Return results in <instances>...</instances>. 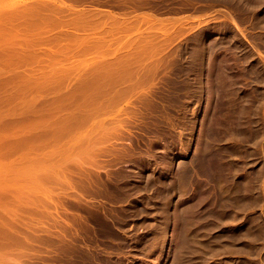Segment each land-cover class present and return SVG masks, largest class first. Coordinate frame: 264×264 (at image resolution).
Instances as JSON below:
<instances>
[{
	"label": "rangeland",
	"instance_id": "obj_1",
	"mask_svg": "<svg viewBox=\"0 0 264 264\" xmlns=\"http://www.w3.org/2000/svg\"><path fill=\"white\" fill-rule=\"evenodd\" d=\"M33 0H0V19H1V17H2V14L1 13H3L2 11H3V9H6L7 10V12L6 11H4V13H6V15L5 14H3V17H2V19L0 20V47L2 46L3 47V45L4 44H8V45H11L9 48L7 47V46H4V48L6 47V48H8V49H6V51H8V50H10V48L13 46V44L14 43H16V42H18V47L20 46V44L22 45L23 43H24V40H23V42H19V41H21L22 39H24V38H22V36L24 35V34H22L21 35V33H24V28L26 27L25 25H27L26 24V22H24V21H22V19H21V17H16L15 16V14L18 12L17 10H21V9H24L23 8V6L24 5H26V3L27 2H32ZM119 1H125V2H128V4L127 3H125V4H121V2L120 3H118ZM131 1V0H130ZM129 0H66V2H68V3H73L74 2V4H72V5H74V7L76 8V9H85V8H87V10L88 9H90V10H88V11H91L92 9V11H94V12H96V14H98V15H96L95 13V17H96V20H97V18L99 17L100 19H102L103 20V16L101 15V14H99L98 12H102L103 14L105 13V14H110V15H112V16H114V15H116V16H118V17H122V19L123 20H125L126 21V19L128 18L129 20H131V19H137L138 20V18H139V23H138V21H135V22H137V23H135L134 22V19L130 22V21H123L122 19H121V21H123L122 22V25L124 26V22L126 23V24H129V23H131L130 24V26L128 25V28H127V25H125L126 27V30H125V28L123 29V28H120V27H118V24L117 23H115V24H111L110 22H113L114 23V19H113V17L112 16H110L109 18L111 19V17H112V21L108 18H106V19H104V21L106 20L107 22H108V20L110 21V22H108L109 24H108V26L107 27H109V25H113V27H109V28H107V27H105L106 25H107V23H106V21L103 23L102 22V24H101V26H100V24L98 25V26H100V27H97V25L96 26H94V28L91 26H89L90 28H92V30L90 29V28H88V29H86V30H88V34H89V32H94V34H96L97 36V38L98 37H100V35H102V32L104 33V35H105V37H104V35H102V37H104L105 38V40L107 41V43H106V41L104 42V44L102 43H97V41L95 40L94 42H90L89 44L87 43V44H83V45H81V46H76L75 48H73V50L74 51H72L71 50V52L69 53V55H67V57L65 58V57H63L65 60H67V62H68V64L70 65V66H68V65H66V63L67 62H65V60H63V58H62V60H63V63H62V61H61V59L60 58H56V59H49L50 57H46V58H48V59H45L46 60V63H45V61H44V59L42 58V59H23V58H25L24 56H23V54H22V51H24V50H22V46H24V44L20 47V49L22 50H20L19 51V49H17V47L15 48L14 46H15V44H14V46L11 48V51H12V49H14L13 51H17V54H14L13 53V51H12V53H13V55H16V56H13L12 55V53L10 54V51L8 52L9 53V56H6L5 58L4 57H2V56H4L3 55V51H2V53L0 52V264H74V263H76V264H85V261H83L85 258H87L86 259V261H88V258H90L89 260V262H86L87 264H94V262L96 263V264H104V262H105V264H110L111 262H112V264H126V263H128V264H154L155 262H157V263H159L160 261H161V263L160 264H264V74H263V68H264V41H263V39H264V2H261L262 0H256L255 2L252 0H249L248 2H247V0H241L242 2H240L239 0H228V1H222L221 3H220V1L221 0H216L215 1V3H213V0L211 1H209V0H205V1H201V0H186V2H185V0H181L182 2H183V4H182V2L179 0V2H176V0H166V1H164V0H155L154 2H155V4H157V5H153V0L151 1V0H149V2L146 4L145 2H147L146 0L143 2V1H141V3H140V1L139 0H132L131 2L132 3H136V1H138L139 3H140V5H142V6H138V2H137V5H135V4H131V2H130ZM133 1H135V2H133ZM178 1V0H177ZM188 1V2H187ZM230 1V2H229ZM231 1H233V2H231ZM236 1H239V2H236ZM244 1L245 2H247L248 4H249V10L247 9L248 8V4H246L245 5V3H244ZM251 1V2H250ZM260 2V3H262V4H259L258 2ZM264 1V0H263ZM26 2V3H25ZM75 2H76V4H75ZM150 2H153V3H151V4H149ZM175 2V3H174ZM205 2V3H204ZM209 2V3H208ZM210 2H212V3H210ZM229 2V3H228ZM234 2L235 3H237V4H234ZM252 4V6H251V8H250V3ZM253 2V3H252ZM118 3V4H117ZM143 3V4H142ZM145 3V4H144ZM172 3V4H171ZM177 3V4H176ZM189 3V4H188ZM228 3V4H227ZM232 3V4H231ZM240 3H241V5H240ZM256 3V4H255ZM259 5H258V4ZM20 4H22L21 6H22V8H21V6H20ZM24 4V5H23ZM121 6H123V7H121ZM126 4L128 5V6H126ZM171 4V6H169ZM188 4V5H187ZM204 4H206V5H204ZM210 4V5H209ZM230 4V5H229ZM239 4V5H238ZM253 4H254V6H253ZM16 5H19L20 6V9H17L16 11H15V7H18V6H16ZM76 5H78L77 7H76ZM116 5H118L117 7H114V6H116ZM129 5H131V6H129ZM200 5H201V7H200ZM202 5H204V7H202ZM226 5V6H225ZM231 5H234V6H238L239 8H234L233 6H231ZM258 6V7H255V6ZM133 6V7H132ZM167 6V7H166ZM170 8H169V7ZM201 8H199V7ZM228 6H230V7H228ZM240 6H242L241 8H240ZM245 8H244V7ZM127 8V9H125V8ZM129 7H131L130 9H129ZM139 7V8H138ZM172 7V8H171ZM206 7V8H205ZM253 7H255V8H253ZM15 8V9H14ZM19 8V7H18ZM120 8H121V11H120ZM124 8V9H123ZM134 8V9H133ZM138 8V9H137ZM227 8V9H226ZM234 8V9H233ZM243 8V9H242ZM123 9V10H122ZM229 9H233L234 11L232 12V10H229ZM239 9V10H238ZM241 9V10H240ZM15 12H14V11ZM107 10V11H106ZM108 10H110V11H108ZM124 10H125V12H127V14H122L123 12H124ZM131 10H133L132 12H131ZM13 11V12H12ZM104 11H106V12H104ZM115 11V12H114ZM117 11V12H116ZM130 11V12H129ZM230 11V12H229ZM10 12H12L10 15H9V13ZM119 12H121L120 14H122L121 16H120V14H119ZM131 13V14H129V13ZM227 12V13H226ZM13 13H15L14 15H13ZM118 13V14H117ZM146 13H149V14H146ZM225 13L227 14V15H225ZM232 13V14H231ZM7 14L9 15L8 17H7ZM104 14V15H105ZM130 16H129V15ZM153 15V16H148V15ZM229 14H231V15H229ZM5 15V16H4ZM13 15V16H12ZM135 15V16H134ZM143 15H145L144 17L146 18V17H149L148 19H149V21H148V19L146 18H144L143 17ZM147 15V16H146ZM225 15V16H224ZM16 18H15V17ZM102 16V17H101ZM127 17V18H125V17ZM132 16H134L133 18H129V17H132ZM139 16V17H138ZM230 16H232V17H230ZM234 16V17H233ZM13 19H12V18ZM24 17V16H23ZM22 17V18H23ZM138 17V18H137ZM141 17H143V18H141ZM151 17V18H150ZM199 17V18H198ZM225 17H226V19H225ZM227 17H229V19H230V21L232 20V22L230 23V21H229V19H227ZM16 20H15V19ZM17 18H19V19H17ZM105 18V17H104ZM157 18V19H156ZM3 19H5L4 20V22H2V20ZM24 19V18H23ZM127 19V20H128ZM140 19H141V21H140ZM237 21H235V20ZM14 20H15V23H16V21L18 22V23H20L19 21H21V26H20V24H16V27L18 28H20L21 30H19V28H18V30H19V32H20V34H17L16 32H18V30H16V27H15V23H13L14 22ZM99 20V19H98ZM222 22H221V21ZM225 20H227V21H225ZM234 20V21H233ZM161 21V22H160ZM211 23V24H209V22ZM223 21H225L226 22V25L224 24L225 22H223ZM143 22V23H142ZM163 22H165V23H163ZM181 22V23H180ZM183 22V23H182ZM208 22V23H207ZM214 22H215V24H214ZM220 22V23H219ZM235 22V23H234ZM25 23V24H24ZM106 23V24H105ZM135 25H134V24ZM141 23V24H140ZM160 23H162L161 25L162 26H164V28H166L165 29V33L163 32V27L161 26V28L159 27L158 28V26H160ZM168 23V24H167ZM171 23V24H170ZM174 23V24H173ZM177 23V24H176ZM205 23H206V25H205ZM214 25H213V24ZM217 23V24H216ZM237 23V24H236ZM139 25L138 26V28H136L137 27V25ZM173 24V25H172ZM208 24H209V26H208ZM222 24V25H221ZM224 24V25H223ZM230 24H232L233 26H231ZM13 25H14V27H13ZM19 25V26H18ZM30 25V24H29ZM29 25H27V26H29ZM104 25V26H103ZM118 27V29H115V27L116 26ZM184 25V26H183ZM218 25H220V26H218ZM230 25V26H229ZM135 28H134V27ZM168 26H170V28L168 27ZM207 26V27H206ZM222 26H223V28H222ZM228 26V27H227ZM239 26V27H238ZM12 27V28H11ZM97 27V30H98V32H97V30H95V28ZM104 27H105V29H104ZM155 29H157V30H160L161 29V31H157V30H155ZM170 29V30H172V31H170V30H167L168 28ZM200 27V28H199ZM215 27V28H214ZM216 27H219V28H216ZM225 27H226V29H225ZM231 27V28H230ZM235 29H234V28ZM241 27V28H240ZM12 30H11V29ZM13 28H14V30H13ZM32 28V26H30L29 27V29L28 28H25L26 30H30ZM36 28V27H35ZM131 28V29H130ZM32 29H34V27L32 28ZM31 29V30H32ZM56 29H57V27H56ZM95 31H94V30ZM104 29V30H103ZM107 29H109V30H107ZM112 29H114V30H112ZM120 29H123V30H120ZM150 29H154L153 30V32H151L152 30H150ZM163 29V30H162ZM199 29V30H198ZM214 29V30H213ZM220 29V30H219ZM231 29V30H230ZM241 29V30H240ZM245 30L246 31V34H245V31H243V30ZM11 30V31H10ZM23 30V31H22ZM106 30L107 31H111V32H114V31H116L117 33L115 34V33H112L114 36H111V35H109V38H108V33L110 34L111 32H108L107 34L105 33L106 32ZM140 30H142V31H140ZM150 30V31H149ZM167 30V31H166ZM196 31V33H195V31ZM197 30H198V32H197ZM201 30H202V32H201ZM204 30V31H203ZM217 30V31H216ZM234 30H236V31H234ZM239 30V32H237ZM15 31V32H14ZM22 31V32H21ZM55 31H57V30H55ZM118 31H120V33L118 32ZM124 31V32H123ZM145 31V32H144ZM147 31L149 32V33H147ZM154 31L156 32H158V33H161V34H159L158 35V33L156 32V35H157V37H155V36H152L151 38H150V36L152 35H150V33H154ZM193 31H194V33H193ZM206 31V32H205ZM240 31H242V32H240ZM9 32L11 33V34H9ZM15 34H14V33ZM87 32V31H86ZM101 32V33H100ZM141 33V32H143L142 33V35L141 34H138V33ZM169 32V34H171V35H173V37L174 38H172V36H171V40L170 39H167V36L166 35H168V37L170 36L169 34H167ZM173 32H174V34H173ZM238 35V37H237V35L235 34V33ZM92 33H90V34H92ZM144 33H146V34H148V35H146V34H144ZM195 35V36H193V34ZM197 33H199V34H197ZM204 33V34H203ZM242 33V34H241ZM248 33V34H247ZM12 34H14V35H16V37H19L18 35H21L19 38H17L16 40H18L19 39V41H16V42H13L14 40L13 39H15V38H10L11 37V35ZM94 34H92V35H94ZM165 34V39H163L164 37H163V35ZM191 34V35H190ZM201 34V35H200ZM228 34V35H227ZM236 36H235V35ZM240 34H241V36H240ZM244 34V35H243ZM250 34V35H249ZM13 35V36H14ZM99 35V36H98ZM122 35V36H121ZM142 38V37H145V35L146 36H148V38H147V41H149V38L150 39H152L153 37H155L156 39H160L159 41L158 40H156L155 42H156V44H158V45H156V48H155V51L153 50V48L151 49V51H150V49H147L146 50V46L143 44V40H144V42H146L145 41V39L143 38V39H141L139 36ZM144 35V36H143ZM150 35V36H149ZM221 35V36H220ZM232 35H234V36H232ZM249 35V36H248ZM262 37H260V36ZM263 35V36H262ZM107 36V37H106ZM117 36L119 37L118 39H117ZM121 36V37H120ZM189 36H190V39H189ZM191 36H193L192 38H193V40L191 39ZM200 36H202V37H205V39H203V38H201ZM210 36V37H209ZM216 36H218V37H216ZM230 36V37H229ZM242 36H245L244 38L242 37ZM254 36V37H253ZM15 37V36H14ZM135 37V40L136 41H134V38ZM160 37H162V39L163 40H165V41H161L162 39L160 38ZM187 37H188V39L189 40H187ZM220 37L222 38V39H220ZM225 37H229L230 38V40L232 41H228L227 40V38H225ZM233 39H232V38ZM235 37H236V39H235ZM240 37V38H239ZM253 37V38H252ZM256 37L258 38V39H256ZM10 38V39H9ZM138 38H140L139 40H137ZM195 38V39H194ZM212 38V39H211ZM215 38L217 39V40H215ZM255 38V39H254ZM260 38H261V40H262V42H261V40H260ZM3 39V40H2ZM9 39V40H8ZM128 39V40H127ZM133 39V40H132ZM199 39H201V40H199ZM214 39V43H215V45H213V47L215 46L216 48H218V50H220V51H218L215 47L213 48V47H211L212 46V44H214L213 43V40ZM238 39H240V40H238ZM127 41V43H126V41ZM168 40V42H166ZM196 40V41H195ZM197 40H199V41H197ZM238 41V44L236 43L237 41ZM242 40H244V41H242ZM260 40V41H259ZM7 41H10L9 43H7ZM125 41V42H124ZM134 41V43H132V42ZM139 41V44L137 43V45H138V48H137V45H136V42H138ZM203 41V42H202ZM208 41V42H207ZM210 41V42H209ZM211 41H212V43H211ZM216 41V42H215ZM222 41V42H221ZM247 42V45L245 44L246 42ZM257 41V42H256ZM2 42H3V44H2ZM12 42V43H11ZM123 42L124 43H126L125 45L123 44ZM163 42H165V43H163ZM198 43V45H197V43ZM206 42V43H205ZM218 42H219V44H218ZM223 42H224V45H223V47H221L222 46V44H223ZM226 42V43H225ZM255 42H256V44H255ZM261 42V43H260ZM163 43V44H162ZM188 43H190V44H188ZM196 43V44H195ZM203 45H202V44ZM208 43V44H207ZM209 43L211 44V45H209ZM222 43V44H221ZM231 43V44H233V45H231L230 44V46H226V44L227 45H229V44ZM241 43V44H240ZM262 44V45H260V44ZM141 44L142 45H144V47H141ZM188 44V45H187ZM191 44H193V45H191ZM206 44H207V46H206ZM217 44V45H216ZM240 44V45H239ZM251 44H253V45H251ZM258 44V45H257ZM140 45V46H139ZM190 45V46H189ZM239 45V46H238ZM251 47H250V46ZM255 45V46H254ZM256 45H257V47H259V48H256ZM157 46H158V48H157ZM193 46V47H192ZM197 46V47H196ZM200 46H205V47H203V50H204V52H202L201 53V50H202V47H200ZM219 46H220V48H219ZM226 46V47H225ZM244 48H243V47ZM246 46H247V48H246ZM253 46V47H252ZM1 47V48H2ZM188 47V48H187ZM190 47V48H189ZM196 47V48H195ZM198 47H200V48H198ZM212 49H211V48ZM227 47H230V49L229 48H227ZM233 47H234V49H233ZM238 47V48H237ZM240 47V48H239ZM109 48H110V51H109ZM139 48H144V49H142V51H140L141 49H139ZM194 50H193V49ZM205 48H206V50H205ZM208 48V49H207ZM227 50H225V49ZM243 48V49H242ZM254 48V49H253ZM3 49V48H2ZM17 49V50H16ZM23 49H24V47H23ZM107 49V50H106ZM117 49V50H116ZM136 49V50H135ZM137 49H139V50H137ZM184 49V50H183ZM189 49V50H188ZM200 51H199V50ZM223 49V50H222ZM239 49V50H238ZM248 49V50H247ZM251 49H253V50H251ZM257 49V50H256ZM132 50H134L133 52H132ZM187 50V51H186ZM195 51L196 50V52L195 53H193V52H191V51ZM212 50V51H211ZM218 51V53H217V51ZM225 50V51H224ZM232 51L233 50V52H235V50H237L236 52H235V55L237 56H235L234 55V53L232 54V53H229L230 51ZM249 50H251L252 51V53L254 54V55H256V57L254 58L253 57V54L251 53V51L249 52ZM1 51V50H0ZM5 51V50H4ZM128 51V52H127ZM137 51V52H136ZM139 51H140V53H139ZM143 51L145 52V53H143ZM148 51H150V52H148ZM183 51H185V52H183ZM207 51V52H206ZM209 51V52H208ZM216 51V52H215ZM221 51H223V53L221 52ZM240 51L242 52V53H240ZM261 51V52H260ZM21 52V53H20ZM128 54H127V53ZM189 52H191L192 54H193V56L189 53ZM199 52V53H198ZM215 52V53H214ZM220 52V53H219ZM224 52H226V53H224ZM245 52V53H244ZM246 52L248 53V54H246ZM259 52V53H258ZM5 53V52H4ZM7 53V54H8ZM188 53L190 54V56H188V58H186L187 57V55H188ZM196 53H197V55H196ZM207 53V55H204V54H206ZM214 55V54H217V56L216 55H214L213 57H212V55ZM223 55H222V54ZM244 53V54H243ZM6 53H5V55H7ZM19 54V56H17ZM124 54H127V55H129V56H127V55H125L124 56ZM184 54V55H183ZM195 54V55H194ZM231 54V55H230ZM249 54H251L250 55V57L252 58V59H250L249 58ZM185 55H186V57H185ZM199 55H201V56H199ZM209 55H211L210 56V58H208L209 57ZM226 55H228V56H226ZM257 55H258V58L260 57L261 59H258L257 58ZM23 56V57H22ZM192 56V57H191ZM202 56H203V58H202ZM204 56H207V57H204ZM223 57V59L222 58H220V57ZM231 58H230V57ZM21 57H22V59H21ZM53 56H51V58H52ZM225 57V58H224ZM245 57V58H244ZM247 57V58H246ZM190 58H191V63H190ZM199 58V59H198ZM216 59V61L215 60H213V59ZM227 58V59H226ZM249 58V59H248ZM257 58V59H256ZM79 59V60H78ZM178 59V60H177ZM185 59H188V60H185ZM193 59H195V61L193 60ZM202 59H203V61H202ZM209 59H210V61H209ZM218 59H221V61H219ZM55 60V61H54ZM59 60V62H61V63H59L61 66H64V67H66L65 68V70H63V69H61V70H59V69H55V72L54 71H52V70H54V68L55 67H53V65L52 64H54V66H56V65H59V64H57L58 61ZM80 60H81V62L84 60V64L83 63H80ZM128 60H130V61H127ZM160 60H162V62H160ZM174 60H177V61H175L174 62ZM180 60H182V61H180ZM199 60V61H198ZM201 60V61H200ZM213 60V62H211ZM247 60V61H246ZM256 60H258V61H256ZM260 60H261V62H260ZM47 61H48V63L50 62L51 63V61H53L52 62V64H48L50 67H53V68H50L49 66H47ZM76 61H78L79 63H80V65L79 64H77L78 62H76ZM155 61H156V64H154L155 63ZM185 61V62H184ZM188 61V62H187ZM208 61V62H207ZM215 61V62H214ZM57 62V63H56ZM74 62V63H73ZM76 62V63H75ZM123 62H125L127 65L131 62V64L133 65H131V64H129L130 66H131V68L129 69V70H127L128 68L127 67H130L129 65L127 66V65H125L124 66V64H123ZM152 62H154V63H152ZM158 62H160L159 64H158ZM182 62V63H181ZM186 62L188 63V64H186ZM196 62V63H195ZM198 62V63H197ZM201 62V63H200ZM65 63V64H64ZM74 64V67H77V69L78 68H80V66H82L81 64H83V65H85V66H83V67H81V70L80 69H78L79 70V72H78V70H76V68H72L71 66H73V64ZM94 64V65H92V66H94V68L95 69H93V70H95L94 71V73H93V71H92V68L90 67V65L91 64ZM98 63V64H97ZM134 63V64H133ZM146 63H148L149 64V66H148V64H147V67L145 66V64ZM154 64V66L155 67H153V65H151V64ZM161 63H162V66H161ZM178 63H180V64H178ZM184 63V64H183ZM190 63V64H189ZM193 63H195V64H193ZM203 63V64H202ZM206 63V64H205ZM207 63H209V64H207ZM213 63V64H212ZM237 63V64H236ZM253 63V64H252ZM255 63V64H254ZM258 63H260V64H258ZM56 64V65H55ZM63 64V65H62ZM76 64V65H75ZM95 64H97V65H99V66H95ZM157 64L159 65V67H160V69H159V67L157 68ZM176 64H178V66H176ZM183 66H182V65ZM191 64H192V67H191ZM214 64H217V65H215V66H212V65H214ZM235 64V65H234ZM44 65H46V67H47V70L50 68V70H51V72L50 73H56V71H62V73H59V71L57 72V76L58 77H60V76H62L64 73V75H66L67 74V76H66V80H65V78H64V76L62 77L65 81H67L66 83H68V81H70V79H71V82H69L68 84H66L62 79V81L66 84H64V83H62V81L60 80V78H58V82H55L57 79H56V77H54L53 75V77L56 79H53V77L52 76H50L51 74L50 73H48V76H50V77H52V78H50V80H49V77H48V79H47V87H46V84H45V87H44V85H41V82L42 81H40L39 82V84L40 85H37L38 83V81L37 82H35V84H36V86H34V85H30V83L32 84L33 82H28V78H29V80L31 79V78H33V80H35V78H37V77H39L40 75L38 74L39 72H41V73H46L45 71V69H43L45 66ZM57 66L58 68H60L61 66ZM66 65V66H65ZM185 65H186V67H185ZM194 65H196L195 67H194ZM201 66V68H200V66ZM206 65V66H205ZM227 65V66H226ZM233 65H234V67H236L238 70H241V71H239L238 72V70H236L234 67H233ZM255 67H254V66ZM259 65V66H258ZM42 66H44V67H42ZM68 66V67H67ZM90 67V69H91V71H89L88 70V68ZM110 66V67H109ZM144 66V67H143ZM181 66H182V68H181ZM187 66H189V67H187ZM203 66V67H202ZM209 66H211V67H209ZM222 66V68H220ZM225 66V67H224ZM241 66V67H240ZM254 67V68H256V66H257V70L256 69H251L250 70V68H252V67ZM261 66H263V68L261 67ZM64 67H61V68H64ZM70 67V69H67V68H69ZM124 67H126V68H124ZM152 67L154 68V69H152ZM175 67H176V69H175ZM179 67V68H178ZM228 67V68H227ZM231 67H232V69H231ZM239 67H240V69H239ZM243 67V68H242ZM98 68V69H97ZM109 68V69H108ZM113 68V70H111ZM151 69V71L153 72V74L151 73V71H149L150 73H148V71H147V69L148 70H150ZM156 68H157V70L158 71H156ZM183 68H185V69H183ZM188 68V69H187ZM200 70H199V69ZM211 68V69H210ZM215 68V69H214ZM225 68H226V70H225ZM229 68H230V70H229ZM71 69L72 70H76V71H72V72H76V73H78V79H80V78H82V80H86V79H83L84 77V75H85V78H87V80L86 81H88L87 82V84L88 85H90V84H96L95 86H93L92 85V87L90 88L88 85H85V82L84 81H82V80H79L80 82H84L83 84L82 83H80V82H78V79L76 78L77 76L75 75L74 77H73V79H72V77H70L71 75H69L68 76V73H70L71 72ZM145 69H146V76L145 75H143L141 72H144L145 71ZM176 71H175V70ZM177 69H183L184 71H186L187 73H185L183 70L182 71H180V70H177ZM210 69V70H209ZM214 69V71L212 72V70ZM218 69V70H217ZM221 69V70H220ZM223 69V70H222ZM262 69V70H261ZM66 70H68L67 72H65ZM153 70H155V71H153ZM187 70H189V71H187ZM196 70H197V72H196ZM199 70V71H198ZM216 70V71H215ZM220 70V71H219ZM235 70V71H234ZM253 70V71H252ZM260 70H261V72H260ZM30 75H28V77H24L25 75H26V72ZM109 72L110 71V74L109 73H107V72ZM111 71H113L112 73H111ZM175 71V72H174ZM191 71H194V73L193 72H191ZM208 71V72H207ZM211 73H210V72ZM220 73H219V72ZM223 73H222V72ZM224 71L226 72L225 74H233V72H234V76L233 75H231V76H227V75H225L224 74ZM228 71V72H227ZM243 71H244V73H243ZM248 71V72H247ZM257 71H258V73H257ZM23 72L25 73V75L23 74ZM33 72H34V74H36V76L33 74ZM48 72H49V70H48ZM72 72L70 73V74H72ZM105 72L107 73V76H106V74H105ZM115 72L117 73V74H119L120 75V78H118L117 80L119 81V79H120V84H117V81L115 80L114 81V84L116 83L117 84V88L115 87V86H112V85H114L113 84V80L115 79V77L117 78V77H119V75L118 76H113V77H111L113 80H111V78H107V77H109L108 76V74L110 75V76H112V74H115ZM156 72V73H155ZM175 74H174V73ZM182 72H184V73H182ZM198 72H200L199 73V75H197L198 74ZM216 72V73H215ZM238 73V75L240 76V77H242L240 74H242L243 76H244V74H245V72H246V75L244 76V78L242 77V78H240L238 75H237V73ZM242 72V73H241ZM40 73V74H41ZM91 73V74H90ZM93 73V74H92ZM132 73H133V75H132ZM135 73V74H134ZM136 73H137V75H136ZM141 73V74H140ZM182 73V74H181ZM190 73V74H189ZM196 73V74H195ZM203 73H205L204 75H203ZM240 73V74H239ZM251 75H250V74ZM19 74H23V75H21V76H19ZM37 74L39 75V76H37ZM50 74V75H49ZM60 74H62V75H59ZM80 74V75H79ZM87 74V75H86ZM89 74V75H88ZM105 74V76H106V79H108V81H109V79L111 80V81H109L110 83H108V84H110V85H108L110 88L111 87H113V89L114 90H111V91H114V92H111V93H108L107 91H109L110 92V89H109V87L105 84V83H107V81L105 82V80H103V78H104V75ZM116 74V75H117ZM122 74V75H121ZM124 74V75H123ZM131 74V75H130ZM138 74H140V75H143V76H139ZM180 75V77L179 76H177V75ZM216 74V75H215ZM220 74V76H218V75ZM221 74H223V76L221 75ZM247 74H249V76L247 75ZM33 77H32V76ZM44 75V76H43ZM43 75H41L42 77H45L46 75L45 74H43ZM74 75V74H73ZM83 75V76H82ZM93 75L95 76L94 78H96V79H98L97 81L96 80H94V78H92L93 77ZM130 75V76H129ZM153 75V76H152ZM165 75V76H164ZM176 75V79L175 78H173L174 76ZM200 75H201V77H200ZM206 75V76H205ZM212 75V76H211ZM237 75V76H236ZM22 76L24 77L23 79H21L22 78ZM81 76V77H80ZM101 76H103V78H101ZM121 76H126V77H128L129 79H126V78H124V77H121ZM136 76H139V78L142 80V79H145L146 77H148L147 79H145L146 80V82H151L152 83V81L154 82L153 83V85H152V87L155 85V91L157 90H159V89H162L163 88V91H166V89H167V91L166 92H163L162 93V91L161 90H159L160 91V95H158V93H159V91L157 92H153L154 91V89L153 88H151V83H147L146 84V82H144V81H142L143 83H145V84H143L141 81H138V80H140L138 77H136ZM149 76H150V79H149ZM171 76V77H170ZM185 76H187V77H185ZM190 78H189V77ZM192 76V77H191ZM224 76H226V77H224ZM236 76V77H235ZM47 77H45V78H47ZM70 77V78H69ZM80 77V78H79ZM89 77H91L93 80H91V78H90V81H89ZM132 77V78H131ZM143 77V78H142ZM155 77V78H154ZM163 77L164 79H166V81L163 79V80H161V78ZM168 77H170V78H168ZM184 79V82H182L183 81V79ZM194 77V78H193ZM197 77H199L198 79H197ZM203 77V78H202ZM212 77H214V78H212ZM219 79H218V78ZM227 77H230L229 79H230V81L232 80V83H230V81H228L229 82V84H227L226 85V83H227V81H225V79H227V80H229ZM233 79H232V78ZM240 79H239V78ZM245 77H246V79H245ZM43 79V78H37V79H42L43 80V83L42 84H44L45 82L44 81H46V79ZM67 78L69 79V80H67ZM101 78V79H100ZM121 78H123V79H121ZM130 78H131V80H134L133 78H137V81H136V85H139V83H140V85L142 84V86H136L135 88H132L133 87V85L135 84V80H134V82L133 81H131L130 80ZM174 80H172V79ZM180 78V79H179ZM190 80H189V79ZM200 78H202V79H200ZM217 78V79H216ZM221 78H222V80H221ZM26 79H27V81H26ZM36 79V80H37ZM51 79H53V81H54V83L51 81ZM77 79V80H76ZM105 79V78H104ZM170 79V80H169ZM185 79L187 80V81H185ZM193 79V80H192ZM213 81H211V80ZM223 79H224V81L225 82H221V81H223ZM235 79L237 80L236 82H233V81H235ZM242 79H243V81H242ZM35 80V81H36ZM103 80V81H102ZM123 80V81H122ZM125 80H126V82H125ZM128 80L130 81V83H128V84H130V86H126V89H127V91L128 92H126V89H124L125 88V85L127 84V82H128ZM148 80V81H147ZM159 80H161L160 82H162V83H160L159 82ZM177 82H176V81ZM178 80H179V83H178ZM180 80H181V82H180ZM189 80V81H188ZM196 80V81H195ZM202 82H201V81ZM207 80V81H206ZM219 80H221V81H219L220 83L219 84H217V82ZM238 80H239V84L238 85H240V86H238L236 83H238ZM24 81H26V83L28 82V85H26L25 84V82ZM32 81V80H31ZM50 81V84H53V86H50L51 88H49V82ZM91 81H93V82H91ZM163 81H165L166 83H164ZM168 81L169 82H171V81H173V82H175L176 84H177V86H176V84L174 85V83L173 82H171V84L169 83V85H168ZM191 81V82H190ZM194 81V82H193ZM214 81L216 82L215 84H214ZM91 82V83H90ZM96 82V83H95ZM103 82H104V84H103ZM186 82V83H185ZM193 82V83H192ZM199 82H200V85H199ZM209 82H212V83H209ZM241 82V83H240ZM56 83V84H55ZM57 83H61V84H59V85H61V86H59ZM78 83H80V84H78ZM101 83V84H100ZM111 83H112V85H111ZM123 83H125L124 85H123ZM173 83V84H172ZM183 83H184V85H183ZM191 85H190V84ZM195 83V84H194ZM207 83V84H206ZM222 83V84H221ZM225 83V84H224ZM235 83V84H234ZM242 83H243V85H242ZM34 84V83H33ZM62 84H63V86H62ZM105 86V87H108V90L107 91H105V87L103 86V85ZM115 84V85H116ZM122 84V85H121ZM162 84V86L160 87V85ZM164 84V85H163ZM186 84H188V85H186ZM197 84V85H196ZM202 84V85H201ZM214 84V86L215 87H213L212 85ZM220 84H221V86H220ZM234 84V85H233ZM78 85H79V87H78ZM124 86L123 88H121V86ZM172 87H171V86ZM181 86V88H180V86ZM192 85H194V86H192ZM219 86V87H217V86ZM222 85H224V86H222ZM38 86V87H37ZM40 86V87H39ZM120 86V87H119ZM159 86V87H158ZM164 86H169L168 88H166V87H164ZM187 86H188V89H187ZM189 86H191V88L192 87H194V89L192 88V91H191V88L189 87ZM205 86V87H204ZM234 86H236V87H234ZM43 87V88H42ZM86 87V88H85ZM88 87V88H87ZM119 87V88H118ZM137 87H139V88H137ZM171 87V88H170ZM176 87V88H175ZM186 87V88H185ZM196 87V88H195ZM200 89H199V88ZM210 87V88H209ZM221 87V88H220ZM225 88V90L222 92V90ZM117 90H116V89ZM124 89L125 91H122L121 90V92L119 93V92H117L118 91V89ZM129 88H131V89H129ZM149 88H151L150 90H153V91H151L152 93H150V91H149V94L147 95V93H148V90H149ZM157 88V89H156ZM159 88V89H158ZM177 88H179V90L181 89V91H179ZM182 88H184V89H182ZM204 88V89H203ZM206 88V89H205ZM218 88H220L219 90L217 89V92H216V89ZM233 89V91L231 92H227V91H229L230 89ZM240 88V89H239ZM76 89H78V90H76ZM133 89H135V90H133ZM172 89H174V90H172ZM198 89H199V91H198ZM228 89V90H227ZM231 89V90H232ZM237 89V90H236ZM175 90H177V92L175 91ZM186 90V91H185ZM195 90V91H194ZM200 90L202 91V92H200ZM205 90V91H204ZM210 90H212V91H210ZM214 90V91H213ZM227 90V91H226ZM238 90H240V91H238ZM102 91V95L99 93V92H101ZM133 91V92H132ZM144 91H146L147 93H146V95H145V93H144V96H146V97H144L143 96V99H141V97H140V101H135L134 99L136 98V99H138L139 98V96H136L137 94H141V96H142V94H143V92ZM171 91H172V96L171 97H169L170 95H171ZM173 91H175V92H173ZM184 91H185V94H184ZM191 92L192 94H190L189 92ZM218 91L220 92V94L218 93ZM226 91V92H225ZM238 91V94L237 93H233V92H237ZM95 92V93H94ZM106 92V93H105ZM134 92H136V93H134ZM170 92V93H169ZM179 92V93H178ZM181 92V93H180ZM187 92L189 93V94H187ZM195 92V93H194ZM210 92V93H209ZM99 93V94H98ZM113 93V94H112ZM116 93V94H115ZM121 94L120 95V97H119V94ZM122 93H124L126 96H124ZM127 93V94H126ZM133 93H134V96H130L131 94L133 95ZM161 93H162V95H161ZM168 94V97L165 95V94ZM174 93H178V94H174ZM198 93V94H197ZM202 93V94H201ZM213 93H215V94H213ZM221 93L222 94H224V93H226V95L224 94L223 96H224V98H223V96L221 95ZM233 93V94H232ZM250 93V94H249ZM91 94H94L95 96H96V94H98L99 96L97 97V100H96V102L94 103L92 100L94 99H96V98H94L95 96L93 95V96H91V97H89ZM105 94H108L109 95V97H108V95H106L105 96ZM114 95L113 96V99H111V97H110V95ZM118 94V95H117ZM128 94H129V96H128ZM150 94H151V96H150ZM155 94H156V96L157 97H160L161 96V98L159 99V98H157L156 96H155ZM164 94V95H163ZM170 94V95H169ZM173 94H174V96H173ZM182 94V95H181ZM196 96H195V95ZM211 94V95H210ZM236 94V95H235ZM241 94V95H240ZM118 96L119 98H117L116 99V96ZM124 97H123V96ZM153 95V96H152ZM178 96V99H180L179 101H178V99H177V96ZM181 96V98H180V96ZM189 97V98H187V96ZM192 95V96H191ZM198 95V96H197ZM209 95H210V98H209ZM213 95V96H212ZM215 95V96H214ZM228 95H229V97H228ZM233 95H235V98H234V96L232 97ZM238 95V96H237ZM245 95V96H244ZM249 95H252L251 97L249 96ZM148 96V97H147ZM194 96V97H193ZM201 96V97H200ZM208 96V97H207ZM221 96V97H220ZM228 98H227V97ZM236 96H237V98H236ZM249 96V97H248ZM255 96V97H254ZM121 97H123V98H121ZM130 97V98H129ZM132 97V98H131ZM150 97H154V102H153V100H147V98H150ZM175 97V98H174ZM186 97V98H185ZM190 97H192V98H190ZM201 99H200V98ZM207 97V98H206ZM215 97V98H214ZM217 97H218V99H219V102H218V99H217ZM221 99H220V98ZM239 97H241V98H239ZM242 97H246V98H248V100L247 99H245V98H243L242 99ZM63 98V99H62ZM89 98H93V99H89ZM127 99L126 101H125V99ZM144 98H146L145 99V101H147V102H149L150 104H147V102L145 103V101H143L144 100ZM155 98H157V99H155ZM163 98H166L165 100H163ZM170 98V99H169ZM173 98V99H172ZM209 98V99H208ZM212 98V99H211ZM233 98V99H232ZM251 98V99H250ZM252 98H253V100H252ZM133 99V100H132ZM175 99H177V100H175ZM198 99V100H197ZM227 99V100H226ZM235 99H238V100H235ZM242 100V102H241V100ZM91 100V101H90ZM115 100L116 101H118V103H121V104H117V102H115ZM123 100H124V102H123ZM142 100V101H141ZM155 100H157V101H155ZM168 101V102H165V103H163V104H161V101ZM172 100H175V101H172ZM185 100V101H184ZM186 100H188V101H186ZM193 100V101H192ZM199 100H200V102H199ZM222 100V101H221ZM228 100H230L229 101V103H227V101ZM231 100H235L234 102H231ZM245 100H247L246 102V104H243V103H245ZM253 101V102H251V101ZM121 101V102H120ZM133 101H135V102H133ZM162 101V102H163ZM183 101V102H182ZM196 101H197V103H196ZM212 101V102H211ZM217 101V102H216ZM237 101V102H236ZM90 102V103H89ZM91 102H93V103H91ZM114 102V103H113ZM134 103L135 105H133V104H131V103ZM137 102H139V104L137 103ZM140 102H144L145 103V109L143 108L144 106V103L142 104V103H140ZM160 102V104H158V103ZM172 102V103H171ZM174 102H176V105L174 104ZM179 102H182L183 104H184V106H183V104L182 103H179ZM195 102V103H194ZM205 102H207V104H209V105H207ZM227 103V104H223V103ZM231 102V103H230ZM240 104H239V103ZM251 104H250V103ZM89 103V104H88ZM178 103V104H177ZM211 103H212V106H211ZM218 103V104H217ZM234 103H236V105L237 104H239V105H237V106H235V104ZM252 103H253V105H252ZM92 104V105H91ZM95 105V107H94V105ZM138 104V105H137ZM140 104H142V106H140ZM152 104V105H151ZM154 104H156V105H154ZM172 104V105H171ZM182 104V105H181ZM188 104V105H187ZM192 104V105H191ZM195 104H197L198 106H196ZM219 104H222V105H219ZM242 104V105H241ZM257 104V105H256ZM88 105H89V107H91L90 109H89V107H88ZM97 105V106H96ZM128 105V107L129 108H127V111H132V113L130 112H127V111H125V112H123L124 110H123V108L125 109L126 107H124V106H127ZM132 105H133V107H134V109H137V110H133V107H132ZM154 105V106H153ZM165 105H167L166 107H168V109L165 107ZM169 105V106H168ZM189 105H190V107H189ZM195 105V106H194ZM217 105V106H216ZM226 107H225V106ZM242 107H245L244 105H246V107L244 108L245 109V111L248 113V114H246L243 110L244 109H242V110H239V109H241L240 107L241 106ZM248 105V106H247ZM249 105H252V106H249ZM92 106H93V108H92ZM138 108H137V107ZM147 106H153V108H155L154 110H157V111H153L151 108H148ZM156 106H158L157 107V109H156ZM159 106L162 108V109H164V110H162V109H160L159 108ZM164 106V107H163ZM174 107V109L173 108H169V107ZM177 106L179 107V106H181L180 108H177ZM186 106V107H185ZM188 106V107H187ZM207 106V107H206ZM210 106V107H209ZM215 106V107H214ZM222 106V107H221ZM228 106V107H227ZM234 106V107H233ZM239 106V107H238ZM131 107V108H130ZM142 107V110H140V108ZM205 107V108H204ZM232 107V108H231ZM236 107V108H235ZM255 107H258V108H255ZM147 108V109H146ZM185 108V109H184ZM190 108V109H189ZM220 108V109H219ZM226 108V109H225ZM228 108H230V109H232L231 111H230V109L228 110ZM233 108H234V110H233ZM246 108H250V109H247L246 110ZM253 108H255V109H257V110H253ZM260 108V109H259ZM96 109H97V111H96ZM132 109V110H131ZM148 109H150L149 110V112H148V115H147V111L146 110H148ZM160 109V110H159ZM171 109V110H170ZM175 110L176 112H177V110L176 109H179L178 110V112L176 113L175 111V114H174V118L172 117L173 116V110ZM188 109V110H187ZM197 109V110H196ZM200 109V110H199ZM211 109V110H210ZM214 109V110H213ZM218 109V110H217ZM222 109H224V110H222ZM236 109V110H235ZM86 110H88V111H86ZM90 110L92 111V110H94V113L95 112H97L96 113V115L93 113V115H91V113H88V112H90ZM119 110V111H118ZM121 110H123V111H121ZM139 110H140V112H139ZM153 112H152V111ZM168 110H170V111H172L171 113H170V111H168ZM181 110V111H180ZM184 110V111H183ZM215 110H216V112H218V111H220V112H218L217 113V115L218 116H216V112H215ZM228 110V111H227ZM249 110H252L251 112H255L256 113V115L253 113V114H251V112L249 113ZM258 110H259V112H258ZM85 111H86V113H88L87 115H86V113H85ZM118 111V112H117ZM135 112V115H133L134 114V112ZM141 111H143V112H141ZM160 111V112H159ZM163 111V112H162ZM189 111V112H188ZM193 111V112H192ZM207 111V112H206ZM214 111V113L212 114V112ZM225 111V112H224ZM244 112V114H243V116L244 115H247V117L245 116V117H243L242 116V113ZM120 112H122V113H124L123 115L125 116H127L128 117V119H129V116L132 114L133 115V117L135 118H137L138 116H136V113L137 114H139V117H138V119H134L133 117H132V115H131V119H132V121H131V119L130 120H128V119H126V117H125V120L128 122H126L125 123V121H124V119H122V118H120V115L119 114H122V113H120ZM146 112V113H145ZM152 112V113H151ZM159 112V113H158ZM180 112V113H179ZM181 112H183V113H181ZM192 114H191V113ZM204 112V113H203ZM205 112H206V114H205ZM221 112H222V114H224V115H222L221 116ZM227 112H232V114H230V113H227ZM237 112V113H236ZM238 112H239V117H240V115H241V117L239 118L238 116H236V117H238V118H236V117H233V116H235L236 114H238ZM240 112H242V113H240ZM258 112V113H257ZM85 113V114H84ZM126 113V114H125ZM128 113V114H127ZM142 115H144L145 116V114H146V118L145 117H141V114ZM150 113H151V115H150ZM169 113L171 114L170 116H169ZM188 114L186 117H185V114ZM195 113V114H194ZM234 113V114H233ZM236 113V114H235ZM153 114V115H152ZM154 114H155V116H154ZM157 114H159L160 115V117H159V115H157ZM163 114V116L165 115V117H163V116H161ZM176 114H178V115H176ZM181 114V115H180ZM204 114L206 115V116H204ZM249 114L250 115H252V116H249ZM86 115V116H85ZM95 115V116H94ZM129 115V116H128ZM149 115H150V119H149ZM168 115V116H167ZM184 115V116H183ZM191 115V116H190ZM209 117H208V116ZM211 115V116H210ZM213 115H215L216 116V118L217 117H221V118H215V116L213 117ZM230 115V116H229ZM231 115H233V116H231ZM262 115V116H261ZM92 116V117H91ZM117 116L119 117V118H117ZM153 116H154V118L155 119H153ZM156 116H157V119L159 118V121L156 119ZM183 116V118H181ZM190 116V117H189ZM226 118H224V117ZM226 116H228V117H226ZM255 116V117H254ZM121 117H123L122 115H121ZM140 117H141V119H140ZM148 117V118H147ZM162 117V118H161ZM168 117V118H167ZM169 117L171 118L172 117V119H171V123H168V122H170V119H169ZM180 119H179V118ZM192 117V118H191ZM201 117L203 118V121H202V119H201ZM207 117V118H206ZM231 117H233L232 119H231ZM261 117V118H260ZM124 118V117H123ZM142 118H144V120L142 119ZM152 118V119H151ZM160 118L162 119V120H164V118H166V120L167 119H169V120H167L168 122V124L166 123V121L164 120V123H163V121L162 120H160ZM176 118V119H175ZM187 118V120H186V122L184 123V121H185V119ZM190 118V120H188ZM194 118V119H193ZM211 118V119H210ZM223 118H224V120L226 121V120H229L228 122L226 121V124L227 125H225V121L223 120ZM115 119H117V120H120L121 122H119V121H117V120H115ZM174 119V120H173ZM178 119V120H177ZM191 119H193V120H191ZM210 120L209 122H208V120ZM212 119H216V121H212L211 122V120ZM219 119V120H218ZM235 120V122H234V120ZM251 119L253 120V123L252 122H250L251 121ZM114 120H115V122L116 123H118V124H115V122H114ZM147 120V121H146ZM154 120L155 122H152V121ZM157 120V121H156ZM177 120V121H176ZM195 120V121H194ZM207 120V121H206ZM217 120H218V122H219V127L217 126L218 125V123H217ZM220 120H222V121H220ZM236 120H238V123H237V121ZM122 121H124L123 123H125V125L122 123ZM134 121V122H133ZM174 121L176 122V125H175V123H174ZM178 121H180V123L182 124V126H181V124L178 122ZM187 121H188V124H187ZM233 121V122H232ZM256 121V122H255ZM148 122H151V124L150 123H148ZM159 122H160V124H162V125H160V126H158V124H159ZM189 122H191V124L189 123ZM195 122V123H194ZM197 122V123H196ZM201 122H202V124H201ZM205 122V124H203ZM210 122H211V124H210ZM214 122V123H213ZM216 122V123H215ZM131 124V126H130V124ZM157 124L156 126L154 125V124ZM193 123H194V125H193ZM206 123H208V124H206ZM149 124H150V126H149ZM154 125V127H153V125ZM165 124H167V126L165 125ZM170 124V125H169ZM172 124H174L173 126L174 127H172L171 125ZM177 124H180V126L178 127V125ZM200 126H198V125ZM214 124V125H213ZM215 124H216V126H215ZM114 125V126H113ZM116 125L118 126H121V128L123 129H120V127L118 128V127H116ZM127 125V126H126ZM148 125V126H147ZM193 127H192V126ZM207 125H209L210 127H208ZM212 125H213V128H211L212 127ZM222 125V126H221ZM95 127V131H93V130H91V129H94V128H92V127ZM109 126H111L110 128L111 129H113V130H115V128H118L119 129V133H117V129L115 130V132L117 133H115L113 130V132L111 131V130H109L108 128H109ZM124 126H126V128L124 127ZM146 126V127H145ZM152 126V128H151V130L149 129L150 127ZM158 126V127H157ZM163 126H165V129H164V127ZM170 126V127H169ZM177 128H176V127ZM184 126V127H183ZM205 126H207V127H205ZM215 126V127H214ZM113 127V128H112ZM149 127V128H148ZM160 127V128H159ZM161 127H163V128H161ZM167 127L169 128V129H167ZM186 127V128H185ZM187 127H189V128H191L189 131H188V129L189 128H187ZM195 127V128H194ZM130 128V129H129ZM154 128V129H153ZM155 128H158V129H155ZM172 128V129H171ZM179 128V129H178ZM180 128H182V129H180ZM184 128V129H183ZM199 128H201V129H199ZM206 128V129H205ZM209 128H211V129H214L216 132H218V133H216L214 130H211V129H209ZM218 128V129H217ZM223 129V131H221L222 129ZM127 129H129V131L127 130ZM163 130V132H162V130ZM187 129V130H186ZM217 129V130H216ZM120 130H122V131H120ZM125 130V131H124ZM152 131L153 132V130H154V132L152 133V132H150V133H148L149 131ZM156 130H158L157 132H156ZM167 131L166 133H164L165 131ZM173 130V131H172ZM184 130V131H183ZM193 130V132H191ZM201 130V131H200ZM204 130V131H203ZM207 130H210V131H207ZM219 130V131H218ZM108 131V132H107ZM126 131H128V132H130L129 134L126 132ZM200 131V132H199ZM203 131V132H202ZM215 132L216 134H220L219 136H221L220 138H219V136L218 135H214L213 133H211V132ZM221 131V133L223 132L224 133V131H225V133L223 134H221V133H219ZM92 132H94L93 134H92ZM122 132V133H121ZM125 132V134H126V136L127 135H129L128 137H130V135H131V138H125L126 136H125V134L124 135H122L123 133ZM156 132V133H155ZM168 132H170V133H168ZM171 132H173L174 134H172ZM176 132H178L180 135H178V133H176ZM198 132V133H197ZM207 132H209L208 134L210 135H208V134H206ZM109 133H110V135H109ZM115 134V135H113V134ZM192 133H194V134H192ZM211 133V134H210ZM254 133V136L252 135ZM90 134H92L91 136H90ZM95 134V136H93ZM152 136L153 134H154V137L152 136H150V135ZM157 134V135H156ZM159 134H160V136H159ZM166 134H167V136L168 137H166ZM169 134H171V135H169ZM176 134V135H175ZM185 134H187L186 136H184ZM190 134H191V137H190ZM213 134V135H212ZM107 135H109V137H107ZM111 135H112V137H111ZM121 135H122V137L123 136H125V137H123V138H121ZM156 135V136H155ZM178 135V136H177ZM181 135H182V137H181ZM189 135V136H188ZM198 135V136H197ZM202 135H204V136H202ZM207 135V138H205V136ZM211 135H212V137H211ZM223 135V136H222ZM245 135H247L246 137H244ZM89 136H90V139H89ZM142 136L144 137V138H149V139H147L146 141L149 143V144H151V145H149L148 143H145L146 141H145V139L144 138H142ZM159 136V137H158ZM163 136V137H162ZM171 136H173V138L171 137ZM249 136V137H248ZM94 139H93V138ZM155 137H157L156 139H154ZM161 137H162V139H161ZM170 137V138H169ZM181 137V138H180ZM198 137V138H197ZM202 138V140L200 139V138ZM209 137V138H208ZM223 137V138H222ZM91 138L94 140V142H93V140H91ZM132 138L135 140H133L132 141ZM159 138H160V140H159ZM166 138H167V140H166ZM175 138H176V140H175ZM189 138V139H188ZM221 138L223 139V140H221ZM246 138V139H245ZM248 138V139H247ZM130 139H131V141H130ZM139 139H140V141L141 142H139ZM144 139V141H142ZM154 139V140H153ZM158 139V140H157ZM164 139V140H163ZM170 139H172V140H170ZM174 139V140H173ZM180 139V140H179ZM186 139V140H185ZM190 139H191V141H190ZM204 139L206 140V142L208 143H204ZM208 139V140H207ZM209 139H210V141H211V143H210V141H209ZM214 139L216 140V142L214 141ZM89 140H91L92 141V143H94V145L93 144H91V145H89V142H91V141H89ZM95 140L98 142H95ZM151 140H153L154 142L153 143H151L150 141ZM166 140V141H165ZM179 140V141H178ZM188 140L190 141V147L188 148ZM199 140H201V141H199ZM256 140H258V142H256ZM136 141H137V144L139 145V144H141L142 143V145H137L136 144ZM164 141V143H162ZM187 141V142H186ZM197 141H198V144H197ZM212 141L215 143H212ZM113 142V143H112ZM131 142V143H130ZM135 142V143H134ZM144 142V143H143ZM156 142V143H155ZM165 142L166 143H168V142H170V143H168V144H165ZM182 142V143H181ZM186 142V143H185ZM100 143V145L99 146H97V150H96V146H95V144L96 145H98ZM101 143L103 144V145H106V143H107V145L106 146H108L107 148L104 146V148H106L105 150L103 149V148H101L102 147V145H101ZM108 143H112V144H108ZM115 143H117V144H115ZM182 145H181V144ZM185 143V144H184ZM196 143V144H195ZM199 143H200V145H199ZM218 143V144H217ZM114 144V145H113ZM125 144V145H124ZM128 144H129V146H128ZM130 144H132V145H134L133 147H131V148H133V150L135 149V150H137V151H135L134 150V152H133V150L131 149L130 150V146H132V145H130ZM136 144V145H135ZM145 144H147V146L145 145ZM162 144V145H161ZM166 146H165V145ZM169 144H171V145H169ZM174 144V145H173ZM180 144V145H179ZM214 144V145H213ZM236 144V145H235ZM93 145V146H92ZM111 145H113L114 147H115V145H118V146H116V147H118L120 150L119 151H121V152H119V151H117V148L115 147V149H114V147L113 146H111ZM126 145L128 146L127 148L129 149H127V151H125L126 150ZM153 145V147L155 146V147H157V148H155V150H154V148L153 147H151ZM178 145V146H177ZM185 145V146H184ZM198 145L200 146V148L201 147H203V146H205L207 149H208V151H207V149L206 148H201L202 150L203 149H206L205 151H202L199 147H198ZM202 145V146H201ZM210 145H213V146H210ZM216 145V146H215ZM235 145V146H234ZM95 146V147H94ZM125 146V147H124ZM144 147V148H141V147ZM149 146V147H148ZM162 146V147H161ZM169 148H168V147ZM171 146H173V148H171ZM211 147V149H210V147ZM215 146V147H214ZM90 147V148H89ZM113 149H112V148ZM122 147H124L123 148V150H122ZM146 147H148V150H150V153H149V151L147 150V151H144L145 149H147ZM159 147H161V148H163L164 147V149L166 150L165 152H170V150L171 151H173L175 154H177V158H176V162H174V165H173V170L171 171V173L169 172L168 174H167V184H168V182H169V187L171 186L172 188H174V187H176V184H177V188H178V190H174V191H176L175 193H174V191H173V189H170L171 191H169V193H171V192H173V194H168L169 196V200L167 199V197L166 196H164V194L163 193H161V194H163V196L161 195V194H159V195H161V196H159V195H157V193H159L158 192V188L156 189V191L157 192H153V191H150L151 193H152V195H151V197L150 196H148L147 198H145V199H150L149 200V202H148V200H147V202H146V200L144 201H141V202H136L134 199H132V198H126L125 200H124V202H123V199L122 198H125V197H123V196H121L120 197V195L121 194H118L117 195V193H115V194H113L115 197H112V194H110V195H108V196H106V197H103V195L102 196H100V193H96V192H92V190H91V186H90V184H88V182H89V177H91V178H93V176H91L92 175V170H95L96 171V174H97V172L99 173V181H101V179H102V181L104 180V176L105 177H107V175L109 176V177H107V178H110L111 179V181L112 182H114V183H116V185H118L117 183H119V185H121V190L123 191V189H124V186H122V184L123 185H125V183H127V181H123V180H125L127 177H124L126 174V172L125 171H127L128 173L130 172V170L131 169H133V167H134V164L133 163H135L134 161H135V159L136 160H138L139 158H141V157H144L143 155H147V156H145V157H149V158H152V159H154L153 157L156 155V156H158L157 154H161V151H164V149H161V148H159ZM196 147V148H195ZM216 147H217V149H216ZM237 147V148H236ZM94 148V154H95V152H97L98 150L99 151H102L101 149H103V151L104 152H99L100 154H98L97 155V157H96V155H93V154H90V153H92V151H91V149H93ZM99 148H101V149H99ZM137 148H139V149H137ZM153 148V149H152ZM180 148V149H179ZM195 148V149H194ZM199 148V149H198ZM216 150H215V149ZM90 149V150H89ZM114 150V151H112V150ZM140 149H143V151L141 152V150ZM151 149H152V151H151ZM160 149V150H159ZM215 151H214V150ZM222 149V150H221ZM226 151H225V150ZM230 149V150H229ZM197 150H201V152H199V151H197ZM211 150V151H210ZM90 151V152H89ZM119 152V153H117V152ZM125 151V152H124ZM132 151V152H131ZM141 153H140V152ZM156 151V152H155ZM184 151H186V152H184ZM195 151H197V152H195ZM212 152V153H217L216 155H215V153H214V155L211 153L210 154V152ZM217 151H219V152H217ZM230 153H229V152ZM108 153V155H107V153ZM110 152V153H109ZM111 152H112V155H110L109 156V154H111ZM116 152V153H115ZM131 152V153H130ZM153 152V153H152ZM192 152V153H191ZM199 152V153H198ZM207 153V154H205V153ZM209 152V153H208ZM225 154H224V153ZM102 153L104 154V155H102ZM114 153V154H113ZM121 153H128L127 154V158L125 159V157H126V155L124 154V155H122ZM137 153H138V156L135 158V156L137 155ZM143 153V154H142ZM145 153V154H144ZM148 153H149V155H148ZM153 154V155H150V154ZM155 153V154H154ZM200 155L201 153H202V155H198V154ZM220 155H219V154ZM119 156H118V155ZM129 154H131V155H129ZM135 154V155H134ZM141 154V155H140ZM195 156H194V155ZM222 154H224V156H221ZM231 154V155H230ZM91 155H93V156H91ZM123 157H122V156ZM134 157H133V156ZM197 155V156H196ZM205 155V156H204ZM206 155H207V157H206ZM209 155H210V157H209ZM114 158H116L117 156V158L120 160H113V157ZM130 156L132 157V158H130ZM151 156V157H150ZM153 156V157H152ZM182 156V157H181ZM199 156V157H198ZM212 156H214V158L212 157ZM215 156H216V158H215ZM93 157V158H92ZM98 158V161H97V159L96 158ZM112 157V158H111ZM120 157V158H119ZM195 157H197L196 158V160H195ZM201 157V158H200ZM219 157V158H218ZM222 157H224V158H226V159H224V158H222ZM95 158V160H93ZM116 158V159H117ZM121 158H123L125 161H123ZM128 158L130 159V161L132 160V159H134V160H132L131 161V163L129 162V161H126V160H128ZM138 158V159H137ZM204 159V160H202L201 161V159ZM206 158H209V159H206ZM217 158L219 159V161H217ZM222 158V159H221ZM92 159V160H91ZM191 159V160H190ZM199 159V160H198ZM211 159H212V161H211ZM214 159V160H213ZM224 159V160H223ZM105 160V162H103V161ZM111 160V161H110ZM122 160V161H121ZM179 160V161H178ZM183 162H185L184 164H186V167L184 166V164H180V165H177V164H179L181 161ZM194 160V161H193ZM221 160H223V161H221ZM93 161H95L96 163L94 164V162H93V164H92V162ZM109 161V162H108ZM116 164L115 166H117V167H115V168H113L114 166V163ZM186 161H187V163H186ZM189 161H190V163H189ZM193 161V162H192ZM203 161H205V162H209L208 164H209V166L212 164V162H213V164H214V166L213 165H211V166H213V167H211V169H213V172L211 171V172H209L211 169H209L210 167L208 166V164L206 163L205 164V162H204V164H203ZM211 161V162H210ZM221 161V162H220ZM111 162L113 163V165L111 164ZM123 162H125L124 164H123ZM179 162V163H178ZM181 162V163H182ZM199 162H202L201 164L199 163ZM215 162H217L218 163V165H217V163H215ZM104 163V164H103ZM107 163H110L111 165H105V164H107ZM119 163V164H118ZM189 163V164H188ZM192 163V164H191ZM200 165H199V164ZM221 163H222V165H221ZM122 166H121V165ZM129 166H128V165ZM197 164V165H196ZM202 164H203V166H202ZM123 165H125V168H126V166H128L127 167V169H125L124 167H123ZM133 166V167H130V166ZM188 165V166H187ZM193 165H196V167L195 166H193ZM199 165V166H198ZM109 166V167H108ZM121 166V167H120ZM186 168H184V167ZM197 166H198V168H197ZM202 166V167H201ZM204 166H208L207 168L209 169H207L206 167H205V169L203 168ZM220 166H223V167H225L224 168V172L222 171L223 170V168L221 167L220 168ZM112 167V169H114L115 171L116 170H118V172H114V171H112V169H108L109 171L107 172L106 171V169L107 168H111ZM121 168V169H119V168ZM178 167V168H177ZM184 169V170H188V168L187 167H190V168H192V167H194V170H195V174H194V171L192 172V177H193V174H194V177H193V183L192 182H190V181H188V180H190V178H187L186 177V181H188V182H185L184 183V181H182L183 183H180L181 181V179H180V177L181 176H183V175H181L183 172H182V169ZM200 167V168H199ZM129 168V169H128ZM179 169V170H177V169ZM214 168L216 169L215 171H217L218 170V172H222L221 174L219 173H217V172H215L214 171ZM92 169V170H91ZM125 169V170H124ZM201 169V170H200ZM202 169H203V172H202ZM220 169H222L221 171H220ZM226 169H230L229 170V172H228V170H226ZM90 170V171H89ZM121 170V171H120ZM122 170H123V172H122ZM183 170V171H184ZM197 170V171H196ZM200 172H199V171ZM78 171V172H77ZM79 171H81L82 173H80L79 175H75L76 174V172H77V174L79 173ZM92 171V172H91ZM112 171V172H111ZM175 171L177 172V173H175ZM91 172V173H90ZM104 172H107V173H105L104 174ZM180 173V175H179V173ZM182 172V173H181ZM197 172V173H196ZM228 172V174H226ZM121 173H123V174H121ZM200 173H202V174H200ZM213 174V175H209V174ZM219 175H217V174ZM226 175H225V174ZM64 174V175H63ZM104 174V175H103ZM112 174V175H111ZM123 175V176H117V175ZM173 174V175H172ZM174 174H177V176L176 175H174ZM197 174V176H195ZM206 174V175H205ZM248 176H247V175ZM82 175L84 176V178H80V177H82ZM93 175L96 177H94L95 179H98L97 177L98 176H96L94 173H93ZM202 175V176H201ZM214 175H216V177L214 176ZM221 175H224V178L221 176ZM230 175V176H229ZM73 176V177H72ZM75 176H79V179L82 181H85V182H81V181H76V179H78L77 177H75ZM110 176H113L112 178L110 177ZM179 176V177H178ZM200 176V177H199ZM211 176V177H210ZM212 176H214V178L212 177ZM103 177V178H102ZM121 177H123V180H122V178ZM173 177H178L179 178V180H178V178L176 179V178H173ZM202 177V178H201ZM208 177H210V178H208ZM227 177V179L228 180H226L225 178ZM229 177V178H228ZM242 177H244V178H242ZM248 177H249V179H248ZM86 178V179H85ZM93 178V180H95ZM106 178V179H107ZM171 178H173V180H171ZM195 178V179H194ZM196 178H198V179H196ZM218 178H219V182H217V183H219V185H220V187L221 188H216V186L218 185L217 183H215L216 181H218ZM247 178V181L246 180H244V179H246ZM78 179V180H79ZM85 179V180H84ZM105 179V180H106ZM178 182H176L175 180ZM188 179V180H187ZM200 179V180H199ZM215 179V180H214ZM217 179V180H216ZM221 179H225L224 181H223V184H222V180ZM114 180H116V182L114 181ZM170 180V181H169ZM198 180V181H197ZM201 180H204V181H201ZM208 180H210L209 182H211V185H210V183L208 182L207 184H209V185H207L206 184V181H208ZM212 180H214V181H212ZM220 180H221V182H220ZM237 180H239V181H237ZM180 181V182H179ZM225 181H228V182H225ZM249 181V183H248V185H247V182ZM76 182H80L79 184H81V185H79L78 183H76ZM122 182V183H121ZM125 182V183H124ZM170 182H174V183H176L175 185H173V183H170ZM200 182V183H199ZM225 182V183H224ZM237 182V183H236ZM246 182V183H245ZM85 184L84 186H83V184ZM121 183V184H120ZM187 183V184H186ZM205 183V184H204ZM178 184L181 186V185H186L184 188H182V187H178ZM191 185V187L192 188H190V190H189V186ZM195 184H197V188L195 187L196 185ZM213 184H215V185H213ZM233 184V185H232ZM79 185V186H78ZM97 185H99V184H97ZM187 185H189V186H187ZM193 185V186H192ZM219 185L217 186V187H219ZM224 185V186H223ZM87 186V188H84V187H86ZM198 186H202V187H200V190H202V188H204L202 191H200L199 190V188H198ZM208 186V187H207ZM212 186V187H211ZM234 186V187H233ZM122 187H123V189H122ZM170 187V188H171ZM194 187V188H193ZM187 188V189H186ZM211 188V189H210ZM212 188H213V190H212ZM216 188V189H215ZM224 188H227V189H224ZM230 188H232L231 190H230ZM236 188V189H235ZM238 188H240V189H238ZM182 189V192L184 193H180L181 191H179V190H181ZM196 190L197 191V193H199L200 195H198L197 193H196V191H194V190ZM206 189V190H205ZM208 189H209V193L207 192L208 191ZM219 190V192H218V190ZM242 189V190H241ZM192 190V191H191ZM205 190V191H204ZM216 190H217V193H216ZM224 190H227L226 191V193L228 192V194L230 193V198H226V196L228 197L229 195H226V193H225V191ZM235 190V191H234ZM237 190V191H236ZM238 190H239V193H238ZM48 191H50V193L48 192ZM53 191V194H51V192ZM67 191H71V193L72 192H75V193H73L74 195H75V199H78L77 198V196H79V199L78 200H74V198H73V196L71 195H69V194H71L70 192H68L67 193V195L66 194H64L65 192H67ZM186 193H185V192ZM213 192V194H214V196H213V194H212V192ZM215 191V192H214ZM223 191V192H222ZM230 191V192H229ZM46 192H48L50 195H54V196H52L53 197V199H51L50 201L51 202H53V203H55V204H52L51 202H49V198H52L49 194H46ZM178 192V193H177ZM205 192V193H204ZM221 192V193H220ZM235 192V193H234ZM81 194V195H79V194ZM93 193H95V195L93 194ZM193 193V194H192ZM196 193V194H195ZM233 193V194H232ZM57 194V195H56ZM86 194H88V195H86ZM89 194H90V196H89ZM93 194V195H92ZM155 194V195H154ZM203 194V195H202ZM206 194V195H205ZM215 194H216V196H215ZM218 194V195H217ZM222 194H225V196H223ZM232 194V195H231ZM242 196H241V195ZM246 194V195H245ZM59 195L62 197H60L59 198ZM64 195H66L67 197L65 198L64 197ZM96 195H98V196H96ZM117 195V196H116ZM173 196V200H172V196ZM182 197H181V196ZM201 195L203 196V199H205V201H203V199H202V201L203 202H201V200L199 201V200H197V199H199V198H201ZM208 195V197H205V196H207ZM221 196V199H220V201H219V197ZM239 195V196H238ZM245 195V196H244ZM57 196H58V198H57ZM87 196V197H86ZM109 196H111V197H109ZM152 196H153V198H152ZM155 196V197H154ZM185 196V197H184ZM189 196H191V197H189ZM198 196H200V197H198ZM215 197V198H213V197ZM218 196V197H217ZM56 199H58V201H59V203H58V201L56 202V200H55V198ZM68 197H72V198H68ZM81 197V198H80ZM107 197H108V199H107ZM118 197H120V198H118ZM156 197H158V198H156ZM160 197L162 198V199H160ZM182 199H181V198ZM193 197H195L194 198V200H193ZM196 197H198L197 199H196ZM211 197L213 198V201H212V199H211ZM234 197V198H233ZM238 197H240V198H242V199H238ZM244 197V198H243ZM63 198L64 199H66V201L65 200H63ZM102 198H106V200L105 201H103L104 199H102ZM112 198H114V199H112ZM117 198V199H116ZM177 198V199H176ZM208 198V199H207ZM218 198V199H217ZM223 198H226V199H224L223 200ZM231 198L233 199V200H231ZM48 199V204L50 203L51 205H49L51 208H49L48 207V205H47V202L45 201V200H47ZM59 199H61V200H59ZM69 199V200H68ZM71 199H73V201H71ZM90 200V201H86V202H84L85 200ZM94 200L95 201V203H94V201H92L91 202V200ZM96 199H99L98 201H100V199L102 200V201H100L101 203H97L98 201L96 200ZM111 199H112V204H111ZM118 199H121L122 200V202L123 203H125V202H127V203H125V204H119V210L117 209V204L118 203H122L121 202V200H118ZM156 199V200H155ZM158 199V200H157ZM184 199V200H183ZM191 199V200H190ZM236 199V200H235ZM245 199H247L246 200V202L245 201H242L243 203H245V204H243L240 200H245ZM109 200V201H108ZM128 200H130V201H128ZM162 200V201H161ZM168 200V201H167ZM171 200V201H170ZM183 202H182V201ZM189 200V201H188ZM210 200H211V202H210ZM228 200V202H230V200H231V202L232 201H234L233 203H234V205L230 202V203H228V202H225V201H227ZM237 200H239V201H237ZM61 201V202H60ZM65 201V206H64V204H63V202ZM68 201H71L72 203H69ZM97 201V202H96ZM107 201V202H106ZM114 201V202H113ZM115 201H116V203H115ZM133 201V202H132ZM157 201V202H156ZM165 201V203H166V201H167V205H168V203H169V206H167V205H165V203H163ZM173 201H174V203H173ZM181 201V202H180ZM191 201V202H190ZM194 201H196V202H194ZM197 201L198 202H201L200 204H198L197 203ZM218 203H217V202ZM224 201V202H223ZM73 202H74V204H73ZM84 202V203H83ZM110 202V203H109ZM132 202V203H131ZM144 202V203H143ZM151 202V203H150ZM161 202V203H160ZM172 202V203H171ZM177 202V203H176ZM181 203V204H179V203ZM186 202V203H185ZM189 202V203H188ZM213 202V203H212ZM215 202V203H214ZM221 202H223V203H221ZM57 203H58V205L59 206H63V207H59V206H57ZM60 203H62V204H60ZM86 204V205H84L85 207L86 206H90V205H88V204H91V206L93 205V203H94V207H95V205L98 207V205H100V204H104V206L106 207V206H108V207H106V208H109L110 210H106L105 208V210L103 211L104 213H106L105 214V217H106V215H107V217H106V219L109 221V220H111V221H113L114 223H112L111 222V226H112V228L111 229H107V232H106V230H105V232L106 233H104V235H101V237L102 236H104V238H103V241H102V239L99 237V239L102 241H100L99 239H97L98 238V236H96V237H94V236H92L91 235V233H90V231H89V229H88V232H87V234H85L86 233V231H85V233H84V229H85V227L82 229V226L81 225H79V223H80V221L78 222V224L76 223V221H74V220H76L74 217L76 216V215H81L82 216V218L81 219H86L87 218V216H88V218L90 219V220H92V218H90L89 217V214L88 213H85V212H83V211H85V209H83L82 208V210H81V208H79V205H83V204ZM131 203V204H130ZM146 203V204H145ZM155 203V204H154ZM160 203V204H159ZM162 203H163V206H164V209L163 208H161V207H163L162 206ZM188 203V204H187ZM191 203H193V205L191 204ZM195 203V204H194ZM198 204V207L196 206L197 204ZM212 204V207H210L211 206V204ZM217 203V204H216ZM224 203H226V204H224ZM227 203H228V205H227ZM66 204H67V206H68V204H69V208L68 207H66ZM70 204H73L72 206H70ZM139 208V209H141L142 211L144 210L145 212H142L141 213V210L139 211L138 210V208L135 206V205ZM143 204H145V206L143 205ZM147 204H149V205H147ZM152 204V205H151ZM186 204V205H185ZM213 204H215V205H213ZM221 204V205H220ZM224 204V205H223ZM233 205V206H230V205ZM241 204H243V206H244V208H241V207H243ZM57 206V207H59V208H57V207H55V206ZM111 205H114L113 207L111 206ZM130 205H131V207H130ZM140 205H143V206H140ZM146 205L148 206V207H146ZM151 205V206H150ZM154 205H156V206H154ZM161 207H160V206ZM178 207V209H181V210H179V211H181V213L178 211V209L176 210V206ZM192 205V206H191ZM227 205V206H226ZM246 205V206H245ZM46 206V207H45ZM110 206V207H109ZM127 206H129V207H127ZM150 206V207H149ZM184 206V207H183ZM186 206V207H185ZM217 206H220V209H219V207H217ZM226 206V207H225ZM65 207L67 208V209H65ZM71 207H73V208H71ZM116 207V208H115ZM121 207H122V209H121ZM156 207V208H155ZM174 207H176V208H174ZM180 207V208H179ZM187 207H189V208H187ZM190 207H191V209H190ZM192 207H194V208H192ZM209 207H210V210H209ZM213 207H215L216 209H217V212H216V210H214L215 208H213ZM222 207V208H221ZM224 207V208H223ZM55 208V209H54ZM65 209L66 211H64L63 212V209ZM96 208V207H95ZM113 208H114V210H113ZM124 208V209H123ZM126 208V209H125ZM135 210H134V209ZM137 208V209H136ZM165 208H167L166 209V211H164L163 213H161L163 210H165ZM169 208H170V210H169ZM184 208H186V209H184ZM198 208V209H197ZM207 208V209H206ZM213 208V209H212ZM49 209H52V210H49ZM61 210L62 209V211H59V212H62L61 214L60 213H58V210ZM112 209V210H111ZM115 209H117L116 211H120L121 212V214H120V212H116L115 211ZM157 211H156V210ZM159 209H163L161 212H159L160 210ZM185 211H184V210ZM193 209H194V211H193ZM205 209H206V211H205ZM221 209H225V212H223L224 210H222L221 211ZM226 209H228V210H226ZM47 210H49L50 212L51 211H55V213L54 212H51L52 214L54 213L56 216H58V217H55V215L53 216L49 211V213L47 212ZM79 210H80V212H79ZM122 210H124V213L122 214ZM127 210V211H126ZM128 210H129V213H128ZM147 210V211H146ZM152 210V211H151ZM169 210V211H168ZM186 210H187V212H186ZM189 210H191V211H189ZM197 210V211H196ZM209 210V211H208ZM215 212H214V211ZM68 211L71 213V215H72V217H68V215L70 214V213H68ZM107 211V212H106ZM109 211V212H108ZM137 212L136 213V215H139V217L138 216H135V213L134 212ZM149 211V212H148ZM154 211H156V212H154ZM172 211V212H171ZM175 211H178V212H175ZM188 211H189V213H188ZM194 213H193V212ZM201 211V213H202V211L204 212V214L202 215L201 213H200V215H199V212ZM208 211V212H207ZM231 211V212H230ZM233 211V212H232ZM75 212H77V213H75ZM87 212V211H86ZM127 212V213H126ZM132 212V213H131ZM148 214H147V213ZM159 212V213H158ZM170 213V214H168V213ZM174 212V213H173ZM184 212H186V214L184 213ZM190 212H192V213H190ZM198 212V213H197ZM57 213V214H56ZM78 213H80V214H78ZM82 213H83V215H82ZM112 213H115L114 215L112 214ZM118 213V217H122L123 218V216L126 218V217H128V218H126V219H128V220H126L125 218H123V219H120V218H118V217H116L115 215ZM141 213V214H140ZM152 213L154 214V216L152 215ZM169 215V217L167 218L166 216H168L167 214ZM179 213V214H178ZM207 213V214H206ZM208 213L210 214L209 216H208ZM212 213H214V214H212ZM223 215H222V214ZM226 213V214H225ZM232 213V214H231ZM58 214H60V215H58ZM62 214H63V216H62ZM76 214V215H75ZM85 214V215H84ZM86 214H87V216H86ZM110 214V215H109ZM125 214V215H124ZM132 214V215H131ZM134 214V215H133ZM144 214V215H143ZM149 214H151V216L149 215ZM162 214V215H161ZM176 214V215H175ZM180 214H182L181 215V217L179 216ZM188 214V215H187ZM189 214H190V216L192 215V218L189 216ZM221 214V215H220ZM225 214V215H224ZM229 214V215H228ZM235 214V215H234ZM75 215V216H74ZM120 215V216H119ZM127 215V216H126ZM131 215V216H130ZM141 215H142V217H141ZM148 215V216H147ZM157 215V216H156ZM165 215V216H164ZM175 215V216H174ZM198 215V217L199 218H196V216ZM205 216L206 217V215H207V217L205 218V217H202V216ZM213 215H215L214 217H213ZM216 215H217V217H219V219H217V217H216ZM218 215H220V216H218ZM228 215V216H227ZM74 216V217H73ZM84 216V217H83ZM111 216H112V218L114 217L115 219L113 220L112 218H111ZM134 218H133V217ZM155 216H156V218H155ZM178 216H179V219H178ZM183 216V217H182ZM184 216H187L186 218H184ZM189 216V217H188ZM212 216V217H211ZM230 216H231V218H232V220H231V218H230ZM235 216V217H234ZM61 217V219H62V222H60V220H59V222H58V218H60ZM70 218V219H72V221H73V223L74 224H72V222L68 219V218ZM108 217H110V218H108ZM138 217V218H137ZM143 217H145V218H143ZM154 217V218H153ZM164 217V218H163ZM165 217L167 218V219H165ZM172 217V218H171ZM176 218V220L177 221H179V223L175 220V218ZM201 217V218H200ZM209 217V218H208ZM211 217V218H210ZM234 217V218H233ZM73 218H74V220H73ZM87 218V219H88ZM118 218V220L120 219V221H118V223H116L117 221H115L116 219ZM153 218V219H152ZM163 218V220H161ZM196 218V219H195ZM205 218V219H204ZM214 219V221H213V219ZM125 219V220H124ZM132 219V220H131ZM136 221H135V220ZM145 219V220H144ZM151 219V220H150ZM165 219V220H164ZM170 219V220H169ZM173 219H174V221H176V223L179 225L178 227V229H177V224L176 223H174V221H173ZM180 219H187L186 221L188 222H190L191 220H192V226H191V223L189 224V222H188V227H186V225L185 224H187V222L185 221V220H180ZM191 219V220H190ZM195 219V220H194ZM199 221H198V220ZM207 219H210V220H207ZM212 219V220H211ZM125 221V223L124 222H122V221ZM130 220V221H129ZM152 220H154L155 222L153 223V221ZM161 220V221H160ZM172 220V221H171ZM217 220V221H216ZM55 221L57 222V223H55ZM70 221V222H69ZM93 221V220H92ZM127 221V222H126ZM138 221V222H137ZM140 221H141V227L140 226H138L139 224H140ZM142 221H143V223H142ZM145 221V222H144ZM146 221L149 223L148 225H144V224H146ZM157 221V222H156ZM169 223H168V222ZM212 223V221H213V223L211 224L210 222ZM228 221H230V222H228ZM232 221V222H231ZM68 222L70 223V224H68ZM129 222V223H128ZM171 222V223H170ZM183 222H185V224H182ZM221 222H226V223H229V224H224V223H221ZM65 224V225H68L66 228H64V226L65 225H63V226H61V225H59V228H58V225L57 224ZM67 223V224H66ZM109 223H110V221H109ZM122 223V224H121ZM123 223H124V225H123ZM126 223H128V224H126ZM134 223H135V227H134ZM138 223V224H137ZM154 225H153V224ZM158 223V224H157ZM161 225H160V224ZM169 224L168 226H166L165 224ZM174 223V224H173ZM195 223V224H194ZM214 223H215V225H214ZM218 223V224H217ZM220 223V224H219ZM76 224L77 225H79V226H76ZM115 224V225H114ZM116 224H119V226L117 227L116 226ZM137 224V225H136ZM155 224L156 225H158V226H155ZM209 224H210V226H213V227H211V229H210V226H209ZM217 224V225H216ZM224 224V225H223ZM57 227H56V226ZM83 225V224H82ZM128 225V226H127ZM160 225V226H159ZM174 225V226H173ZM183 225L186 227V228H184L183 227ZM194 225V226H193ZM60 226L62 227V229L64 228V229H69L67 232L68 233H70V231H72V232H75L76 230H75V228H80L79 229V233H80V238L82 239L81 241L79 240V242L77 241V238L75 239V238H73L74 236H72L71 234L70 235H68L67 234V232H66V230H65V232H63V234H62V232H61V228H60ZM76 226V227H75ZM129 227L128 228V230H127V227ZM130 226H132V227H130ZM136 226H138V228L136 227ZM151 228H149V227ZM171 226V227H170ZM181 226V227H180ZM215 226H219L217 229H216V227ZM47 228V232H48V230L50 231V232H48V233H46V230H44L43 228ZM75 227V228H74ZM98 227V226H97ZM119 227H121V229H119ZM125 229H124V228ZM157 227V228H156ZM159 227H162V228H159ZM166 227V228H168L167 230L169 231L168 232V234L166 235V238L168 237V239H169V242H170V244H169V247L170 248H168V247H166L164 250V252L161 250V248H160V251H159V247H158V238L161 236V235H164L165 233L163 232L165 229L164 228ZM183 227V228H182ZM191 227V228H190ZM132 230H131V229ZM149 228V229H148ZM152 228H154V230H155V233H153L154 232V230L152 229ZM173 228H175V229H173ZM181 228V229H180ZM188 228H190V229H188ZM194 228H196L195 229V231H194ZM57 229H59V230H57ZM61 229V230H60ZM70 229H72V230H70ZM133 229H137V230H133ZM140 229V230H139ZM142 229V230H141ZM160 229H162L163 231H162V233H164V234H162L161 233V230ZM173 229V230H172ZM186 229H188V232L186 231V233L187 234H189L190 233V235L188 236V235H186V233L185 232H183L184 230H186ZM191 229H192V231H191ZM42 230H44V231H42ZM59 232H61V233H57L58 235H57V237L59 236V234H62V235H60L59 236V238H57L56 236H55V234H56V232L57 231ZM115 231V232H117V234L115 233V232H111V231ZM119 231V233H118V231ZM121 230H123L122 232H121ZM148 230H150V231H148ZM158 230V231H157ZM160 230V231H159ZM174 230H175V232H174ZM179 230H181V232H179ZM53 231V232H52ZM56 231V232H55ZM148 231V232H147ZM172 231H173V233H172ZM177 231V232H176ZM44 232V233H43ZM82 232H83V235H82ZM110 232L112 233V234H110ZM126 232V233H125ZM129 232V233H128ZM130 232H131V235H130ZM179 232V233H178ZM197 233V237H196V239H190L189 237H191V238H193V236H195V234ZM48 235H46V234ZM52 233V234H51ZM90 234V236H88L89 238L85 241V244H84V241H83V239H84V237H86L85 235H89ZM122 233V234H121ZM123 233H124V235H123ZM135 233V234H134ZM137 233V234H136ZM139 233V234H138ZM181 233H185V236L183 235V234H181ZM43 234H45V235H43ZM51 234V236L52 235H54V237L52 236V237H50L49 235ZM65 234H66V236H65ZM109 234H110V236H109ZM114 234V235H113ZM126 234H128V235H126ZM134 234V235H133ZM160 235L159 237H158V235ZM172 234V235H171ZM175 236H174V235ZM179 234V235H178ZM180 234H181V236H183V237H180ZM192 234V235H191ZM42 235H43V237H42ZM73 235H74V233H73ZM156 235V236H155ZM37 236H39V237H42L43 239H44V237H46L45 239L46 240H42L41 238H39V240L40 241H38V240H32V239H36L35 237ZM72 236V237H71ZM76 236V235H75ZM113 236V239L112 238H110V237H112ZM122 236H125V237H123V239H122ZM128 236V237H127ZM130 236V237H129ZM132 236V237H131ZM136 236V237H135ZM138 236V237H137ZM154 238H153V237ZM171 236V237H170ZM186 236L188 237V239H185L186 238ZM60 237H62V238H64L63 240H61V238ZM65 237H69V239L67 238H65ZM70 237H71V239H70ZM91 237V238H90ZM92 237H94V239L92 238ZM116 237H118L119 239H122V241L120 240H118ZM155 237H156V239H155ZM49 238H50V241L49 242H45V241H48L49 240ZM52 238V239H51ZM110 238V239H109ZM116 238V239H115ZM153 238V239H152ZM195 238V237H194ZM48 239V240H47ZM56 239V240H55ZM58 239H60V241H61V244H64L65 243V239L67 240L66 241V246L68 245V249H67V247H66V249L65 248H63V246L65 245H60V241H58L57 242V240ZM72 239H74V240H72ZM86 239V238H85ZM90 239H93V240H90ZM53 240V241H52ZM69 240H71L72 242H70ZM76 240V242H74ZM94 240H96V241H94ZM117 240V241H116ZM155 240H157V242L156 243H154L153 241H155ZM190 240V241H189ZM26 241H27V243H26ZM41 241H43V243L41 242ZM64 241V242H63ZM91 241V242H90ZM94 241V242H93ZM100 241V242H99ZM104 241L106 242L105 244H104ZM119 241V242H118ZM189 241V242H188ZM45 242V243H44ZM56 242V243H55ZM63 242V243H62ZM99 242V244L100 243H103V244H100V246H98L99 244H97ZM127 242V243H126ZM151 242V243H150ZM191 242V243H190ZM72 243H74V245H76L77 244V246L79 245V244H82V245H80V247H82L81 249H80V251H79V249L78 248H80L79 246H78V248L75 246L74 247V245H72ZM87 243V244H86ZM95 243L97 244L96 246H98V248L95 246ZM108 243V244H107ZM125 243V244H124ZM149 243V244H148ZM69 244L71 245V246H69ZM88 244H89V246H88ZM148 244V245H147ZM156 244V246H154ZM106 245V246H105ZM107 245H110V247L108 246L107 247ZM113 245H114V247H113ZM123 245V246H122ZM125 245V246H124ZM151 245V246H150ZM61 246V247H60ZM93 246H95V247H93ZM153 246V247H152ZM70 247H72V248H70ZM87 247V248H86ZM100 247V248H99ZM101 247L103 248V249H101ZM124 247V248H123ZM144 249H143V248ZM155 247H156V249H155ZM77 248V249H76ZM83 248H85V250H82ZM91 248V249H90ZM95 248V249H94ZM123 248V249H122ZM140 248H142V249H140ZM153 248L156 250H153ZM61 249V250H60ZM71 249V250H70ZM77 250L76 251V253H73V250ZM98 249V250H97ZM101 249V250H100ZM104 249H106V250H104ZM107 249H109L108 251H107ZM114 249V250H113ZM120 249H121V251H120ZM149 249V250H148ZM152 249V250H151ZM64 250H66V251H64ZM68 250H70L71 252H69ZM82 250V251H81ZM88 252H87V251ZM104 252H103V251ZM111 250V251H110ZM114 252H113V251ZM123 250V251H122ZM125 250V251H124ZM134 251V252H132L131 253V251ZM140 250H141V252H140ZM145 250L147 251H150V252H145ZM157 250H158V252H157ZM169 250V251H168ZM64 251V252H63ZM68 251V252H67ZM79 251V252H78ZM85 251V252H84ZM94 251H95V253H94ZM96 251H97V253L99 252V255H97L96 254ZM106 251V252H105ZM128 251H130V252H128ZM168 251V252H167ZM66 252V253H65ZM75 252V251H74ZM82 252V256H83V258H82V260H80V258H79V256L80 257H82L81 255H79V253H81ZM83 252H84V254H83ZM86 252H87V254L89 255H87L86 254ZM102 252V253H101ZM110 252L112 253V254H110ZM119 252V253H118ZM122 252V253H121ZM127 254H126V253ZM153 252V253H152ZM163 252V253H162ZM73 253V254H72ZM91 253H93V254H91ZM104 253V254H103ZM105 253H107V256L109 255L110 257H107L106 258V256H102V255H106ZM134 253H135V255H134ZM138 253H140V254H138ZM142 253H144V254H142ZM158 253V254H157ZM161 255H160V254ZM74 254H76V255H74ZM96 254V255H95ZM116 254V255H115ZM121 254V255H120ZM124 254V255H123ZM163 254V255H162ZM166 254H167V259L168 260H165L164 261V259L166 258ZM77 255H79V256H77ZM84 255H86L87 257H85ZM93 255V256H92ZM101 255V256H100ZM119 255V257H117ZM129 255H131V256H129ZM155 255V256H154ZM169 255V256H168ZM76 256H77V258H76ZM114 258H112V257ZM121 256V257H120ZM125 258H124V257ZM128 256V257H127ZM136 256V257H135ZM139 256V257H138ZM154 256V257H153ZM158 256V257H157ZM161 256V257H160ZM85 257V258H84ZM97 257H99V258H97ZM102 257V258H101ZM160 257V258H159ZM165 257V258H164ZM79 258V259H78ZM94 258V259H93ZM97 258V259H96ZM106 259V261H105V259ZM109 258V259H108ZM116 258V259H115ZM75 259V260H74ZM92 259V260H91ZM99 259V260H98ZM108 259V260H107ZM110 259H112V261L110 260ZM118 259V260H117ZM121 259V260H120ZM123 259H124V261H123ZM154 259V260H153ZM77 260H79V261H81L80 263H79V261H77ZM94 260V261H93ZM100 260H102V261H100ZM110 260V261H109ZM114 260H116L115 262H113ZM127 260V261H126ZM140 260H142V261H140ZM156 260H160L159 262L158 261H156ZM170 260V261H169ZM93 261V262H92ZM108 261V262H107ZM118 261V262H117ZM120 261H121V263H120ZM139 261V262H138ZM146 261H148V262H146ZM99 262V263H98ZM102 262V263H101ZM145 262V263H144ZM156 264V263H155Z\"/></svg>",
	"mask_w": 264,
	"mask_h": 264
},
{
	"label": "bare ground",
	"instance_id": "obj_2",
	"mask_svg": "<svg viewBox=\"0 0 264 264\" xmlns=\"http://www.w3.org/2000/svg\"><path fill=\"white\" fill-rule=\"evenodd\" d=\"M73 1H74V0H73ZM79 1H80V0H79ZM129 1H130V0H129ZM131 1H132V0H131ZM131 1H130V2H131ZM139 1H140V0H139ZM141 1H143V0H141ZM141 1H140V3H141ZM144 1H145V0H144ZM144 1H143V2H144ZM146 1H147V0H146ZM151 1H152V0H151ZM154 1H155V0H153V2H154ZM164 1H166V0H164ZM167 1H168V0H167ZM167 1H166V2H167ZM169 1H170V0H169ZM180 1H181V0H180ZM188 1H189V0H188ZM188 1H187V2H188ZM201 1H202V0H201ZM203 1H205V0H203ZM209 1H210V0H209ZM211 1H212V0H211ZM215 1H216V0H213V3H215ZM222 1H224V0H221L220 3H221ZM225 1H228V0H225ZM225 1H224V2H225ZM239 1L242 2L241 0H239ZM239 1H236V2H239ZM248 1H249V0H247V2H248ZM251 1H252V0H251ZM251 1H250V2H251ZM253 1L255 2L256 0H253ZM258 1H259V0H258ZM258 1H257V2H258ZM120 2H121V1H119L118 3H120ZM124 2H125V1H124ZM124 2L122 1L121 4H122V3H123V4H125V3L128 4V2H125V3H124ZM133 2H135V1H133ZM137 2H138V1H136V3H132V2H131V4H132V5H133V4L137 5ZM148 2H149V0H148L147 2H145V3L147 4ZM153 2H150L149 4H151V3H153ZM176 2H179V0H178V1L176 0ZM181 2H182V1H181ZM183 2H184V1H183ZM183 2H182V4H183ZM185 2H186V0H185ZM205 2H206V1H205ZM205 2H204V3H205ZM229 2H230V1H229ZM229 2H228V3H229ZM231 2H233V1H231ZM247 2L244 1L245 5L248 4ZM250 2H249V3H250ZM261 2H264V1L262 0ZM25 3H26V2H25ZM71 3H72V2H71ZM71 3L66 2V0H33L31 3H30V2H27L26 5L23 4V5H24V6H23L24 9H21L20 11L17 10V9H20V6H21L22 4H20V6H19V5H16V6H18L19 8H18V7H15L16 9H15V8H14V9H15V11L17 10L18 12H17L16 14L13 13V15L15 14L16 17H21L22 21L26 22L27 25L30 24L29 26L25 25V26H26L25 28H28V29H29L30 26H32V28L34 27V29L31 28L32 30H31V29H30V30H26V29L24 28V33H21V35L24 34V35L22 36V38H24V39H22L21 41H19V39L16 40L17 38H19V37L21 36V35H18L19 37H16L17 34H20L19 30H21V29L18 27V28H19V30H18V28L16 27V24L18 23V22H17L18 20H17L16 23H15V20H16L15 18H16V17L14 16V17H15V18H14L15 20H14L13 23H15V27H16V30H18V32H16V33H17L16 35H14V34H15V33H14L15 31H14V32H13L14 34H12L10 38H11V39H12V38H15V39H13V40H14L13 42L19 41V42L21 43V42H23V40H24V43H23L24 46H22L23 44H22V45L20 44V46L18 47V45H17L18 42H16L17 44L14 43L15 46H14V44H13V46H14L15 48L17 47V49H19V51L21 50L20 47L22 46V50H24V51L21 50V51H22V54L24 53L23 56H24V57L26 56V57L23 58V59H27V58H28V59H42V58H43L44 61H45V63H46V60H45V59H48V58H46V57H50L49 59H53V58L55 57L54 59H56V58H57V59L60 58L61 61H62V63H63V60H65L63 57L66 58L67 55H69V53L71 52V50L74 51L73 48H75L76 46H81V45H83L84 43H85V44H87V43L89 44L90 42H94L95 40L97 41V43H101V44L103 43V44H104V42H105L106 40H105V38H104L105 35H104L103 32H102V35H104V37H102V35H100V37L97 38V37H96L97 35L94 34V32H93V33H92V32H89V34H88V30H86V29L90 28L91 26L94 28V26H96V25H97V27H100L101 24H102V22L104 23V22H105L110 16H112V15L108 14V13L106 12L107 10L104 11V12L107 13V14L104 13L105 15H104L102 12H101V13L98 12L99 14H101V15L103 16V20L100 19L99 17H98L97 20H96V17H95L96 12L92 11L93 9H92L91 11H88V10H90V9L87 10V8H85V9H76V8L74 7V5H72V4H74V2H73L72 4H71ZM118 3H117V4H118ZM138 3H139V2H138ZM140 3L138 4V6H142V5H140ZM145 3H144V4H145ZM174 3H175V2H174ZM208 3H209V2H208ZM210 3H212V2H210ZM228 3H227V4H228ZM252 3H253V2H252ZM258 3H259V4H262V3H260V2H258ZM258 3H257V4H258ZM75 4H76V2H75ZM127 4H126V6H128ZM142 4H143V3H142ZM154 4H155V2L153 3V5H154ZM171 4H172V3H171ZM171 4H170L169 6H171ZM176 4H177V3H176ZM188 4H189V3H188ZM188 4H187V5H188ZM231 4H232V3H231ZM234 4H237V3L234 2ZM255 4H256V3H255ZM259 4H258V5H259ZM119 5H120V4H119ZM155 5H157V4H155ZM155 5H154V6H155ZM204 5H206V4H204ZM204 5H202V7H204ZM209 5H210V4H209ZM229 5H230V4H229ZM238 5H239V4H238ZM240 5H241V3H240ZM77 6H78V5H76V7H77ZM117 6H118V5H116V6H114V7H117ZM120 6H121V5H120ZM129 6H131V5H129ZM169 6H168V7H169ZM225 6H226V5H225ZM231 6H233L234 8L236 7V6H234V5H231ZM247 6H248L247 9L249 10V4H248ZM251 6H252V4L250 3V8H251ZM253 6H254V4H253ZM121 7H123V6H121ZM132 7H133V6H132ZM166 7H167V6H166ZM198 7H199V6H198ZM200 7H201V5H200ZM200 7H199V8H200ZM228 7H230V6H228ZM241 7H242V6H240V8H241ZM243 7H244V6H243ZM255 7H258V6L256 5ZM255 7H253V8H255ZM21 8H22V6H21ZM124 8H125V7H124ZM124 8H123V9H124ZM127 8H128V7H127ZM127 8H125V9H127ZM130 8H131V7H129V9H130ZM138 8H139V7H138ZM138 8H137V9H138ZM169 8H170V7H169ZM171 8H172V7H171ZM205 8H206V7H205ZM234 8H233V9H234ZM236 8H239V7L237 6ZM244 8H245V7H244ZM123 9H122V10H123ZM133 9H134V8H133ZM200 9H201V8H200ZM226 9H227V8H226ZM233 9H229V10H232V12H233V11H234ZM242 9H243V8H242ZM127 10H128V9H127ZM238 10H239V9H238ZM240 10H241V9H240ZM4 11L7 12L6 9H3V11H2L3 13H1V14H2V17H3V14L6 15V13H4ZM13 11H14V10H13ZM13 11H12V12H13ZM15 11H14V12H15ZM108 11H110V10H108ZM120 11H121V8H120ZM132 11H133V10H131V12H132ZM12 12H10L9 15H10ZM110 12H111V11H110ZM114 12H115V11H114ZM116 12H117V11H116ZM121 12H122V11H121ZM121 12H119V14H120ZM129 12H130V11H129ZM129 12H128V13H129ZM229 12H230V11H229ZM94 13H95V14H94ZM226 13H227V12H226ZM226 13H225V15H227ZM117 14H118V13H117ZM122 14L125 15V14H127V12H125V10H124V12H123ZM122 14H120V16H121ZM129 14H131V13H129ZM129 14H128V15H129ZM146 14H149V13H146ZM231 14H232V13H231ZM231 14H229V15H231ZM5 15H4V16H5ZM9 15L7 14V17H8ZM13 15H12V16H13ZM96 15H98V14H96ZM153 15H154V14H153ZM153 15L150 14V15H148V16H153ZM225 15H224V16H225ZM10 16H11V15H10ZM23 16H24V17H23ZM98 16H99V15H98ZM102 16H101V17H102ZM125 16H126V15H125ZM125 16H124V17H125ZM129 16H130V15H129ZM134 16H135V15H134ZM134 16L129 17V18H133ZM144 16H145V15H143V17H144ZM146 16H147V15H146ZM2 17H1V19H2ZM22 17H23L24 19H23ZM104 17H105V18H104ZM112 17H113V19L115 20L114 23H113V22H110L109 20H108V22H110L111 24H115V23H117V24H118V27L121 26L120 28H123V29L126 27L125 25H127V28H128V25L130 26V24H131V23L126 24V23H125L126 21H130V22H131V21L134 19V18H133V19L129 20L127 17H125V18L128 19V20L126 19V21H125V20L122 19V17L120 18V17H118V16H116V15H114V16H112ZM112 17H111V19H112ZM138 17H139V16H138ZM138 17H137V18H138ZM143 17H141V18H143ZM230 17H232V16H230ZM233 17H234V16H233ZM3 18H4V17H3ZM11 18H12V17H11ZM106 18H107V19H106ZM144 18H145V17H144ZM146 18L148 19L149 17H146ZM146 18H145V19H146ZM150 18H151V17H150ZM198 18H199V17H198ZM1 19H0V20H1ZM12 19H13V18H12ZM17 19H19V18H17ZM98 19H99V20H98ZM104 19H106V20L104 21ZM109 19H110V18H109ZM111 19H110V20H111ZM113 19H112V20H113ZM121 19H122L123 21H125V22H124V26L122 25V22H123V21H121ZM156 19H157V18H156ZM225 19H226V17H225ZM227 19H229V17H227ZM4 20H5V19H3L2 22H4ZM112 20H111V21H112ZM138 20H139V18H138ZM138 20H137V19H136V20L134 19V22H135V21H138ZM234 20H235V19H234ZM234 20H233V21H234ZM140 21H141V19H140ZM148 21H149V19H148ZM220 21H221V20H220ZM225 21H227V20H225ZM225 21H223V22H225ZM229 21H230V19H229ZM235 21H236V20H235ZM19 22L21 23V21H19ZM108 22L106 21L107 25H106L105 27L108 26V24H109ZM160 22H161V21H160ZM208 22H209V21H208ZM208 22H207V23H208ZM221 22H222V21H221ZM231 22H232V20L230 21V23H231ZM236 22H237V21H236ZM20 23H18V24H20ZM106 23H105V24H106ZM135 23H137V22H135ZM138 23H139V21H138ZM142 23H143V22H142ZM163 23H165V22H163ZM180 23H181V22H180ZM182 23H183V22H182ZM219 23H220V22H219ZM234 23H235V22H234ZM24 24H25V23H24ZM99 24H100V26H98ZM133 24H134V23H133ZM140 24H141V23H140ZM161 24H162V23H160V26H158V28H159V27L161 28V26L163 25V24H162V25H161ZM167 24H168V23H167ZM170 24H171V23H170ZM173 24H174V23H173ZM173 24H172V25H173ZM176 24H177V23H176ZM209 24H211V23L209 22ZM209 24H208V26H209ZM212 24H213V23H212ZM214 24H215V22H214ZM214 24H213V25H214ZM216 24H217V23H216ZM224 24L226 25V22H225ZM224 24H223V25H224ZM236 24H237V23H236ZM134 25H135V24H134ZM136 25H137V24H136ZM205 25H206V23H205ZM221 25H222V24H221ZM230 25L233 26L232 24H230ZM230 25H229V26H230ZM18 26H19V25H18ZM20 26H21V24H20ZM89 26H90V27H89ZM103 26H104V25H103ZM115 26H116V25H115ZM138 26H139V25H137L136 28H138ZM183 26H184V25H183ZM218 26H220V25H218ZM13 27H14V25H13ZM15 27H14V28H15ZM35 27H36V28H35ZM56 27H57V29H56ZM86 27H87V28H86ZM97 27L95 28V30H97ZM105 27H104V29H105ZM109 27L111 28V27H113V25H112V26L109 25ZM109 27H107V28H109ZM118 27L116 26L115 29H118ZM133 27H134V26H133ZM162 27H163V29H164V30H163V29H162V30H163V32L165 33V29H166V28H164V26H162ZM168 27L170 28V26H168ZM168 27H167V28H168ZM206 27H207V26H206ZM227 27H228V26H227ZM238 27H239V26H238ZM11 28H12V27H11ZM11 28H10V29H11ZM14 28H13V30H14ZM85 28H86V29H85ZM110 28H109V29H110ZM134 28H135V27H134ZM153 28H154V27H153ZM169 28H168L167 30H170ZM199 28H200V27H199ZM214 28H215V27H214ZM216 28H219V27H216ZM222 28H223V26H222ZM230 28H231V27H230ZM233 28H234V27H233ZM240 28H241V27H240ZM90 29L92 30V28H90ZM104 29H103V30H104ZM109 29H107V30H109ZM123 29H120V30H123ZM130 29H131V28H130ZM138 29H139V28H138ZM154 29H155V28H154ZM154 29H153V30H154ZM223 29H224V28H223ZM225 29H226V27H225ZM234 29H235V28H234ZM11 30H12V29H11ZM11 30H10V31H11ZM55 30H57V31H55ZM93 30H94V29H93ZM95 30H94V31H95ZM107 30H106V32H105L106 34H107L108 32H111V31H107ZM112 30H114V29H112ZM125 30H126V28H125ZM150 30H152V29H150ZM150 30H149V31H150ZM153 30H152L151 32H153ZM155 30H157V29H155ZM167 30H166V31H167ZM198 30H199V29H198ZM198 30H197V32H198ZM213 30H214V29H213ZM219 30H220V29H219ZM230 30H231V29H230ZM240 30H241V29H240ZM242 30H243V29H242ZM22 31H23V30H22ZM22 31H21V32H22ZM86 31H87V32H86ZM116 31H117V30H116ZM116 31L111 32L110 34L108 33V34H107V35H108V38H109V35L114 36L112 33H115V34H116V33H117ZM140 31H142V30H140ZM157 31H161V29H160V30H157ZM157 31H156V32H157ZM170 31H172V30H170ZM194 31H195V30H194ZM194 31H193V33H194ZM203 31H204V30H203ZM216 31H217V30H216ZM234 31H236V30H234ZM243 31H245V30H243ZM97 32H98V30H97ZM118 32L120 33V31H118ZM123 32H124V31H123ZM144 32H145V31H144ZM156 32L154 31V33H150V35L152 34L151 36L149 35L150 38H151L152 36L157 37ZM161 32H162V31H161ZM201 32H202V30H201ZM205 32H206V31H205ZM237 32H239V30H238ZM240 32H242V31H240ZM90 33H92V34H94V35H92V34H90ZM100 33H101V32H100ZM142 33H143V32H141V33L139 32L138 34H141V35H142ZM147 33H149V32L147 31ZM157 33H158V32H157ZM193 33H192V34H193ZM195 33H196V31H195ZM234 33H235V32H234ZM9 34H11V33L9 32ZM144 34H146V33H144ZM159 34H161V33H158V35H159ZM167 34H169V32H168ZM171 34H172V33H171ZM171 34H169V35H170L169 37H168V35H166V36H167V39H170L171 36H172V38H174L173 35H171ZM173 34H174V32H173ZM197 34H199V33H197ZM203 34H204V33H203ZM235 34H236V33H235ZM235 34H234V35H235ZM241 34H242V33H241ZM241 34H240V36H241ZM245 34H246V31H245ZM247 34H248V33H247ZM13 35H14L15 37H14ZM146 35H148V34H146ZM146 35H145V37H142V38H141L139 35H138V36H139L141 39H143V38L145 39L146 37L148 38V36H146ZM162 35H163V34H162ZM190 35H191V34H190ZM195 35H196V34H195ZM195 35L193 34V36H195ZM200 35H201V34H200ZM227 35H228V34H227ZM234 35H232V36H234ZM236 35H237V34H236ZM236 35H235V36H236ZM243 35H244V34H243ZM249 35H250V34H249ZM249 35H248V36H249ZM98 36H99V35H98ZM121 36H122V35H121ZM121 36H120V37H121ZM143 36H144V35H143ZM164 36H165V34L163 35V37H164ZM193 36H191V39H192V40H193V38H192ZM220 36H221V35H220ZM259 36H260V35H259ZM262 36H263V35H262ZM106 37H107V36H106ZM155 37H153L152 39L149 38V41H147V38H146V39H145L146 42H144V40L142 41L143 44L145 43V44H144L145 46L147 45V46H146V50H147V49H150V48H151V49L153 48V50L155 51L156 45L159 44V43L156 41V40H158V39H156ZM200 37L203 38V39H205V37H202V36H200ZM209 37H210V36H209ZM216 37H218V36H216ZM229 37H230V36H229ZM229 37H228V38L225 37V38H227V40L229 41V40H230ZM237 37H238V35H237ZM242 37L244 38L245 36H242ZM253 37H254V36H253ZM253 37H252V38H253ZM260 37H261V36H260ZM0 38H1V37H0ZM10 38H9V39H10ZM118 38H119V37L117 36V39H118ZM140 38H138V39L136 38V39L139 40ZM157 38H158V37H157ZM160 38L162 39V37H160ZM231 38H232V37H231ZM239 38H240V37H239ZM258 38H259V37H258ZM258 38L256 37V39H258ZM261 38H262V37H261ZM261 38H260V40H261ZM9 39H8V40H9ZM133 39H134V41H136V40H135V37H134ZM133 39H132V40H133ZM155 39H156V40H155ZM163 39H165V37H164ZM163 39H162L161 41H165V40H163ZM189 39H190V36H189ZM189 39H188V37H187V40H189ZM194 39H195V38H194ZM211 39H212V38H211ZM220 39H222V38L220 37ZM232 39H233V38H232ZM235 39H236V37H235ZM254 39H255V38H254ZM0 40H1V39H0ZM2 40H3V39H2ZM127 40H128V39H127ZM159 40H160V39H159ZM159 40H158V41H159ZM170 40H171V39H170ZM199 40H201V39H199ZM199 40H197V41H199ZM215 40H217V39L215 38ZM238 40H240V39H238ZM260 40H259V41H260ZM125 41H126V40H125ZM125 41H124V42H125ZM134 41H133V42L131 41V42L134 43ZM155 41H156L158 44H156ZM195 41H196V40H195ZM212 41H213V43H214V39H213ZM212 41H211V43H212ZM230 41H231V40H230ZM232 41H233V40H232ZM232 41H231V42H232ZM236 41H237V40H236ZM242 41H244V40H242ZM263 41H264V39H263ZM9 42H10V41H7V43H9ZM124 42H123V44L125 45V44L127 43V41H126V43H124ZM166 42H168V40H167ZM202 42H203V41H202ZM207 42H208V41H207ZM209 42H210V41H209ZM215 42H216V41H215ZM221 42H222V41H221ZM245 42H246V41H245ZM256 42H257V41H256ZM256 42H255V44H256ZM261 42H262V40H261ZM261 42H260V43H261ZM11 43H12V42H11ZM106 43H107V41H106ZM137 43L139 44V41L136 42V45H137ZM163 43H165V42H163ZM163 43H162V44H163ZM196 43H197V42H196ZM196 43H195V44H196ZM205 43H206V42H205ZM225 43H226V42H225ZM236 43L238 44V41H237ZM260 43H259V44H260ZM2 44H3V42H2ZM188 44H190V43H188ZM188 44H187V45H188ZM201 44H202V43H201ZM207 44H208V43H207ZM207 44H206V46H207ZM218 44H219V42H218ZM221 44H222V43H221ZM228 44H229V43H228ZM230 44H231V43H230ZM230 44H229V45L226 44V46H230ZM240 44H241V43H240ZM240 44H239V45H240ZM245 44L247 45V42H246ZM263 44H264V43H263ZM144 45L141 44V47H144ZM191 45H193V44H191ZM197 45H198V43H197ZM202 45H203V44H202ZM209 45H211V44L209 43ZM213 45H215V43L212 44L211 47H213ZM216 45H217V44H216ZM223 45H224V42H223V44H222L221 47H223ZM231 45H233V44H231ZM239 45H238V46H239ZM251 45H253V44H251ZM257 45H258V44H257ZM257 45H256V48H259V47H257ZM260 45H262V44H260ZM4 46H7V47L9 46V47H10L11 45H8V44L6 45V44H4L3 47L1 46L3 49L0 47V50H1L0 52L2 53V51H3V55H4V56H2V57L5 58L6 56H9V53H8V52L10 51V54H11L12 51H13L15 48L12 49V51H11V48L13 47V46H12V47L10 48V50L6 51V49H8L9 47H8V48L5 47V48H6V49H5ZM139 46H140V45H139ZM189 46H190V45H189ZM226 46H225V47H226ZM233 46H234V45H233ZM249 46H250V45H249ZM254 46H255V45H254ZM23 47H24V49H23ZM192 47H193V46H192ZM196 47H197V46H196ZM196 47H195V48H196ZM200 47H202V46H200ZM200 47H198V48H200ZM203 47H205V46H203ZM203 47H202L201 53L204 52ZM211 47H210V48H211ZM214 47H215V46H214ZM214 47H213V48H214ZM230 47H231V46H230ZM230 47H227V48L230 49ZM242 47H243V46H242ZM250 47H251V46H250ZM252 47H253V46H252ZM137 48H138V45H137ZM144 48H145V47H144ZM144 48H139V49H141L140 51H142V49H144ZM157 48H158V46H157ZM187 48H188V47H187ZM189 48H190V47H189ZM215 48H216V47H215ZM219 48H220V46H219ZM237 48H238V47H237ZM239 48H240V47H239ZM243 48H244V47H243ZM243 48H242V49H243ZM246 48H247V46H246ZM17 49H16V50H17ZM75 49H76V48H75ZM139 49H137V50H139ZM151 49H150V51H151ZM192 49H193V48H192ZM200 49H201V48H200ZM207 49H208V48H207ZM211 49H212V48H211ZM216 49L218 50V48H216ZM224 49H225V48H224ZM233 49H234V47H233ZM253 49H254V48H253ZM253 49H251V50H253ZM4 50H5V51H4ZM106 50H107V49H106ZM116 50H117V49H116ZM135 50H136V49H135ZM183 50H184V49H183ZM188 50H189V49H188ZM193 50H194V49H193ZM198 50H199V49H198ZM205 50H206V48H205ZM217 50H216V51H217ZM222 50H223V49H222ZM225 50H226V49H225ZM225 50H224V51H225ZM238 50H239V49H238ZM247 50H248V49H247ZM251 50H249V52H250ZM256 50H257V49H256ZM17 51H18V50H17ZM17 51H13V53H14V54H17ZM109 51H110V48H109ZM133 51H134V50H132V52H133ZM140 51H139V53H140ZM150 51H148V52H150ZM186 51H187V50H186ZM190 51H191V50H190ZM199 51H200V50H199ZM211 51H212V50H211ZM216 51H215V52H216ZM218 51H220V50H218ZM218 51H217V53H218ZM226 51H227V50H226ZM229 51H230V50H229ZM236 51H237V50H235V52H236ZM4 52H5L6 54H7V53H8V54L5 55ZM127 52H128V51H127ZM127 52H126V53H127ZM136 52H137V51H136ZM145 52H146V51H145ZM145 52L143 51V53H145ZM183 52H185V51H183ZM191 52H193V51H191ZM191 52H189V53L193 56V54H192ZM195 52H196V50H195L193 53H195ZM206 52H207V51H206ZM208 52H209V51H208ZM215 52H214V53H215ZM221 52L223 53V51H221ZM235 52H233V50H232V51H230L229 53H232V54L234 53V55H235ZM237 52H238V51H237ZM260 52H261V51H260ZM13 53H12V55H13ZM20 53H21V52H20ZM189 53H188L187 57H186V55H185L186 58H188V56H190ZM198 53H199V52H198ZM219 53H220V52H219ZM222 53H221V54H222ZM224 53H226V52H224ZM240 53H242V52L240 51ZM244 53H245V52H244ZM244 53H243V54H244ZM251 53H252V51H251ZM258 53H259V52H258ZM127 54H128V53H127ZM127 54H124V56L127 55ZM210 54H211V53H210ZM212 54H213V53H212ZM212 54H211V55H212ZM246 54H248V53L246 52ZM252 54H253V53H252ZM183 55H184V54H183ZM194 55H195V54H194ZM196 55H197V53H196ZM204 55H207V53L204 54ZM211 55H209L208 58H210ZM214 55L217 56V54H214ZM214 55H212V57H213ZM222 55H223V54H222ZM230 55H231V54H230ZM250 55H251V54H249V58H250V59H252L254 56L256 57V55L253 54V57L251 56V57H252V58H251ZM0 56H1V55H0ZM13 56H16V55H13ZM17 56H19V54H18ZM23 56H22V57H23ZM51 56H53V57L51 58ZM127 56H129V55H127ZM192 56H191V57H192ZM199 56H201V55H199ZM226 56H228V55H226ZM235 56H236V55H235ZM22 57H21V59H22ZM129 57H130V56H129ZM204 57H207V56H204ZM217 57H218V56H217ZM229 57H230V56H229ZM236 57H237V56H236ZM255 57H254V58H255ZM62 58H63V60H62ZM202 58H203V56H202ZM220 58L223 59L222 56H221ZM224 58H225V57H224ZM230 58H231V57H230ZM244 58H245V57H244ZM246 58H247V57H246ZM249 58H248V59H249ZM257 58H258V55H257ZM257 58H256V59H257ZM198 59H199V58H198ZM203 59H204V58H203ZM203 59H202V61H203ZM226 59H227V58H226ZM258 59H261V58L259 57ZM78 60H79V59H78ZM177 60H178V59H177ZM177 60H174V62L177 61ZM185 60H188V59H185ZM193 60L195 61V59H193ZM213 60L216 61L215 58H214ZM213 60H212L211 62H213ZM218 60L221 61V59H218ZM54 61H55V60H54ZM126 61H127V60H126ZM128 61H130V60H128ZM128 61H127V62H128ZM180 61H182V60H180ZM198 61H199V60H198ZM200 61H201V60H200ZM209 61H210V59H209ZM215 61H214V62H215ZM246 61H247V60H246ZM256 61H258V60H256ZM52 62H53V61H51V63H50V62H49V63L52 64ZM57 62H58V63H57ZM57 62H56L57 64L61 63V62H59V60H58ZM65 62H67V60H65ZM76 62H78V61H76ZM76 62H75V63H76ZM160 62H162V60H160ZM160 62H158V64H159ZM177 62H178V61H177ZM184 62H185V61H184ZM187 62H188V61H187ZM187 62H186V64H188ZM207 62H208V61H207ZM260 62H261V60H260ZM49 63H48V61H47V66L50 65ZM53 63H54V62H53ZM73 63H74V62H73ZM73 63H72V64H73ZM80 63H83V64H84L85 62H84V60H83L82 62H81V60H80ZM80 63L78 62L77 64L80 65ZM124 63H125V62H123V64H124ZM152 63H154V62H152ZM181 63H182V62H181ZM190 63H191V58H190ZM190 63H189V64H190ZM195 63H196V62H195ZM195 63H193V64H195ZM197 63H198V62H197ZM200 63H201V62H200ZM261 63H262V62H261ZM48 64H49V65H48ZM64 64H65V63H64ZM69 64H70V63H69ZM69 64H68V62L66 63V65L70 66L71 64H70V65H69ZM83 64H81L82 66H80V68H78V69L81 70V67L85 66V65H83ZM97 64H98V63H97ZM97 64H95V66H96ZM129 64H131V62H130ZM129 64H128V65H129ZM133 64H134V63H133ZM147 64H148V63L145 64L146 67H147ZM150 64H151V63H150ZM154 64H156V61H155ZM154 64H151V65H153V67H155ZM158 64H157V68L159 67ZM178 64H180V63H178ZM178 64H176V66H178ZM183 64H184V63H183ZM202 64H203V63H202ZM205 64H206V63H205ZM207 64H209V63H207ZM212 64H213V63H212ZM236 64H237V63H236ZM252 64H253V63H252ZM254 64H255V63H254ZM258 64H260V63H258ZM52 65H53V67H55L54 70H52V71H54V72H55V69H56V68L59 69V70H61V69L65 70V68H66V67H64V66H61L60 64H59V65H60L61 67H64V68H61V67L58 68L57 66H59V65H56V64H55L56 66H54V64H52ZM62 65H63V64H62ZM66 65H65V66H66ZM75 65H76V64H75ZM92 65H94V64L92 63V64L90 65V67H91V68L93 67V68H92V71H93V73H94L95 70H93V69H95V68H94V66H92ZM125 65H127V64L125 63L124 66H125ZM128 65H127V66H128ZM131 65H132V64H131ZM181 65H182V64H181ZM215 65H217V64H214V65H212V66H215ZM234 65H235V64H234ZM234 65H233V67H234ZM260 65H261V64H260ZM44 66H45V67H44ZM44 66H42V67H44L43 69L46 68V69H45V70H46V71H45L46 73H44V72H43V73L39 72L38 74H39L40 76L37 74V76H39L40 78H43V79H44L45 77L48 76V73L51 72L50 68H53V67H50V66H49L50 68L48 69V70H49V72H48L46 65H44ZM68 66H67V67H68ZM97 66H99V65H97ZM129 66H130V65H129ZM132 66H133V65H132ZM148 66H149V64H148ZM161 66H162V63H161ZM182 66H183V65H182ZM182 66H181V68H182ZM195 66H196V65H194V67H195ZM199 66H200V65H199ZM205 66H206V65H205ZM226 66H227V65H226ZM253 66H254V65H253ZM258 66H259V65H258ZM263 66H264V65H263ZM263 66H261V67L263 68ZM71 67L73 68V67H74V64H73V66H71ZM88 67H89V66H88ZM90 67L88 68L89 71H91ZM109 67H110V66H109ZM143 67H144V66H143ZM153 67H152V69H154ZM185 67H186V65H185ZM187 67H189V66H187ZM191 67H192V64H191ZM196 67H197V66H196ZM202 67H203V66H202ZM209 67H211V66H209ZM215 67H216V66H215ZM224 67H225V66H224ZM240 67H241V66H240ZM240 67H239V69H240ZM251 67H252V66H251ZM254 67H255V66H254ZM254 67L250 68V70L253 69ZM74 68H76V70H78L77 67H74ZM124 68H126V67H124ZM127 68H128L127 70H129V69L131 68V66H130V67H127ZM147 68H148V67H147ZM157 68H156V71H158V70L160 69V67H159L158 70H157ZM178 68H179V67H178ZM189 68H190V67H189ZM200 68H201V66H200ZM211 68H212V67H211ZM211 68H210V69H211ZM220 68H222V66H221ZM227 68H228V67H227ZM234 68H235L236 70H238L236 67H234ZM242 68H243V67H242ZM57 69H56V70H57ZM67 69H70V67L67 68ZM97 69H98V68H97ZM108 69H109V68H108ZM149 69H150V68H149ZM175 69H176V67H175ZM175 69H174V70H175ZM183 69H185V68H183ZM183 69H181V70H180V69H177V70L182 71ZM187 69H188V68H187ZM198 69H199V68H198ZM210 69H209V70H210ZM214 69H215V68H214ZM214 69L212 70V72L214 71ZM231 69H232V67H231ZM254 69L257 70V66H256V68H254ZM254 69H253V70H254ZM59 70H58V71H59ZM63 70H62V71H63ZM76 70H72V69H71V72H72V71H76ZM111 70H113V68H112ZM199 70H200V69H199ZM199 70H198V71H199ZM217 70H218V69H217ZM220 70H221V69H220ZM220 70H219V71H220ZM222 70H223V69H222ZM225 70H226V68H225ZM229 70H230V68H229ZM253 70H252V71H253ZM261 70H262V69H261ZM261 70H260V72H261ZM58 71H56V73H55L56 75L53 73L55 76H54L52 73H50L51 75H50V74H49V75H50V76L53 75L54 77H56ZM62 71H61V72L59 71V73H62ZM67 71H68V70H66L65 72H67ZM92 71H91V72H92ZM113 71H114V70H113ZM113 71H111V73H112ZM147 71H148V73H150L149 71H151V69H150V70L147 69ZM147 71H146V69H145V71H144V72H141V73H142L143 75H145ZM153 71H155V70H153ZM175 71H176V70H175ZM175 71H174V72H175ZM183 71H184V70H183ZM187 71H189V70H187ZM215 71H216V70H215ZM219 71H218V72H219ZM230 71H231V70H230ZM234 71H235V70H234ZM239 71H241V70H238V72H239ZM263 71H264V68H263ZM25 72H26V71H25ZM63 72H64V71H63ZM71 72H70V73H71ZM76 72H77V71H76ZM76 72H72V74H70V73H68V72H67V73H68V76L71 75L70 77H72V79H73V77H74L76 74L78 75V73H76ZM78 72H79V70H78ZM106 72H107V71H106ZM106 72H105L106 76H107V73L110 74V71L107 72V73H106ZM174 72H173V73H174ZM184 72L187 73L186 71H184ZM184 72H182V73H184ZM191 72L194 73V71H191ZM196 72H197V70H196ZM207 72H208V71H207ZM209 72H210V71H209ZM221 72H222V71H221ZM227 72H228V71H227ZM247 72H248V71H247ZM28 73H29V72H28ZM28 73L26 72V75H25V73L23 72V74L25 75V76H24L25 78L28 77V75H29ZM40 73H41V74H40ZM93 73H92V74H93ZM113 73H114V72H113ZM141 73H140V74H141ZM151 73L153 74L152 71H151ZM151 73H150V74H151ZM155 73H156V72H155ZM182 73H181V74H182ZM199 73H200V72H198L197 75H199ZM210 73H211V72H210ZM215 73H216V72H215ZM219 73H220V72H219ZM222 73H223V72H222ZM225 73H226V72L224 71V74H225ZM236 73H237V72H236ZM241 73H242V72H241ZM243 73H244V71H243ZM243 73H242V74H243ZM257 73H258V71H257ZM23 74H19V76H21V75H23ZM33 74H34V72H33ZM43 74H45L46 76H45V77H42L41 75H43ZM64 74H65V73H64ZM64 74H63V75L60 74V75H62V76H60V75L58 74L61 78L57 76V77H56L57 80H56L53 76H52V77H53V79L56 80V81L54 80L55 82H58V81H59L58 78H60V80L62 79V80L66 83L67 81H65V80H66V76H67V74H66V75H64ZM73 74H74V75H73ZM90 74H91V73H90ZM105 74L103 75L105 79L103 78V76H101V78H103V80H105V82L107 81V83H105L107 86L110 85V84H108V83H110L109 81H111V80L114 79V78L112 79L111 77H113L114 75H115V76H118V75H119V74H117L116 72H115V74H112V76H110L111 74H110V75L108 74L109 77H107V78H111V80L109 79V81H108V79H106ZM116 74H117V75H116ZM134 74H135V73H134ZM140 74H138L140 77L143 76V75H140ZM174 74H175V73H174ZM181 74H180V75H181ZM189 74H190V73H189ZM195 74H196V73H195ZM200 74H201V73H200ZM204 74H205V73H203V75H204ZM239 74H240V73H239ZM242 74H240V75L244 78V76L246 75V72H245L244 76H243ZM249 74H250V73H249ZM249 74H247V75L249 76ZM263 74H264V72H263ZM34 75L36 76V74H34ZM77 75H76V76H77ZM79 75H80V74H79ZM86 75H87V74H86ZM88 75H89V74H88ZM121 75H122V74H121ZM123 75H124V74H123ZM130 75H131V74H130ZM130 75H129V76H130ZM132 75H133V73H132ZM136 75H137V73H136ZM153 75H154V74H153ZM153 75H152V76H153ZM180 75L178 74L177 76L180 77ZM201 75H202V74H201ZM201 75H200V77H201ZM215 75H216V74H215ZM217 75H218V74H217ZM221 75L223 76V74H221ZM225 75H227V74H225ZM231 75L234 76V72H233V74H230V75L228 74L227 76H231ZM237 75H238V73H237ZM237 75H236V76H237ZM250 75H251V74H250ZM29 76H30V75H29ZM31 76H32V75H31ZM43 76H44V75H43ZM50 76H48V77H49V80H50V78H52V77H50ZM63 76H64L65 80L62 78ZM82 76H83V75H82ZM139 76H136V77L139 78ZM145 76H146V75H145ZM164 76H165V75H164ZM181 76H182V75H181ZM205 76H206V75H205ZM211 76H212V75H211ZM218 76H220V74H219ZM236 76H235V77H236ZM238 76H239V75H238ZM24 77L22 76L21 79H23ZM32 77H33V76H32ZM39 77H37V78H39ZM48 77L45 78L46 81H44V82H45L44 84H42V83H43V80H42V79H37V78H35V80L37 79L36 81L33 80V78H31L30 80H29V78H28V82L30 83V82H33V81H34V82H33L34 84H33V83H32V84L30 83V85H34V86H36L35 82L38 81V82H37V83H38L37 85H40L39 82L42 81V82H41V85H44V87H45V84L47 83V79H48ZM70 77H69V78H70ZM80 77H81V76H80ZM80 77H79V78H80ZM83 77H84L83 79H86V80H87V78H85V75H84ZM94 77H95V76L93 75L92 78H94ZM121 77H124V76H121ZM170 77H171V76H170ZM170 77H168V78H170ZM175 77H176V75H175L173 78H175ZM182 77H183V76H182ZM182 77H181V78H182ZM185 77H187V76H185ZM188 77H189V76H188ZM191 77H192V76H191ZM220 77H221V76H220ZM224 77H226V76H224ZM239 77H240V76H239ZM239 77H238V78H239ZM242 77H240V78H242ZM74 78H75V77H74ZM76 78L78 79V76H77ZM90 78H91V77H89V81H90ZM92 78H91V80H93ZM96 78H97V77H96ZM96 78H94V80L97 81L98 79H96ZM101 78H100V79H101ZM118 78H120V75H119V77H117V78L115 77V79L113 80V84H114V81H115V80L117 81V84H120V79H119V81H118V80H117ZM124 78L129 79V78L126 77V76H125ZM131 78H132V77H131ZM131 78H130V80H131ZM142 78H143V77H142ZM147 78H148V77H146L145 79H147ZM154 78H155V77H154ZM160 78H161V77H160ZM162 78H163V77H162ZM162 78H161V80L164 79V78H163V79H162ZM189 78H190V77H189ZM189 78H188V79H189ZM193 78H194V77H193ZM198 78H199V77H197V79H198ZM202 78H203V77H202ZM202 78H200V79H202ZM212 78H214V77H212ZM217 78H218V77H217ZM217 78H216V79H217ZM227 78L229 79L230 77H227ZM231 78H232V77H231ZM240 78H239V79H240ZM53 79H51V81L54 83ZM77 79H76V80H77ZM121 79H123V78H121ZM133 79L135 80V84L133 85L132 88H135L136 86H139L140 83H139V85H136L137 78H136V79L133 78ZM139 79H140V78H139ZM145 79H142V80L140 79V80H138V81H141V82H142V81H144ZM149 79H150V76H149ZM166 79H167V78H166ZM166 79H164V80L166 81ZM171 79H172V78H171ZM175 79H176V78H175ZM179 79H180V78H179ZM182 79H183V78H182ZM214 79H215V78H214ZM218 79H219V78H218ZM232 79H233V78H232ZM245 79H246V77H245ZM31 80H32V81H31ZM39 80H40V81H39ZM62 80H61V81H62ZM67 80H69V79L67 78ZM79 80H82V78L78 79V82H80ZM86 80H82V81L85 82V85H88L89 83L87 84L88 81H86ZM94 80H93V81H94ZM103 80H102V81H103ZM123 80H124V79H123ZM123 80H122V81H123ZM134 80H131V81L134 82ZM161 80H159V82H160ZM169 80H170V79H169ZM172 80H173V79H172ZM189 80H190V79H189ZM189 80H188V81H189ZM192 80H193V79H192ZM198 80H199V79H198ZM210 80H211V79H210ZM221 80H222V78H221ZM221 80H219V81H221ZM26 81H27V79H26ZM26 81H24V82H25L26 85H28V82L26 83ZM63 81H62V83H64ZM93 81H91V82H93ZM98 81H99V80H98ZM98 81H97V82H98ZM100 81H101V80H100ZM100 81H99V82H100ZM138 81H137V82H138ZM147 81H148V80H147ZM165 81H163V82L166 83L167 81H166V82H165ZM173 81H174V80H173ZM173 81H171V82H173ZM175 81H176V80H175ZM185 81H187V80L185 79ZM195 81H196V80H195ZM200 81H201V80H200ZM206 81H207V80H206ZM211 81H212V80H211ZM217 81H218V80H217ZM219 81L217 82V84L220 83ZM225 81H227V83H226V85H227V84H229L228 81H230V79H229V80L225 79ZM225 81H224V79H223V81H221V82H225ZM236 81H237V80L235 79V81H233V82H236ZM242 81H243V79H242ZM69 82H71V79H70V81H68V83H69ZM84 82H80V83L83 84ZM91 82H90V83H91ZM125 82H126V80H125ZM144 82H146V80H145ZM171 82L168 81V85H169V83L171 84ZM176 82H177V81H176ZM180 82H181V80H180ZM182 82H184V79H183ZM182 82H181V83H182ZM190 82H191V81H190ZM193 82H194V81H193ZM193 82H192V83H193ZM201 82H202V81H201ZM212 82H213V81H212ZM212 82H209V83H212ZM48 83H49V85H48L49 88H51L50 86H53V84H50V81H49ZM65 83H64V84H65ZM68 83H66V84H68ZM80 83H78V84H80ZM95 83H96V82H95ZM128 83H130L129 80H128L127 84L125 85V88H124V89H126V86H127V85L130 86V84H128ZM142 83H143V82H142ZM147 83H151V82H146V84H147ZM153 83H154V82L152 81V83H151V88H153V87L155 88V85L152 87ZM160 83H162V82H160ZM173 83H174V85L176 84L175 82H173ZM173 83H172V84H173ZM178 83H179V80H178ZM185 83H186V82H185ZM215 83H216V82L214 81V84H215ZM230 83H232V80L230 81ZM240 83H241V82H240ZM55 84H56V83H55ZM57 84L59 85V84H61V83H57ZM66 84H65V85H66ZM100 84H101V83H100ZM103 84H104V82H103ZM103 84H102V85H103ZM105 84H104V85H105ZM115 84H116V83H115ZM115 84L112 85V83H111L112 86H115V87H116L117 84H116V85H115ZM124 84H125V83H123V85H124ZM143 84H145V83H143ZM146 84H145V85H146ZM189 84H190V83H189ZM194 84H195V83H194ZM206 84H207V83H206ZM214 84L212 85L213 87H215ZM221 84H222V83H221ZM221 84H220V86H221ZM224 84H225V83H224ZM234 84H235V83H234ZM234 84H233V85H234ZM236 84H237V85L239 84V80H238V83H236ZM92 85L95 86L96 84H90V85H88V86L91 88ZM104 85H103V86H104ZM121 85H122V84H121ZM121 85H120V86H121ZM135 85H136V86H135ZM163 85H164V84H163ZM183 85H184V83H183ZM186 85H188V84H186ZM190 85H191V84H190ZM196 85H197V84H196ZM199 85H200V82H199ZM201 85H202V84H201ZM242 85H243V83H242ZM28 86H29V85H28ZM59 86H61V85H59ZM62 86H63V84H62ZM120 86H119V87H120ZM131 86H132V85H131ZM131 86H130V87H131ZM140 86H142V84H141ZM140 86H139V87H140ZM161 86H162V84L160 85V87H161ZM170 86H171V85H170ZM176 86H177V84H176ZM179 86H180V85H179ZM181 86H182V85H181ZM181 86H180V88H181ZM192 86H194V85H192ZM216 86H217V85H216ZM222 86H224V85H222ZM227 86H228V85H227ZM227 86H226V87H227ZM238 86H240V85H238ZM37 87H38V86H37ZM39 87H40V86H39ZM46 87H47V84H46ZM46 87H45V88H46ZM78 87H79V85H78ZM95 87H96V86H95ZM104 87H105V86H104ZM108 87H109V86H108ZM108 87H105V88H106L105 91L108 90ZM119 87H118V88H119ZM123 87H124V86H121V88H123ZM139 87H137V88H139ZM158 87H159V86H158ZM164 87L168 88L169 86H164ZM171 87H172V86H171ZM171 87H170V88H171ZM182 87H183V86H182ZM189 87L191 88V86H189ZM204 87H205V86H204ZM217 87H219V86H217ZM224 87H225V86H224ZM224 87H223V88H224ZM226 87H225V88H226ZM234 87H236V86H234ZM42 88H43V87H42ZM85 88H86V87H85ZM87 88H88V87H87ZM92 88H93V87H92ZM116 88H117V87H116ZM116 88H115V89H116ZM121 88L118 89L117 92L120 93L121 90H122ZM151 88H149L148 93H147L146 91H144L143 94H142V96H141V94H137L136 92H134V93L137 94L136 96H139L138 99H136V98H137V97H136L134 100H135V101H140V97H141V99H143L144 93H145V95H146V93H147V95H148V94H149V91H150V93H152L151 91H153V90H150ZM154 88H153V89H154ZM175 88H176V87H175ZM185 88H186V87H185ZM192 88L194 89V87H192ZM192 88H191V91H192ZM195 88H196V87H195ZM198 88H199V87H198ZM209 88H210V87H209ZM220 88H221V87H220ZM220 88H219V89H220ZM225 88L222 90V92L225 90ZM109 89H110V92L107 91L108 93L114 92V91H111V90H114L113 87H111V88L109 87ZM124 89H123L122 91H125ZM129 89H131V88H129ZM135 89H136V88H135ZM135 89H133V90H135ZM156 89H157V88H156ZM158 89H159V88H158ZM177 89L179 90V88H177ZM182 89H184V88H182ZM187 89H188V86H187ZM199 89H200V88H199ZM199 89H198V91H199ZM203 89H204V88H203ZM205 89H206V88H205ZM215 89H216V88H215ZM217 89H218V88H217ZM217 89H216V92H217ZM219 89H218V90H219ZM231 89H232V88H231ZM231 89H230L229 91H227V90H228V89H227L226 91H227V92H230V91L232 92L234 88H233L232 90H231ZM239 89H240V88H239ZM76 90H78V89H76ZM116 90H117V89H116ZM131 90H132V89H131ZM159 90H161L162 93L167 91V89H166V91H163V88H162V89H159ZM159 90H158V91H159ZM172 90H174V89H172ZM188 90H189V89H188ZM220 90H221V89H220ZM236 90H237V89H236ZM135 91H136V90H135ZM156 91H157V90H156ZM156 91H155V89H154L153 92H156ZM158 91H157V92H158ZM175 91L177 92V90H175ZM175 91H173V92H175ZM179 91H181V89H180ZM185 91H186V90H185ZM185 91H184V94H185ZM194 91H195V90H194ZM202 91H203V90H202ZM202 91L200 90V92H202ZM204 91H205V90H204ZM210 91H212V90H210ZM213 91H214V90H213ZM226 91H225V92H226ZM238 91H240V90H238ZM238 91H237V92H233V93H237V94H238ZM126 92H128L127 89H126ZM132 92H133V91H132ZM188 92H189V91H188ZM188 92H187V94H189V93L192 94L191 92H189V93H188ZM94 93H95V92H94ZM99 93L101 94L102 91L99 92ZM99 93H98V94H99ZM105 93H106V92H105ZM119 93H118V94H119ZM134 93H133V95L131 94L130 96H134ZM162 93H161V95H162ZM169 93H170V92H169ZM178 93H179V92H178ZM178 93H174V94H178ZM180 93H181V92H180ZM194 93H195V92H194ZM209 93H210V92H209ZM218 93L220 94L219 91H218ZM233 93H232V94H233ZM98 94H96L97 97L99 96ZM112 94H113V93H112ZM112 94L110 95L111 99H113V96H114V95H112ZM115 94H116V93H115ZM118 94H117V95H118ZM122 94H123L124 96H126L124 93H122ZM126 94H127V93H126ZM164 94H165V93H164ZM164 94H163V95H164ZM174 94H173V96H174ZM197 94H198V93H197ZM201 94H202V93H201ZM213 94H215V93H213ZM224 94L226 95V93H224ZM224 94L221 93L222 96H223ZM249 94H250V93H249ZM93 95H94V94H91L89 97H91V96H93ZM101 95H102V94H101ZM106 95H108V94H105V96H106ZM120 95H121V94H119V97H120ZM123 95H122V96H123ZM158 95H160V91H159ZM165 95L168 97V94H165ZM169 95H170V94H169ZM181 95H182V94H181ZM194 95H195V94H194ZM210 95H211V94H210ZM210 95H209V98H210ZM235 95H236V94H235ZM235 95H233L234 98H235ZM240 95H241V94H240ZM94 96H95V95H94ZM96 96L94 97V98H96L95 100H94L93 98H89V99H93L92 101L95 103L96 100H97V97H96ZM115 96H116V95H115ZM124 96H123V97H124ZM128 96H129V94H128ZM150 96H151V94H150ZM152 96H153V95H152ZM155 96H156V94H155ZM171 96H172V91H171V95H170L169 97H171ZM176 96H177V95H176ZM179 96H180V95H179ZM186 96H187V95H186ZM191 96H192V95H191ZM195 96H196V95H195ZM197 96H198V95H197ZM212 96H213V95H212ZM214 96H215V95H214ZM231 96H232V95H231ZM233 96H232V97H233ZM237 96H238V95H237ZM237 96H236V98H237ZM244 96H245V95H244ZM249 96L251 97L252 95H249ZM249 96H248V97H249ZM108 97H109V95H108ZM119 97L116 96V99L119 98ZM123 97H121V98H123ZM126 97H127V96H126ZM144 97H146V96H144ZM147 97H148V96H147ZM156 97H157V96H156ZM193 97H194V96H193ZM200 97H201V96H200ZM200 97H199V98H200ZM207 97H208V96H207ZM207 97H206V98H207ZM220 97H221V96H220ZM220 97H219V98H220ZM226 97H227V96H226ZM228 97H229V95H228ZM228 97H227V98H228ZM254 97H255V96H254ZM127 98H128V97H127ZM129 98H130V97H129ZM131 98H132V97H131ZM157 98L160 99L161 96H160V97H157ZM157 98H155V99H157ZM174 98H175V97H174ZM180 98H181V96H180ZM182 98H183V97H182ZM182 98H181V99H182ZM185 98H186V97H185ZM187 98H189V97L187 96ZM190 98H192V97H190ZM209 98H208V99H209ZM214 98H215V97H214ZM223 98H224V96H223ZM239 98H241V97H239ZM243 98H245V99L248 100V98H246V97H242V99H243ZM62 99H63V98H62ZM124 99H125V98H124ZM145 99H146V98H144L143 101H145ZM148 99H149V100H150V99L153 100L154 97L147 98V100H148ZM161 99H162V98H161ZM165 99H166V98H163V100H165ZM169 99H170V98H169ZM172 99H173V98H172ZM177 99H178V96H177ZM177 99H175V100H177ZM183 99H184V98H183ZM200 99H201V98H200ZM211 99H212V98H211ZM217 99H218V97H217ZM220 99H221V98H220ZM232 99H233V98H232ZM250 99H251V98H250ZM126 100H127V99H125V101H126ZM132 100H133V99H132ZM163 100H162V101H163ZM166 100H167V99H166ZM175 100H172V101H175ZM179 100H180V99H178V101H179ZM197 100H198V99H197ZM226 100H227V99H226ZM235 100H238V99H235ZM235 100H234V101H235ZM240 100H241V99H240ZM247 100H245V103H243V104H246V103L249 101V100H248V101H247ZM252 100H253V98H252ZM90 101H91V100H90ZM135 101H133V102H135ZM141 101H142V100H141ZM155 101H157V100H155ZM162 101H161V104H163V103H165V102H168L169 100H168V101H163V102H162ZM184 101H185V100H184ZM186 101H188V100H186ZM192 101H193V100H192ZM221 101H222V100H221ZM229 101H230V100H228L227 103H229ZM234 101L231 100V102H234ZM238 101H239V100H238ZM246 101H247V102H246ZM250 101H251V100H250ZM253 101H254V100H253ZM253 101H251V102H253ZM93 102H91V103H93ZM115 102H117L118 105L121 104V103H118V101H116V100H115ZM120 102H121V101H120ZM123 102H124V100H123ZM146 102H147V101H145V103H146ZM149 102H150V101H149ZM149 102H147V104H150L152 101H151L150 103H149ZM153 102H154V100H153ZM153 102H152V103H153ZM182 102H183V101H182ZM182 102H179V103H182ZM199 102H200V100H199ZM211 102H212V101H211ZM216 102H217V101H216ZM218 102H219V99H218ZM231 102H230V103H231ZM236 102H237V101H236ZM241 102H242V100H241ZM241 102H240V103H241ZM89 103H90V102H89ZM89 103H88V104H89ZM113 103H114V102H113ZM130 103H131V102H130ZM137 103L139 104V102H137ZM140 103H142V102H140ZM143 103H144V102H143ZM143 103H142V104H143ZM145 103H144V105H143L144 107L142 106V104H140V106H142L144 109H145V106H146ZM157 103H158V102H157ZM168 103H169V102H168ZM171 103H172V102H171ZM194 103H195V102H194ZM196 103H197V101H196ZM205 103L207 104V102H205ZM222 103H223V102H222ZM227 103L225 102V103H223V104H227ZM238 103H239V102H238ZM240 103H239V104H240ZM249 103H250V102H249ZM131 104L135 105L134 103H131ZM138 104H137V105H138ZM158 104H160V102H159ZM165 104H166V103H165ZM174 104L176 105V102H174ZM177 104H178V103H177ZM182 104H183V103H182ZM182 104H181V105H182ZM217 104H218V103H217ZM234 104H235V106L239 105V104L236 105V103H234ZM250 104H251V103H250ZM91 105H92V104H91ZM93 105H94V104H93ZM133 105H132V107H133ZM151 105H152V104H151ZM154 105H156V104H154ZM154 105H153V106H154ZM171 105H172V104H171ZM187 105H188V104H187ZM191 105H192V104H191ZM195 105L198 106L197 104H195ZM195 105H194V106H195ZM207 105H209V104H207ZM219 105H222V104H219ZM241 105H242V104H241ZM241 105H240V106H241ZM252 105H253V103H252ZM252 105H249V106H252ZM256 105H257V104H256ZM96 106H97V105H96ZM153 106H147V107H148V108H151L153 111H157V110H158V109H157L158 106H156V109H157V110H154L155 108H153ZM166 106H167V105H165V107H166ZM168 106H169V105H168ZM183 106H184V104H183ZM211 106H212V103H211ZM216 106H217V105H216ZM224 106H225V105H224ZM244 106L246 107V105H244ZM247 106H248V105H247ZM88 107H89V105H88ZM94 107H95V105H94ZM124 107H126L125 109L123 108L124 111L121 110V111H123V112L127 111V108H129L128 105H127V106H124ZM134 107H135V106H134ZM134 107H133V110H137V109H134ZM136 107H137V106H136ZM142 107H141V108L139 107L140 110H142ZM161 107H162V106H161ZM161 107L159 106L160 109H162ZM163 107H164V106H163ZM180 107H181V106H179V107L177 106V108H180ZM185 107H186V106H185ZM187 107H188V106H187ZM189 107H190V105H189ZM206 107H207V106H206ZM209 107H210V106H209ZM214 107H215V106H214ZM221 107H222V106H221ZM225 107H226V106H225ZM227 107H228V106H227ZM233 107H234V106H233ZM238 107H239V106H238ZM245 107H242V106H241V107H240L241 109H239V110H242V109H244ZM90 108H91V107H89V109H90ZM92 108H93V106H92ZM95 108H96V107H95ZM130 108H131V107H130ZM137 108H138V107H137ZM166 108L168 109V107H166ZM169 108H173V109H174V107H171V106H170ZM204 108H205V107H204ZM231 108H232V107H231ZM235 108H236V107H235ZM255 108H258V107H255ZM255 108H253V110H254ZM146 109H147V108H146ZM160 109H159V110H160ZM173 109H172V110H173ZM184 109H185V108H184ZM189 109H190V108H189ZM219 109H220V108H219ZM225 109H226V108H225ZM229 109H230V108H228V110H229ZM247 109H250V108H246V110H247ZM259 109H260V108H259ZM131 110H132V109H131ZM140 110H139V112H140ZM149 110H150V109L146 110V111H147V115H148ZM152 110H151V111H152ZM162 110H164V109H162ZM170 110H171V109H170ZM170 110H168V111H170ZM176 110H177V112H178L179 109H176ZM187 110H188V109H187ZM196 110H197V109H196ZM199 110H200V109H199ZM210 110H211V109H210ZM213 110H214V109H213ZM217 110H218V109H217ZM222 110H224V109H222ZM228 110H227V111H228ZM231 110H232V109H230V111H231ZM233 110H234V108H233ZM235 110H236V109H235ZM255 110H257V109H255ZM86 111H88V110H86ZM86 111H85V113H86ZM96 111H97V109H96ZM118 111H119V110H118ZM118 111H117V112H118ZM153 111H152V112H153ZM164 111H165V110H164ZM174 111H175V110H173V112H174ZM180 111H181V110H180ZM183 111H184V110H183ZM243 111H244L246 114H248V113H247L248 111L246 112L245 109H244ZM243 111H242V112H243ZM251 111H252V110H249V113H250ZM92 112L94 113V110H92V111L90 110V112H88V113H91V115H93ZM127 112H129V113L131 112V113H132V111H127ZM133 112H134V111H133ZM141 112H143V111H141ZM152 112H151V113H152ZM159 112H160V111H159ZM159 112H158V113H159ZM162 112H163V111H162ZM165 112H166V111H165ZM171 112H172V111H170V113H171ZM173 112H172V113H173ZM175 112H176V111H175ZM175 112L173 113V116H172L173 118H174V114H175ZM177 112H176V113H177ZM188 112H189V111H188ZM192 112H193V111H192ZM206 112H207V111H206ZM206 112H205V114H206ZM215 112H216V110H215ZM218 112H220V111H218ZM218 112H216V116H218V115H217ZM224 112H225V111H224ZM242 112H240V113H242ZM244 112L242 113V116H243ZM258 112H259V110H258ZM258 112H257V113H258ZM85 113H84V114H85ZM88 113H86V115H87ZM96 113H97V112H95L94 114L96 115ZM120 113H122V112H120ZM145 113H146V112H145ZM151 113H150V115H151ZM166 113H167V112H166ZM170 113H169V116L172 114V113H171V114H170ZM179 113H180V112H179ZM181 113H183V112H181ZM190 113H191V112H190ZM203 113H204V112H203ZM213 113H214V111L212 112V114H213ZM227 113L232 114V112H227ZM236 113H237V112H236ZM236 113H235V114H236ZM253 113L256 115L255 112H251V114H253ZM123 114H124V113L119 114V115H120V118L124 119V121H125V123H126L127 121L125 120V117H126V119H128V117H127L126 115L124 116ZM125 114H126V113H125ZM127 114H128V113H127ZM140 114H141V113H140ZM183 114H184V113H183ZM191 114H192V113H191ZM194 114H195V113H194ZM205 114H204V116H206ZM214 114H215V113H214ZM224 114H225V113H224ZM224 114H222V112H221V116L224 115ZM233 114H234V113H233ZM86 115H85V116H86ZM95 115H94V116H95ZM121 115H122L124 118L121 117ZM131 115H132V114H131ZM131 115H130V116L128 115V116H129V119H128V120L131 119V118H130ZM133 115H135V112H134ZM133 115H132V117H133ZM150 115H149V119H150ZM152 115H153V114H152ZM157 115H159V114H157ZM176 115H178V114H176ZM180 115H181V114H180ZM187 115H188V114L186 113V114H185V117H186ZM238 115H239V112H238V114H236L235 116H233V115H231V116L236 117V116H238ZM257 115H258V114H257ZM257 115H256V116H257ZM87 116H88V115H87ZM136 116L139 117V114L136 113ZM142 116L145 117L146 114H145V116L141 114V117H142ZM154 116H155V114H154ZM154 116H153V119H155ZM161 116H163V114H162ZM167 116H168V115H167ZM178 116H179V115H178ZM183 116H184V115H183ZM183 116H182L181 118H183ZM190 116H191V115H190ZM190 116H189V117H190ZM207 116H208V115H207ZM210 116H211V115H210ZM214 116H215V115H213V117H214ZM216 116H215V118H216ZM229 116H230V115H229ZM245 116L247 117V115H244L243 117H245ZM249 116H252V115L249 114ZM258 116H259V115H258ZM261 116H262V115H261ZM91 117H92V116H91ZM138 117H137V118L135 117V118L138 119ZM141 117H140V119H141ZM159 117H160V115H159ZM163 117H165V115H164ZM172 117H171V118L169 117L170 122L167 121V120H169V119L166 120V118H164V120L166 121V123H167V122H168V123H171V119H172ZM208 117H209V116H208ZM223 117H224V116H223ZM226 117H228V116H226ZM233 117H231V119H232ZM238 117H239V116H238ZM238 117H236V118H238ZM240 117H241V115H240ZM240 117H239V118H240ZM252 117H253V116H252ZM254 117H255V116H254ZM117 118H119V117L117 116ZM133 118H134V117H133ZM135 118H134V119H135ZM145 118H146V117H145ZM147 118H148V117H147ZM161 118H162V117H161ZM161 118H160V120H162ZM167 118H168V117H167ZM178 118H179V117H178ZM191 118H192V117H191ZM206 118H207V117H206ZM217 118H221V117H217ZM217 118H216V119H217ZM224 118H225V117H224ZM224 118H223V120H224ZM260 118H261V117H260ZM136 119H135V120H136ZM142 119L144 120V118H142ZM151 119H152V118H151ZM156 119H157V116H156ZM175 119H176V118H175ZM179 119H180V118H179ZM183 119H184V118H183ZM193 119H194V118H193ZM193 119H191V120H193ZM201 119H202V121H203V118H202V117H201ZM210 119H211V118H210ZM216 119H215V120L212 119L211 122H212L213 120L216 121ZM225 119H226V118H225ZM115 120H117V119H115ZM115 120H114V122H115ZM138 120H139V119H138ZM157 120L159 121V118H158ZM157 120H156V121H157ZM164 120H162L163 123H164ZM173 120H174V119H173ZM177 120H178V119H177ZM177 120H176V121H177ZM186 120H187V118L185 119L184 123L186 122ZM188 120H190V118H189ZM207 120H208V119H207ZM207 120H206V121H207ZM218 120H219V119H218ZM218 120H217V123H218L217 126L219 127V122H218ZM233 120H234V119H233ZM253 120H254V119H253ZM253 120L251 119L250 122L253 123ZM117 121L121 122L120 120H117ZM124 121H122V123H123ZM131 121H132V119H131ZM146 121H147V120H146ZM151 121H152V120H151ZM194 121H195V120H194ZM209 121H210V120H208V122H209ZM220 121H222V120H220ZM224 121H225V120H224ZM226 121L228 122L229 120H226ZM226 121H225V125H227V124H226ZM236 121H237V123H238V120H236ZM128 122H129V121H128ZM128 122H127V123H128ZM133 122H134V121H133ZM152 122H155V121L153 120ZM178 122L180 123V121H178ZM211 122H210V124H211ZM232 122H233V121H232ZM234 122H235V120H234ZM255 122H256V121H255ZM125 123H123V124L125 125ZM148 123L151 124V122H148ZM168 123H167V124H168ZM174 123H175V125H176V122H175V121H174ZM189 123L191 124V122H189ZM194 123H195V122H194ZM194 123H193V125H194ZM196 123H197V122H196ZM213 123H214V122H213ZM215 123H216V122H215ZM115 124H118V123L115 122ZM129 124H130V123H129ZM131 124H132V123H131ZM131 124H130V126H131ZM150 124H149V126H150ZM157 124H158V123H157ZM157 124L155 123L154 125L156 126ZM167 124H165V125L167 126ZM180 124H181V123H180ZM180 124H177L178 127L180 126ZM187 124H188V121H187ZM201 124H202V122H201ZM203 124H205V122H204ZM206 124H208V123H206ZM152 125H153V124H152ZM154 125H153V127H154ZM160 125H162V124H160V122H159L158 126H160ZM169 125H170V124H169ZM173 125H174V124H172L171 126L174 127ZM197 125H198V124H197ZM213 125H214V124H213ZM213 125H212L211 128H213ZM113 126H114V125H113ZM118 126H119V125H118ZM118 126L116 125V127H118ZM126 126H127V125H126ZM126 126H124V127L126 128ZM147 126H148V125H147ZM158 126H157V127H158ZM181 126H182V124H181ZM191 126H192V125H191ZM198 126H199V125H198ZM207 126L210 127L209 125H207ZM207 126H205V127H207ZM215 126H216V124H215ZM215 126H214V127H215ZM221 126H222V125H221ZM110 127H111V126H109L108 129L112 131L114 128L112 127L113 129H111ZM119 127H120V129L123 128V127L121 128V126H119ZM119 127H118V128H119ZM145 127H146V126H145ZM163 127H164V129H165V126H163ZM163 127H161V128H163ZM169 127H170V126H169ZM175 127H176V126H175ZM183 127H184V126H183ZM192 127H193V126H192ZM199 127H200V126H199ZM92 128H94V129H91V130L95 131V127L93 126ZM118 128H115V130L117 129V133H119V132H118V131H119ZM148 128H149V127H148ZM151 128H152V126H151L149 129L151 130ZM159 128H160V127H159ZM176 128H177V127H176ZM185 128H186V127H185ZM187 128H189V127H187ZM194 128H195V127H194ZM211 128H209V129H211ZM123 129H124V128H123ZM123 129H122V130H123ZM129 129H130V128H129ZM129 129H127V130L129 131ZM153 129H154V128H153ZM155 129H158V128H155ZM167 129H169V128L167 127ZM171 129H172V128H171ZM178 129H179V128H178ZM180 129H182V128H180ZM183 129H184V128H183ZM190 129H191V128H189L188 131H189ZM199 129H201V128H199ZM205 129H206V128H205ZM217 129H218V128H217ZM217 129H216V130H217ZM221 129H222V128H221ZM115 130H113V131L115 132ZM122 130H120V131H122ZM161 130H162V129H161ZM165 130H166V129H165ZM165 130H164V131H165ZM186 130H187V129H186ZM211 130H214V129H211ZM113 131H112V132H113ZM124 131H125V130H124ZM128 131H126V132L129 134L130 132H128ZM148 131H149V130H148ZM157 131H158V130H156V132H157ZM172 131H173V130H172ZM183 131H184V130H183ZM200 131H201V130H200ZM200 131H199V132H200ZM203 131H204V130H203ZM203 131H202V132H203ZM207 131H210V130H207ZM214 131H215V130H214ZM214 131L211 132V133L214 134V133L216 132V131H215V132H214ZM218 131H219V130H218ZM221 131H223V129H222ZM221 131H220L219 133H221ZM107 132H108V131H107ZM114 132H113V133H114ZM150 132H152V131H149L148 133H150ZM153 132H154V130H153ZM153 132H152V133H153ZM156 132H155V133H156ZM158 132H159V131H158ZM162 132H163V130H162ZM166 132H167V131H165L164 133H166ZM191 132H193V130H192ZM93 133H94V132H92V134H93ZM113 133H112V134H113ZM115 133H116V132H115ZM117 133H116V134H117ZM121 133H122V132H121ZM159 133H160V132H159ZM168 133H170V132H168ZM171 133L174 134L173 132H171ZM176 133H178V132H176ZM197 133H198V132H197ZM208 133H209V132H207L206 134H208ZM211 133H210V134H211ZM216 133H218V132H216ZM216 133H215L214 135H218V134H216ZM222 133H223V132H222ZM222 133H221V134H222ZM224 133H225V131H224ZM224 133H223V134H224ZM92 134H90V136H91ZM119 134H120V133H119ZM124 134H125V132H124L122 135H124ZM160 134H161V133H160ZM160 134H159V136H160ZM192 134H194V133H192ZM213 134H212V135H213ZM109 135H110V133H109ZM109 135H107V137H109ZM113 135H115V134H113ZM122 135H121V138H123V137L126 136V134H125V136H123V137H122ZM149 135H150V134H149ZM156 135H157V134H156ZM156 135H155V136H156ZM169 135H171V134H169ZM175 135H176V134H175ZM178 135H180V134L178 133ZM178 135H177V136H178ZM183 135H184V134H183ZM186 135H187V134H185L184 136H186ZM208 135H209V134H208ZM212 135H211V137H212ZM219 135H220V134H219ZM219 135H218V136H219ZM252 135L254 136V133H253ZM90 136H89V139H90ZM93 136H95V134H94ZM115 136H116V135H115ZM128 136H129V135H127L125 138H127ZM150 136H151V135H150ZM152 136L154 137V134H153ZM152 136H151V137H152ZM159 136H158V137H159ZM188 136H189V135H188ZM197 136H198V135H197ZM202 136H204V135H202ZM209 136H210V135H209ZM222 136H223V135H222ZM246 136H247V135H245L244 137H246ZM111 137H112V135H111ZM116 137H117V136H116ZM162 137H163V136H162ZM162 137H161V139H162ZM166 137H168L167 134H166ZM171 137L173 138V136H171ZM181 137H182V135H181ZM181 137H180V138H181ZM190 137H191V134H190ZM220 137H221V136H219V138H220ZM248 137H249V136H248ZM92 138H93V137H92ZM92 138H91V140L94 139V138H93V139H92ZM109 138H110V137H109ZM128 138H131V135H130V137H128ZM142 138H144V137L142 136ZM149 138H150V137H149ZM149 138H144V139H145V141H146V140L149 139ZM156 138H157V137H155L154 139H156ZM169 138H170V137H169ZM191 138H192V137H191ZM197 138H198V137H197ZM199 138H200V137H199ZM202 138H203V137H202ZM202 138H200V139L202 140ZM205 138H207V135L205 136ZM208 138H209V137H208ZM222 138H223V137H222ZM222 138H221V140H223ZM144 139H143L142 141H144ZM150 139H151V138H150ZM154 139H153V140H154ZM188 139H189V138H188ZM245 139H246V138H245ZM247 139H248V138H247ZM91 140H89V141H91ZM133 140H134V139L132 138V141H133ZM153 140H151L150 142L153 143V142H154ZM157 140H158V139H157ZM159 140H160V138H159ZM163 140H164V139H163ZM166 140H167V138H166ZM166 140H165V141H166ZM170 140H172V139H170ZM173 140H174V139H173ZM175 140H176V138H175ZM179 140H180V139H179ZM179 140H178V141H179ZM185 140H186V139H185ZM201 140H199V141H201ZM207 140H208V139H207ZM130 141H131V139H130ZM134 141H135V140H134ZM145 141H144V142H145ZM190 141H191V139H190ZM190 141L188 140V144H187V145H188V148H189L190 145L192 144V143L190 144ZM209 141H210V139H209ZM214 141L216 142L215 139H214ZM93 142H94V140H93ZM95 142H97V141L95 140ZM139 142H141L140 139H139ZM144 142H143V143H144ZM186 142H187V141H186ZM186 142H185V143H186ZM205 142H206V140L204 139V143H205ZM256 142H258V140H256ZM90 143L94 145V143H92V141L89 142V145H91ZM97 143H98V142H97ZM112 143H113V142H112ZM112 143H108V144H112ZM130 143H131V142H130ZM134 143H135V142H134ZM145 143H148V142L146 141ZM155 143H156V142H155ZM162 143H164V141H163ZM168 143H170V142H168ZM168 143L165 142V144H168ZM181 143H182V142H181ZM181 143H180V144H181ZM185 143H184V144H185ZM206 143H207V142H206ZM210 143H211V141H210ZM212 143H214V142L212 141ZM115 144H117V143H115ZM136 144H137V141H136ZM136 144H135V145H136ZM148 144H149V143H148ZM165 144H164V145H165ZM180 144H179V145H180ZM195 144H196V143H195ZM197 144H198V141H197ZM207 144H208V143H207ZM214 144H215V143H214ZM214 144H213V145H214ZM217 144H218V143H217ZM93 145H92V146H93ZM99 145H100V143H99L98 145L95 144L96 147H95V146H94V147L96 148V150L98 149L97 146H99ZM101 145H102L101 148H103L104 150L109 146V145L106 146L107 143H106V145H103V144L101 143ZM113 145H114V144H113ZM113 145H111V146H113ZM124 145H125V144H124ZM130 145H132V144H130ZM137 145H138V144H137ZM139 145H142V143L139 144ZM139 145H138V146H139ZM145 145L147 146V144H145ZM149 145H151V144H149ZM161 145H162V144H161ZM169 145H171V144H169ZM173 145H174V144H173ZM181 145H182V144H181ZM199 145H200V143H199ZM199 145H198V147L200 148ZM213 145H210V146H213ZM235 145H236V144H235ZM235 145H234V146H235ZM104 146H105L106 148H104ZM116 146H118V145H115V147H116ZM128 146H129V144H128ZM128 146H127V145H126V147L124 146V147L126 148L125 151H127V149H128L127 147H128ZM133 146H134V145H132V146L129 147L130 150H131V149L133 150V148H131V147H133ZM165 146H166V145H165ZM177 146H178V145H177ZM184 146H185V145H184ZM201 146H202V145H201ZM210 146H209V147H210ZM215 146H216V145H215ZM215 146H214V147H215ZM109 147H110V146H109ZM113 147H114V146H113ZM115 147H114V149H115ZM124 147H122V150H123ZM140 147H141V146H140ZM148 147H149V146H148ZM148 147H146L147 149H145L144 151H147V150H148ZM151 147H153V145H152ZM154 147H155V146H154ZM154 147H153V148H154ZM161 147H162V146H161ZM161 147H159V148H161ZM167 147H168V146H167ZM203 147L206 148L205 146H203ZM203 147H201V148H203ZM89 148H90V147H89ZM101 148H99V149H101ZM111 148H112V147H111ZM116 148H117V151H119V150L121 149V148L119 149L118 147H116ZM141 148H144V147H141ZM153 148H152V149H153ZM155 148H157V147H155ZM155 148H154V150H155ZM168 148H169V147H168ZM171 148H173V146H171ZM195 148H196V147H195ZM195 148H194V149H195ZM199 148H198V149H199ZM201 148H200V149H201ZM236 148H237V147H236ZM103 149H101L102 151H99V150H98V151H99L100 153H101V152H104ZM107 149H108V148H107ZM112 149H113V148H112ZM112 149H111V150H112ZM135 149H136V148H135ZM135 149H134V150H135ZM137 149H139V148H137ZM152 149H151V151H152ZM161 149H164V147L161 148ZM179 149H180V148H179ZM206 149H207V148H206ZM206 149H203V150L201 149V150H202V151H205ZM210 149H211V147H210ZM214 149H215V148H214ZM214 149H213V150H214ZM216 149H217V147H216ZM216 149H215V150H216ZM89 150H90V149H89ZM93 150H94V148L91 149L92 153H90V154L96 155V157H97V155L100 154V153L97 151V152H95V154H94L93 152H94L95 150H94V151H93ZM128 150H129V149H128ZM134 150H133V152H134ZM140 150H141V152L143 151V149H140ZM159 150H160V149H159ZM201 150H197V151L201 152ZM215 150H214V151H215ZM221 150H222V149H221ZM224 150H225V149H224ZM229 150H230V149H229ZM112 151H114V150H112ZM117 151H116V152H117ZM125 151H124V152H125ZM135 151H137V150H135ZM148 151H149V153H150V150H148ZM165 151H166V150L164 149V151H161V154H160V153L157 154L158 156H156V155H155L154 157L152 156L154 159L149 158V157H148V158L145 157V156H147V155H143L144 157H141V158H139V159L137 158L138 160L135 159V161H134L135 163H133V164H134V167H133L132 165L130 166V167H133V169H131L129 173L127 172L128 170L125 171V172H126V173H125L126 175H125L124 177H127V178H126L125 180H123V177H121L123 181H127V183L124 182L125 185L122 184V186H124V189H123V187H122L123 191L121 190V188H120L121 185H119V183H117L118 185H116V183L112 182L110 178H107V177H109L108 175H107V177H105L106 175L104 176V180H103V181H102V179H101V181H99V179L101 178V177L99 178V173L97 172V174H96V171H95V170H92V169H91V170H92L93 172L91 171V172H92V175H91V176H93V178H94V177H95V176L93 175V173H94L96 176H98V177H97L98 179H95V178H96V177H95V178H94L95 180H93V178L89 177V182H88V184H90L92 192H96V193L98 192V193H100V196L103 195V197H106V196H108V195H110V194H112V197H115L113 194H115V193H117V195H118V194H121L120 197H121V196L125 197V198H122V197H121V198L123 199V202H124V200H125L126 198L128 199V198H132V197H133L132 199H134L136 202H141V201H143V200H144V201L146 200V202H147V200H148V202H149L150 199H145V198H147L148 196L151 197L152 193H151L150 191H153V192L155 193V192H157V191H156L157 188H158V192H159V193H157V195L163 193L164 196H166L167 199H168V198L170 197L169 195H170V194H173V192L169 193V191H171L170 189H173V191H174V190H178V188H177V184H176V183H174V182H170V183H173V185L176 184V187L172 188V187L170 186V187H171V188H170V187L168 186V185H169V182H168V184H167V180H166V179H167V174H168L169 172L171 173V171L173 170V165H174V162H176L175 160H176V158H177V154H175V153L173 152L174 150H173V151L170 150V152H168V151L165 152ZM197 151H195V152H197ZM207 151H208V149H207ZM210 151H211V150H210ZM210 151H209V152H210ZM225 151H226V150H225ZM89 152H90V151H89ZM116 152H115V153H116ZM119 152H121V151H119ZM119 152H117V153H119ZM127 152H128V151H127ZM131 152H132V151H131ZM131 152H130V153H131ZM139 152H140V151H139ZM141 152H140V153H141ZM155 152H156V151H155ZM184 152H186V151H184ZM199 152H198V153H199ZM209 152H208V153H209ZM217 152H219V151H217ZM228 152H229V151H228ZM97 153H98V154H97ZM106 153H107V152H106ZM109 153H110V152H109ZM149 153H148V155H149ZM152 153H153V152H152ZM152 153H151L150 155H153ZM191 153H192V152H191ZM198 153H197V154H198ZM204 153H205V152H204ZM211 153H212V152H210V154H211ZM214 153H215V152H214ZM214 153H212V154L214 155ZM223 153H224V152H223ZM225 153H226V152H225ZM225 153H224V154H225ZM229 153H230V152H229ZM113 154H114V153H113ZM121 154L124 155L125 153H124V154L121 153ZM127 154H128V153L125 154V155H126L125 159L127 158ZM142 154H143V153H142ZM144 154H145V153H144ZM154 154H155V153H154ZM205 154H207V153H205ZM216 154H217V153H215V155H216ZM218 154H219V153H218ZM224 154H222L221 156H224ZM93 155H91V156H93ZM102 155H104V154L102 153ZM107 155H108V153H107ZM110 155H112V152H111V154H109V156H110ZM117 155H118V154H117ZM119 155H120V154H119ZM119 155H118V156H119ZM122 155H121V156H122ZM129 155H131V154H129ZM134 155H135V154H134ZM140 155H141V154H140ZM193 155H194V154H193ZM198 155H199V154H198ZM200 155H202V153H201ZM200 155H199V156H200ZM219 155H220V154H219ZM230 155H231V154H230ZM98 156H99V155H98ZM118 156H117V157H118ZM132 156H133V155H132ZM137 156H138V153H137V155L135 156V158H136ZM194 156H195V155H194ZM196 156H197V155H196ZM199 156H198V157H199ZM204 156H205V155H204ZM93 157H94V156H93ZM93 157H92V158H93ZM96 157H95V158H96ZM112 157H113V156H112ZM112 157H111V158H112ZM117 157H116V158H117ZM122 157H123V156H122ZM133 157H134V156H133ZM150 157H151V156H150ZM181 157H182V156H181ZM206 157H207V155H206ZM209 157H210V155H209ZM212 157L214 158V156H212ZM224 157H225V156H224ZM224 157H222V158H224ZM95 158H94L93 160H95ZM116 158L113 157V160H114V159H115L116 161L119 160L118 158H117V159H116ZM119 158H120V157H119ZM130 158H132V157L130 156ZM196 158H197V157H195V160H196ZM200 158H201V157H200ZM215 158H216V156H215ZM218 158H219V157H218ZM218 158H217V161H219ZM222 158H221V159H222ZM96 159H97V161H98V158H96ZM121 159H122L123 161H125L123 158H121ZM206 159H209V158H206ZM224 159H226V158H224ZM224 159H223V160H224ZM91 160H92V159H91ZM122 160H121V161H122ZM132 160H134V159H132ZM132 160H131V161H132ZM190 160H191V159H190ZM198 160H199V159H198ZM202 160H204V159L202 158L201 161H202ZM213 160H214V159H213ZM223 160H221V161H223ZM102 161H103V160H102ZM110 161H111V160H110ZM119 161H120V160H119ZM126 161H129V162L131 163V161H130L129 158H128V160H126ZM178 161H179V160H178ZM180 161H181V160H180ZM193 161H194V160H193ZM193 161H192V162H193ZM211 161H212V159H211ZM211 161H210V162H211ZM221 161H220V162H221ZM91 162H92V161H91ZM93 162H94V164L96 163L95 161H93ZM93 162H92V164H93ZM98 162H99V161H98ZM103 162H105V160H104ZM108 162H109V161H108ZM112 162H113V161H112ZM112 162H111V164L113 165L114 162H113V163H112ZM132 162H133V161H132ZM181 162H182V161H181ZM181 162H180V163L178 162L179 164H177V165H180V164H184V163H185L184 161H183L182 163H181ZM204 162H205V161H203V164H204ZM105 163H106V162H105ZM124 163H125V162H123V164H124ZM186 163H187V161H186ZM189 163H190V161H189ZM189 163H188V164H189ZM199 163L201 164L202 162H199ZM199 163H198V164H199ZM206 163L208 164L209 162H205V164H206ZM215 163H217V162H215ZM103 164H104V163H103ZM111 164H110V163H107V164H105V165H111ZM118 164H119V163H118ZM125 164H126V163H125ZM131 164H132V163H131ZM191 164H192V163H191ZM200 164H199V165H200ZM203 164H202V166H203ZM205 164H204V165H205ZM209 164H210V163H209ZM209 164H208V166H209ZM112 165H111V166H112ZM115 165H116V164L114 163V165H113L114 167H113V166H112V167H113V168L117 167V166H115ZM120 165H121V164H120ZM127 165H128V164H127ZM129 165H130V164H129ZM129 165H128V166H129ZM196 165H197V164H196ZM196 165H193V166L196 167ZM199 165H198V166H199ZM211 165L214 166L213 162H212ZM211 165H210V166H211ZM217 165H218V163H217ZM221 165H222V163H221ZM121 166H122V165H121ZM121 166H120V167H121ZM128 166H126V168H125V165H123V167H124L125 169H127ZM184 166L186 167V164H184ZM184 166H183V167H184ZM187 166H188V165H187ZM198 166H197V168H198ZM202 166H201V167H202ZM208 166H207V167H208ZM210 166H209V167H210ZM213 166H211V167H213ZM108 167H109V166H108ZM112 167H111V168H107L106 171L108 172V171H109L108 169H112ZM185 167H184V168H185ZM205 167H206V166H204L203 168L205 169ZM207 167H206V168H207ZM211 167H210L209 169H211ZM221 167L223 168V170L220 169V171L222 170V171L224 172V168H225V167L220 166V168H221ZM118 168H119V167H118ZM177 168H178V167H177ZM177 168H176V169H177ZM180 168H181V167H180ZM187 168H188V170H184V169L181 168V169H182V172H183V173L181 172V173H182L181 175H183V176H181L180 173L178 172L179 175L181 176V177H180V179H181L180 181H181V182L179 181L180 183H183L182 181H184V183H185V182H188V181H190V182L193 181V177H194V174H195L194 167H192V168L187 167ZM199 168H200V167H199ZM119 169H121V168H119ZM125 169H124V170H125ZM128 169H129V168H128ZM185 169H186V168H185ZM207 169H208V168H207ZM209 169H208V170H209ZM177 170H179V169H177ZM183 170H184V171H183ZM200 170H201V169H200ZM205 170H206V169H205ZM215 170H216V169L214 168V171H215ZM226 170H228V169H226ZM229 170H230V169H229ZM229 170H228V172H229ZM89 171H90V170H89ZM112 171H114V172H118V170L115 171L114 169H112ZM112 171H111V172H112ZM120 171H121V170H120ZM179 171H180V170H179ZM193 171H194V174H193V177H192V172H193ZM196 171H197V170H196ZM198 171H199V170H198ZM211 171L213 172V169H211L209 172H211ZM77 172H78V171H77ZM77 172H76L75 175H79L80 173H82L81 171H79V173L77 174ZM91 172H90V173H91ZM107 172H104V174L107 173ZM122 172H123V170H122ZM199 172H200V171H199ZM202 172H203V169H202ZM215 172H217L218 174H219V173H220V174L222 173V172H218V170L215 171ZM228 172H227L226 174H228ZM175 173H177V172L175 171ZM196 173H197V172H196ZM213 173H214V172H213ZM217 173H216V174H217ZM104 174H103V175H104ZM121 174H123V173H121ZM200 174H202V173H200ZM218 174H217V175H218ZM224 174H225V173H224ZM226 174H225V175H226ZM63 175H64V174H63ZM111 175H112V174H111ZM172 175H173V174H172ZM174 175L177 176V174H174ZM205 175H206V174H205ZM209 175H213V174L210 173ZM246 175H247V174H246ZM79 176H80V175H79ZM79 176H75V177H77V178L79 179ZM117 176L120 177V176H123V175H120V174H119V175H117ZM187 176H188V177H187ZM195 176H197V174H196ZM201 176H202V175H201ZM214 176L216 177V175H214ZM214 176H212V177L214 178ZM218 176H219V175H218ZM218 176H217V177H218ZM221 176L224 178V175H221ZM229 176H230V175H229ZM247 176H248V175H247ZM72 177H73V176H72ZM110 177L112 178L113 176H110ZM178 177H179V176H178ZM178 177H177V178H178ZM186 177H187V178H190V180L187 179L188 181H186ZM199 177H200V176H199ZM210 177H211V176H210ZM210 177H208V178H210ZM217 177H216V178H217ZM80 178L82 179V178H84V176L82 175V177H80ZM102 178H103V177H102ZM106 178H107V179H106ZM173 178H176V177H173ZM173 178H171V180H173ZM177 178H176V179H177ZM201 178H202V177H201ZM228 178H229V177H228ZM242 178H244V177H242ZM78 179H76V181H81L80 179H79V180H78ZM85 179H86V178H85ZM85 179H84V180H85ZM105 179H106V180H105ZM112 179H113V178H112ZM194 179H195V178H194ZM196 179H198V178H196ZM225 179L228 180L227 177H226ZM225 179H224V180H225ZM248 179H249V177H248ZM174 180H175V179H174ZM178 180H179V178H178ZM199 180H200V179H199ZM214 180H215V179H214ZM214 180H212V181H214ZM216 180H217V179H216ZM221 180H222V184H223V181H224V180H223V179H221ZM221 180H220V182H221ZM244 180L247 181V178L244 179ZM114 181L116 182V180H114ZM169 181H170V180H169ZM175 181H176V180H175ZM197 181H198V180H197ZM201 181H204V180H201ZM209 181H210V180L206 181V184H207ZM237 181H239V180H237ZM81 182H85V181L82 180ZM176 182H177V181H176ZM217 182H219V178H218V181H216L215 183H217ZM225 182H228V181H225ZM225 182H224V183H225ZM76 183L79 184L80 182H76ZM121 183H122V182H121ZM121 183H120V184H121ZM177 183H178V182H177ZM192 183H193V182H192ZM199 183H200V182H199ZM209 183H210V185H211V182H209ZM236 183H237V182H236ZM245 183H246V182H245ZM248 183H249V181L247 182V185H248ZM82 184H83V183H82ZM97 184H99V185H97ZM186 184H187V183H186ZM204 184H205V183H204ZM217 184L219 185V183H217ZM79 185H81V184H79ZM79 185H78V186H79ZM84 185H85V184H83V186H84ZM189 185H190V184H189ZM189 185H187V186H189ZM195 185H196L195 187L197 188V184H195ZM207 185H209V184H207ZM213 185H215V184H213ZM218 185H217V186H218ZM220 185H221V184H220ZM220 185H219V187H217L216 185H215V186H216V188H221ZM232 185H233V184H232ZM81 186H82V185H81ZM185 186H186V185H185ZM185 186H184V185H181V186H180V185L178 184V187H179V188H180V187L184 188ZM192 186H193V185H192ZM221 186H222V185H221ZM223 186H224V185H223ZM200 187H202V186H198L199 190H200ZM207 187H208V186H207ZM211 187H212V186H211ZM233 187H234V186H233ZM84 188H87V186L84 187ZM190 188H192L191 185L189 186V190H190ZM193 188H194V187H193ZM216 188H215V189H216ZM186 189H187V188H186ZM203 189H204V188H202V190H203ZM210 189H211V188H210ZM224 189H227V188H224ZM231 189H232V188H230V190H231ZM235 189H236V188H235ZM238 189H240V188H238ZM193 190H194V189H193ZM196 190H197V189H196ZM196 190H194V191H196ZM202 190H200V191H202ZM205 190H206V189H205ZM205 190H204V191H205ZM212 190H213V188H212ZM217 190H218V189H217ZM217 190H216V193H217ZM241 190H242V189H241ZM179 191H181V192H180L181 194L183 193V192H182V189L179 190ZM191 191H192V190H191ZM224 191H225V193H226L227 190H224ZM231 191H232V190H231ZM234 191H235V190H234ZM236 191H237V190H236ZM48 192L50 193V191H48ZM48 192H46V194H49ZM68 192L71 193V191H67V192H65L64 194L67 195ZM175 192H176V191H174V193H175ZM184 192H185V191H184ZM202 192H203V191H202ZM207 192L209 193V189H208ZM211 192H212V191H211ZM214 192H215V191H214ZM218 192H219V190H218ZM222 192H223V191H222ZM229 192H230V191H229ZM73 193H75V192H72V193L69 194V195L71 196ZM98 193H97V194H98ZM177 193H178V192H177ZM185 193H186V192H185ZM196 193H197V191H196ZM196 193H195V194H196ZM199 193H200V192H199ZM199 193H197V194L200 195ZM204 193H205V192H204ZM220 193H221V192H220ZM234 193H235V192H234ZM238 193H239V190H238ZM51 194H53V191L51 192ZM75 194H76V193H75ZM78 194H79V193H78ZM93 194L95 195V193H93ZM93 194H92V195H93ZM163 194H161V195L163 196ZM168 194H169V195H168ZM183 194H184V193H183ZM192 194H193V193H192ZM212 194H213V192H212ZM232 194H233V193H232ZM232 194H231V195H232ZM49 195H50V194H49ZM54 195H55V194H54ZM54 195H50V196L52 197V196H54ZM56 195H57V194H56ZM66 195H64L65 198L67 197ZM73 195H74V194H73ZM73 195H72V196H73ZM76 195H77V194H76ZM79 195H81V194H79ZM86 195H88V194H86ZM117 195H116V196H117ZM154 195H155V194H154ZM161 195H159V196H161ZM173 195H174V194H173ZM202 195H203V194H202ZM202 195H201V198L197 199L198 197H200V196H198V197H196V199L199 200V201L201 200V202L205 201V199H203V196H202ZM205 195H206V194H205ZM217 195H218V194H217ZM222 195L225 196V194H222ZM222 195H221V196H222ZM226 195H229L228 197L226 196L227 199L230 198V193L228 194V192H227ZM240 195H241V194H240ZM245 195H246V194H245ZM245 195H244V196H245ZM61 196H62V195H61ZM61 196L59 195V198H60ZM81 196H82V195H81ZM89 196H90V194H89ZM96 196H98V195H96ZM162 196H161V197H162ZM168 196H169V197H168ZM171 196H172V195H171ZM180 196H181V195H180ZM213 196H214V194H213ZM213 196H212V197H213ZM215 196H216V194H215ZM219 196H220V195H219ZM221 196L219 197V201H220V199H221ZM223 196H222V197H223ZM238 196H239V195H238ZM241 196H242V195H241ZM86 197H87V196H86ZM109 197H111V196H109ZM120 197H118V198H120ZM154 197H155V196H154ZM161 197H160V199L163 198V197H162V198H161ZM181 197H182V196H181ZM181 197H180V198H181ZM184 197H185V196H184ZM189 197H191V196H189ZM205 197H208V195L205 196ZM212 197H211V199H212V201H213V198H215V197H213V198H212ZM217 197H218V196H217ZM54 198H55V197H54ZM57 198H58V196H57ZM61 198H62V197H61ZM68 198H72V197H68ZM73 198H74V200H78V199H79V196H77L78 199H75V195L73 196ZM80 198H81V197H80ZM148 198H149V197H148ZM152 198H153V196H152ZM156 198H158V197H156ZM164 198H165V197H164ZM164 198H163V199H164ZM194 198H195V197H193V200H194ZM226 198H223V200L226 199ZM233 198H234V197H233ZM239 198H240V197H238V199H239ZM243 198H244V197H243ZM51 199H53V197H52V198H49V202H51V201H50ZM102 199H104V198H102ZM107 199H108V197H107ZM112 199H114V198H112ZM112 199H111V204H112ZM116 199H117V198H116ZM176 199H177V198H176ZM181 199H182V198H181ZM202 199H203V201H202ZM207 199H208V198H207ZM217 199H218V198H217ZM240 199H242V198H240ZM55 200H56V202L58 201V199H56V198H55ZM59 200H61V199H59ZM63 200L66 201V199H64V198H63ZM68 200H69V199H68ZM96 200L98 201L99 199H96ZM105 200H106V198H105L103 201H105ZM118 200H121V199H118ZM155 200H156V199H155ZM157 200H158V199H157ZM164 200H165V199H164ZM168 200H169V199H168ZM168 200H167V201H168ZM172 200H173V196H172ZM183 200H184V199H183ZM190 200H191V199H190ZM231 200H233V199L231 198ZM231 200H230V202H231ZM235 200H236V199H235ZM246 200H247V199H245V200H240V201H241V202H242V201H245V202H246ZM45 201L47 202L48 199L45 200ZM65 201L63 202V204L65 203ZM71 201H73V199H71ZM71 201H68V202H69V203H72ZM86 201L88 202V201H90V200L87 199V200H85L84 202H86ZM92 201H94V200L92 199L91 202H92ZM97 201H96V202H97ZM100 201H102V200L100 199ZM100 201H98L97 203H101ZM108 201H109V200H108ZM128 201H130V200H128ZM161 201H162V200H161ZM167 201H166V203H167ZM170 201H171V200H170ZM181 201H182V200H181ZM181 201H180V202H181ZM188 201H189V200H188ZM237 201H239V200H237ZM60 202H61V201H60ZM84 202H83V203H84ZM106 202H107V201H106ZM113 202H114V201H113ZM121 202H122V200H121ZM123 202L117 204V209H118V210H119V207H118L119 204H122V205H123V204L127 203V202H125V203H123ZM132 202H133V201H132ZM132 202H131V203H132ZM156 202H157V201H156ZM182 202H183V201H182ZM190 202H191V201H190ZM194 202H196V201H194ZM201 202H198V201H197L198 204H200ZM210 202H211V200H210ZM216 202H217V201H216ZM223 202H224V201H223ZM223 202H221V203H223ZM225 202H228V200L225 201ZM230 202H228V203H230ZM233 202H234V201H232L231 203L234 205ZM51 203H52V204H55V203H53V202H51ZM58 203H59V201H58ZM58 203H57V206H59ZM83 203H82V204H83ZM88 203H89V202H88ZM94 203H95V201H94ZM94 203H93L92 206H91V204H88V205H90V206H86V207H85L84 205H86L87 203H86V204H83V205H79V208H81V210H82V208L85 209V211H83V212L88 213V214H89V217L92 218L93 221L90 220V219L88 218L87 214H86V216H87L88 219H87V218H86V219H81V218H82L81 215H76V214H75L76 216L74 215L75 217H74V216H73V217H74L76 220H74V218H73V220L76 221L77 224H78V222L80 221L79 225L82 226V229L85 227V229L83 230L84 233H85V231H86L85 234H87L88 229H89V231L91 230L90 233L92 232V233H91L92 236H94V237L98 236L97 239H99V237H100V238L102 239V241H103V238H104V236H105L104 233L107 232V229H111V228H112V226H111V222H112V223H114V222L111 221V220H109V221H110V223H109V221L106 219V217H107L108 214H107L106 217H105V214H106V213H104L103 211H104L105 209H106V210H107V209L110 210L109 208H106V207H108V206H106V207L104 206L105 203H104V204L102 203V204L98 205V207L95 205L96 208L94 207ZM109 203H110V202H109ZM115 203H116V201H115ZM131 203H130V204H131ZM143 203H144V202H143ZM150 203H151V202H150ZM160 203H161V202H160ZM160 203H159V204H160ZM163 203H165V201H164ZM163 203H162V206H163ZM166 203H165V205H167ZM169 203H170V202H169ZM169 203H168L167 206H169ZM171 203H172V202H171ZM173 203H174V201H173ZM176 203H177V202H176ZM178 203H179V202H178ZM185 203H186V202H185ZM188 203H189V202H188ZM188 203H187V204H188ZM197 203H196V204H197ZM212 203H213V202H212ZM214 203H215V202H214ZM217 203H218V202H217ZM217 203H216V204H217ZM228 203H227V205H228ZM242 203H243V202H242ZM60 204H62V203H60ZM73 204H74V202H73ZM73 204H70V206H72ZM95 204H96V203H95ZM145 204H146V203H145ZM145 204H143V205L145 206ZM154 204H155V203H154ZM179 204H181V203H179ZM191 204L193 205V203H191ZM194 204H195V203H194ZM198 204L196 205L197 207H198ZM201 204H202V203H201ZM210 204H211V203H210ZM224 204H226V203H224ZM224 204H223V205H224ZM232 204H231L230 206H233ZM243 204H245V203H243ZM243 204H241V205L243 206ZM47 205H48L49 208H51V207L49 206V205H51L50 203L48 204V202H47ZM55 205H56V204H55ZM55 205H54V206H55ZM134 205H135V204H134ZM143 205H140V206H143ZM147 205H149V204H147ZM147 205H146V207H148ZM151 205H152V204H151ZM151 205H150V206H151ZM185 205H186V204H185ZM192 205H191V206H192ZM213 205H215V204H213ZM220 205H221V204H220ZM227 205H226V206H227ZM57 206H55V207H57ZM64 206H65V204H64ZM68 206H69V204H68ZM68 206H67V204H66V207H68ZM73 206H74V205H73ZM111 206L113 207L114 205H111ZM135 206H136V205H135ZM150 206H149V207H150ZM154 206H156V205H154ZM159 206H160V205H159ZM175 206H176V205H175ZM226 206H225V207H226ZM228 206H229V205H228ZM245 206H246V205H245ZM45 207H46V206H45ZM59 207L61 208V207H63V206H59ZM59 207H57V208H59ZM66 207H65V209H67ZM109 207H110V206H109ZM127 207H129V206H127ZM130 207H131V205H130ZM136 207H137V206H136ZM160 207H161V206H160ZM176 207H177V206H176ZM176 207H174V208H176ZM183 207H184V206H183ZM185 207H186V206H185ZM210 207H212V204H211ZM210 207H209V210H210ZM217 207H219V209H220V206H217ZM68 208H69V207H68ZM71 208H73V207H71ZM104 208H105V209H104ZM115 208H116V207H115ZM137 208H138V207H137ZM137 208H136V209H137ZM155 208H156V207H155ZM161 208L164 209V206L161 207ZM179 208H180V207H179ZM187 208H189V207H187ZM192 208H194V207H192ZM213 208H215V207H213ZM213 208H212V209H213ZM221 208H222V207H221ZM223 208H224V207H223ZM241 208H244V206L241 207ZM54 209H55V208H54ZM62 209H63V208H62ZM62 209H61V210H58V209H57V210H58V213L61 214L62 212H59V211H62ZM65 209H63V212L66 211ZM103 209H104V210H103ZM117 209H115V211H116ZM121 209H122V207H121ZM123 209H124V208H123ZM125 209H126V208H125ZM133 209H134V208H133ZM163 209H159V210H160L159 212H161ZM166 209H167V208H165V210H163L161 213H163L164 211H166ZM177 209H178V207L176 208V210H177ZM184 209H186V208H184ZM184 209H183V210H184ZM190 209H191V207H190ZM197 209H198V208H197ZM206 209H207V208H206ZM206 209H205V211H206ZM217 209H218V208H217ZM217 209L215 208L214 210H216V212H217ZM49 210H52V209H49ZM49 210H47V212H48ZM111 210H112V209H111ZM113 210H114V208H113ZM134 210H135V209H134ZM138 210L140 211L141 209L138 208ZM155 210H156V209H155ZM157 210H158V209H157ZM157 210H156V211H157ZM169 210H170V208H169ZM169 210H168V211H169ZM179 210H181V209H178V211H179ZM209 210H208V211H209ZM214 210H213V211H214ZM222 210H224L223 212H225V209H221V211H222ZM226 210H228V209H226ZM55 211H56V210H55ZM55 211H51V212H54V213H55ZM86 211H87V212H86ZM120 211H121V210H120ZM120 211H116V212H120ZM126 211H127V210H126ZM146 211H147V210H146ZM151 211H152V210H151ZM156 211H154V212H156ZM178 211H175V212H178ZM184 211H185V210H184ZM189 211H191V210H189ZM189 211H188V213H189ZM193 211H194V209H193ZM193 211H192V212H193ZM196 211H197V210H196ZM208 211H207V212H208ZM49 212H50V211H49ZM49 212H48V213H49ZM51 212H50V213H51ZM56 212H57V211H56ZM79 212H80V210H79ZM106 212H107V211H106ZM108 212H109V211H108ZM142 212H145V211H144V210H143V211L141 210V213H142ZM148 212H149V211H148ZM159 212H158V213H159ZM171 212H172V211H171ZM171 212H170V213H171ZM179 212L181 213V211H179ZM186 212H187V210H186ZM186 212H184V213L186 214ZM192 212H190V213H192ZM214 212H215V211H214ZM230 212H231V211H230ZM232 212H233V211H232ZM54 213H53V214L51 213V214L54 216V215H55ZM68 213H70V212L68 211ZM75 213H77V212H75ZM123 213H124V210H122V214H123ZM126 213H127V212H126ZM128 213H129V210H128ZM131 213H132V212H131ZM134 213H135V216H138V217H139V215H136V213H137L136 211H135ZM141 213H140V214H141ZM146 213H147V212H146ZM164 213H165V212H164ZM167 213H168V212H167ZM167 213H166V214H167ZM170 213H168V214H170ZM173 213H174V212H173ZM193 213H194V212H193ZM197 213H198V212H197ZM200 213H201V211L199 212V215H200ZM202 213L204 214L203 211H202ZM202 213H201V214H202ZM217 213H218V212H217ZM56 214H57V213H56ZM60 214H58V215H60ZM78 214H80V213H78ZM112 214L114 215L115 213H112ZM120 214H121V212H120ZM147 214H148V213H147ZM168 214H167V215H168ZM178 214H179V213H178ZM203 214H202V215H203ZM206 214H207V213H206ZM210 214H211V213H210ZM210 214L208 213V216H209ZM212 214H214V213H212ZM221 214H222V213H221ZM221 214H220V215H221ZM225 214H226V213H225ZM225 214H224V215H225ZM231 214H232V213H231ZM82 215H83V213H82ZM84 215H85V214H84ZM109 215H110V214H109ZM117 215H118V213H117L115 216L118 217ZM124 215H125V214H124ZM131 215H132V214H131ZM131 215H130V216H131ZM133 215H134V214H133ZM143 215H144V214H143ZM149 215L151 216V214H149ZM152 215L154 216L153 213H152ZM161 215H162V214H161ZM175 215H176V214H175ZM175 215H174V216H175ZM181 215H182V214H180L179 216L181 217ZM187 215H188V214H187ZM202 215H201V216H202ZM220 215H218V216H220ZM222 215H223V214H222ZM228 215H229V214H228ZM228 215H227V216H228ZM234 215H235V214H234ZM62 216H63V214H62ZM69 216L72 217L71 213L68 215V217H69ZM119 216H120V215H119ZM126 216H127V215H126ZM135 216H134V217H135ZM147 216H148V215H147ZM156 216H157V215H156ZM156 216H155V218H156ZM164 216H165V215H164ZM179 216H178V219H179ZM189 216H190V214H189ZM189 216H188V217H189ZM214 216H215V215H213V217H214ZM55 217H58V216L55 215ZM68 217H67V218H68ZM83 217H84V216H83ZM120 217H121V216H120ZM120 217H118V218H120ZM128 217H129V216H128ZM128 217H126V218H128ZM132 217H133V216H132ZM134 217H133V218H134ZM138 217H137V218H138ZM141 217H142V215H141ZM166 217L168 218L169 215L166 216ZM166 217H165V219H167ZM182 217H183V216H182ZM186 217H187V216H184V218H186ZM190 217L192 218V215H191ZM202 217H205V216H202ZM206 217H207V215H206ZM206 217H205V218H206ZM211 217H212V216H211ZM211 217H210V218H211ZM216 217H217V215H216ZM220 217H221V216H220ZM234 217H235V216H234ZM234 217H233V218H234ZM108 218H110V217H108ZM111 218H112V216H111ZM118 218H117L115 221H117ZM123 218H125V217L123 216ZM123 218L121 217L120 219H123ZM126 218H125V219H126ZM143 218H145V217H143ZM153 218H154V217H153ZM153 218H152V219H153ZM163 218H164V217H163ZM163 218H162L161 220H163ZM171 218H172V217H171ZM174 218H175V217H174ZM176 218H177V217H176ZM176 218H175V220H176ZM196 218H199L198 215L196 216ZM196 218H195V219H196ZM200 218H201V217H200ZM205 218H204V219H205ZM208 218H209V217H208ZM230 218H231V216H230ZM60 219H61V217L58 218V222H59ZM68 219L72 222V224L75 223V222L73 223L72 219H70V218H68ZM112 219L114 220L115 218L113 217ZM120 219H119L118 221H120ZM125 219H124V220H125ZM156 219H157V218H156ZM165 219H164V220H165ZM195 219H194V220H195ZM212 219H213V218H212ZM212 219H211V220H212ZM217 219H219V217H217ZM124 220H123L122 222L125 223ZM126 220H128V219H126ZM131 220H132V219H131ZM134 220H135V219H134ZM144 220H145V219H144ZM150 220H151V219H150ZM161 220H160V221H161ZM169 220H170V219H169ZM180 220H185V219H180ZM186 220H187V219H186ZM186 220H185V221H186ZM190 220H191V219H190ZM197 220H198V219H197ZM207 220H210V219H207ZM219 220H220V219H219ZM231 220H232V218H231ZM70 221H69V222H70ZM118 221H117L116 223H118ZM129 221H130V220H129ZM135 221H136V220H135ZM152 221H153V223L155 222L154 220H152ZM171 221H172V220H171ZM173 221H174V219H173ZM176 221H177V220H176ZM176 221H174V223H176ZM198 221H199V220H198ZM213 221H214V219H213ZM213 221H212V223H213ZM216 221H217V220H216ZM60 222H62V219L60 220ZM69 222H68V224H70ZM120 222H121V221H120ZM126 222H127V221H126ZM137 222H138V221H137ZM144 222H145V221H144ZM156 222H157V221H156ZM167 222H168V221H167ZM177 222L179 223V221H177ZM186 222H187V221H186ZM188 222H189V221H188ZM188 222H187V224H185V222H183L182 224H185L186 227H188ZM193 222H194V221H193ZM193 222H192V220H191V221L189 222V224L191 223V226H192V223H193ZM209 222H210V221H209ZM228 222H230V221H228ZM231 222H232V221H231ZM55 223H57V222L55 221ZM124 223H123V225H124ZM128 223H129V222H128ZM128 223H126V224H128ZM142 223H143V221H142ZM149 223H150V222H149ZM149 223L146 221V224H144V225H148ZM153 223H152V224H153ZM168 223H169V222H168ZM168 223L165 224V225L168 226V225H169ZM170 223H171V222H170ZM174 223H173V224H174ZM210 223H211V222H210ZM212 223H211V224H212ZM221 223H224V222H221ZM66 224H67V223H66ZM77 224H76V226H79V225H77ZM82 224H83V225H82ZM121 224H122V223H121ZM137 224H138V223H137ZM137 224H136V225H137ZM157 224H158V223H157ZM159 224H160V223H159ZM176 224H177V223H176ZM194 224H195V223H194ZM217 224H218V223H217ZM217 224H216V225H217ZM219 224H220V223H219ZM224 224H229V223H226V222H225ZM224 224H223V225H224ZM57 225H58V228H59V225L63 226V225H65V224L62 225V224H59V223H58ZM114 225H115V224H114ZM140 225H141V221H140V224H139L138 226H140ZM153 225H154V224H153ZM160 225H161V224H160ZM160 225H159V226H160ZM214 225H215V223H214ZM55 226H56V225H55ZM61 226H60V228L62 229ZM67 226H68V225H65L64 228H66ZM76 226H75V227H76ZM83 226H84V227H83ZM97 226H98V227H97ZM116 226L118 227L119 224H116ZM127 226H128V225H127ZM127 226H126V227H127ZM138 226H136V227L138 228ZM155 226H158V225L155 224ZM173 226H174V225H173ZM178 226H179V225L177 224V229L179 228ZM193 226H194V225H193ZM209 226H210V224H209ZM56 227H57V226H56ZM75 227H74V228H75ZM79 227H80V226H79ZM130 227H132V226H130ZM134 227H135V223H134ZM140 227H141V226H140ZM148 227H149V226H148ZM150 227H151V226H150ZM150 227H149V228H150ZM170 227H171V226H170ZM180 227H181V226H180ZM183 227L186 228L184 225H183ZM183 227H182V228H183ZM211 227H213V226H210V229H211ZM215 227H216V229H217L219 226H218V227L215 226ZM42 228H43V227H42ZM64 228H63L62 230L60 229L61 232H62V231L65 232V230H66V232H67V231L69 230V229L67 230V229H64ZM80 228H81V227H80ZM80 228H79V229H80ZM113 228H114V227H113ZM113 228H112V229H113ZM123 228H124V227H123ZM128 228H129V227H127V230H128ZM132 228H133V227H132ZM149 228H148V229H149ZM156 228H157V227H156ZM159 228H162V227H159ZM163 228H164V227H163ZM190 228H191V227H190ZM190 228H188V229H190ZM43 229L46 230V233L50 232L49 230H48V232H47V228H46V229L43 228ZM79 229H78V228H75V230H76L75 232H72L73 230L70 229V230H72V231H70V233H68L69 231L67 232L68 235H70V234L72 233L71 235L74 236L73 238L76 237L78 242H79V240H80V241L82 240V239L80 238V236H79V235H80V233H79ZM119 229H121V227H119ZM124 229H125V228H124ZM130 229H131V228H130ZM150 229H151V228H150ZM152 229L154 230V228H152ZM164 229H165L164 231H163L162 229H160V230H161V233H162V231L165 233V234L162 233V234H164V235H161V234H160V235H161V236H160V235L157 234L158 237L160 236V237L158 238V247H159V251H160V248H161V250H162L163 252L165 251L164 249H165L166 247L170 248V247H169V244H170L169 239H168V237L166 238V235L168 234V232H169L168 230H169V229L166 228V227H165ZM167 229H168V230H167ZM173 229H175V228H173ZM173 229H172V230H173ZM180 229H181V228H180ZM188 229L184 230L183 232H185V233H186V231L188 232ZM195 229H196V228H194V231H195ZM44 230H42V231H44ZM57 230H59V229H57ZM57 230H56V231H57ZM105 230H106V232H105ZM131 230H132V229H131ZM133 230H137V229H133ZM139 230H140V229H139ZM141 230H142V229H141ZM155 230H156V229H155ZM155 230H154L153 233H155ZM160 230H159V231H160ZM56 231H55V232H56ZM110 231H111V230H110ZM117 231H118V230H117ZM122 231H123V230H121V232H122ZM137 231H138V230H137ZM148 231H150V230H148ZM148 231H147V232H148ZM157 231H158V230H157ZM191 231H192V229H191ZM44 232H45V231H44ZM44 232H43V233H44ZM52 232H53V231H52ZM61 232H60V231H59V232L57 231L56 234H55V236L57 237V235H58L57 233H61ZM63 232H62V234H63ZM111 232H115V231H111ZM111 232H110V234H112ZM138 232H139V231H138ZM150 232H151V231H150ZM174 232H175V230H174ZM176 232H177V231H176ZM179 232H181V230H179ZM179 232H178V233H179ZM46 233H45V234H46ZM73 233H74V235H73ZM115 233L117 234V232H115ZM118 233H119V231H118ZM125 233H126V232H125ZM128 233H129V232H128ZM166 233H167V234H166ZM172 233H173V231H172ZM185 233H184V234L181 233V234H183V235L185 236ZM193 233H194V232H193ZM45 234H43V235H45ZM48 234H49V233H48ZM51 234H52V233H51ZM51 234H50L49 236H50V237H52V236L54 237V235L51 236ZM62 234H59V236L62 235ZM88 234H89V233H88ZM110 234H109V236H110ZM121 234H122V233H121ZM134 234H135V233H134ZM134 234H133V235H134ZM136 234H137V233H136ZM138 234H139V233H138ZM181 234H180V237H183V236H181ZM194 234H195V233H194ZM43 235H42V237H43ZM46 235H47V234H46ZM63 235H64V234H63ZM75 235H76V236H75ZM82 235H83V232H82ZM101 235H104V236H102L103 238L101 237ZM113 235H114V234H113ZM123 235H124V233H123ZM126 235H128V234H126ZM130 235H131V232H130ZM171 235H172V234H171ZM173 235H174V234H173ZM178 235H179V234H178ZM186 235L189 236L190 233H189V234L186 233ZM191 235H192V234H191ZM47 236H48V235H47ZM47 236H46V237H47ZM59 236H58L57 238H59ZM65 236H66V234H65ZM72 236H71V237H72ZM85 236H86V237H84V239H83L84 244H85V241L89 238L88 236H90V234H89V235H85ZM155 236H156V235H155ZM174 236H175V235H174ZM34 237H35V236H34ZM42 237H39V236L37 237V236H36V237H35L36 239H32V240H38V241H40L41 239H42V240H46V239H45L46 237H44V239H43ZM71 237H70V239H71ZM94 237H92V238L94 239ZM123 237H125V236H122V239H123ZM127 237H128V236H127ZM129 237H130V236H129ZM131 237H132V236H131ZM135 237H136V236H135ZM137 237H138V236H137ZM152 237H153V236H152ZM170 237H171V236H170ZM194 237H195V238H194ZM196 237H197V233L195 234V236H193V238H191V237H189V238H190L191 240H192V239L194 240V239H196ZM39 238H41V239L39 240ZM60 238H61V240L64 239V238H62V237H60ZM65 238H66V239H67V238L69 239V237H65ZM76 238H75V239H76ZM85 238H86V239H85ZM90 238H91V237H90ZM110 238L113 239V236L110 237ZM110 238H109V239H110ZM116 238H117L119 241H120V240L122 241V239H119L118 237H116ZM116 238H115V239H116ZM125 238H126V237H125ZM153 238H154V237H153ZM153 238H152V239H153ZM51 239H52V238H51ZM66 239H65V243H66V241H67ZM93 239H90V240H93ZM155 239H156V237H155ZM185 239H188V237L186 236ZM47 240H48V239H47ZM55 240H56V239H55ZM72 240H74V239H72ZM99 240H100V239H99ZM49 241H50V238H49L48 241H45V242H49ZM52 241H53V240H52ZM58 241H60V239H58L57 242H58ZM69 241L72 242L71 240H69ZM94 241H96V240H94ZM94 241H93V242H94ZM100 241H101V240H100ZM100 241H99V242H100ZM102 241H101V242H102ZM116 241H117V240H116ZM119 241H118V242H119ZM189 241H190V240H189ZM189 241H188V242H189ZM194 241H195V240H194ZM41 242L43 243V241H41ZM45 242H44V243H45ZM63 242H64V241H63ZM63 242H62V243H63ZM74 242H76V240H75ZM86 242H87V241H86ZM90 242H91V241H90ZM99 242H98L97 244H99ZM153 242L156 243L157 240H155V241H153ZM26 243H27V241H26ZM55 243H56V242H55ZM65 243H64V244H65ZM67 243H68V242H67ZM67 243H66V244H67ZM76 243H77V242H76ZM105 243H106V242L104 241V244H105ZM126 243H127V242H126ZM150 243H151V242H150ZM190 243H191V242H190ZM27 244H28V243H27ZM64 244H61V241H60V245H64ZM66 244L63 246V248L66 249V247H67V249H68V245L66 246ZM86 244H87V243H86ZM97 244L95 243V246H96ZM100 244H103V243H100ZM100 244H99L98 246H100ZM107 244H108V243H107ZM124 244H125V243H124ZM148 244H149V243H148ZM148 244H147V245H148ZM72 245H74V243H72ZM80 245H82V244H79L78 246L80 247ZM69 246H71V245L69 244ZM75 246L78 248L77 244L74 245V247H75ZM88 246H89V244H88ZM95 246H93V247H95ZM98 246H96V247L98 248ZM105 246H106V245H105ZM108 246L110 247V245H107V247H108ZM122 246H123V245H122ZM124 246H125V245H124ZM150 246H151V245H150ZM154 246H156V244H155ZM60 247H61V246H60ZM113 247H114V245H113ZM152 247H153V246H152ZM70 248H72V247H70ZM77 248H76V249H77ZM81 248H82V247L78 248L79 251H80ZM86 248H87V247H86ZM99 248H100V247H99ZM123 248H124V247H123ZM123 248H122V249H123ZM142 248H143V247H142ZM142 248H140V249H142ZM76 249L73 250V253H76V251H77ZM90 249H91V248H90ZM94 249H95V248H94ZM101 249H103V248L101 247ZM101 249H100V250H101ZM143 249H144V248H143ZM155 249H156V247H155ZM155 249L153 248V250H155ZM60 250H61V249H60ZM70 250H71V249H70ZM70 250H68V251L71 252ZM82 250H85V248H83ZM82 250H81V251H82ZM97 250H98V249H97ZM104 250H106V249H104ZM108 250H109V249H107V251H108ZM113 250H114V249H113ZM113 250H112V251H113ZM148 250H149V249H148ZM148 250H147V251L145 250V252H150V251H148ZM151 250H152V249H151ZM64 251H66V250H64ZM64 251H63V252H64ZM68 251H67V252H68ZM74 251H75V252H74ZM79 251H78V252H79ZM86 251H87V250H86ZM88 251H89V250H88ZM88 251H87V252H88ZM102 251H103V250H102ZM110 251H111V250H110ZM120 251H121V249H120ZM122 251H123V250H122ZM124 251H125V250H124ZM130 251H131V250H130ZM130 251H128V252H130ZM155 251H156V250H155ZM168 251H169V250H168ZM168 251H167V252H168ZM84 252H85V251H84ZM84 252H83V254H84ZM87 252H86V254H87ZM103 252H104V251H103ZM105 252H106V251H105ZM113 252H114V251H113ZM132 252H134V251H131V253H132ZM140 252H141V250H140ZM157 252H158V250H157ZM163 252H162V253H163ZM65 253H66V252H65ZM73 253H72V254H73ZM94 253H95V251H94ZM101 253H102V252H101ZM118 253H119V252H118ZM121 253H122V252H121ZM125 253H126V252H125ZM150 253H151V252H150ZM152 253H153V252H152ZM164 253H165V252H164ZM81 254H82V252L79 253V255H81ZM91 254H93V253H91ZM96 254L99 255V252L97 253V251H96ZM96 254H95V255H96ZM103 254H104V253H103ZM105 254H106V255H102V256H103V257L106 256V258H107V257H110L109 255L107 256V253H105ZM110 254H112V253L110 252ZM126 254H127V253H126ZM132 254H133V253H132ZM138 254H140V253H138ZM142 254H144V253H142ZM157 254H158V253H157ZM159 254H160V253H159ZM74 255H76V254H74ZM79 255H77V256H79ZM87 255H88V254H87ZM115 255H116V254H115ZM120 255H121V254H120ZM123 255H124V254H123ZM134 255H135V253H134ZM160 255H161V254H160ZM162 255H163V254H162ZM77 256H76V258H77ZM81 256H82V255H81ZM84 256L87 257L86 255H84ZM88 256H89V255H88ZM92 256H93V255H92ZM100 256H101V255H100ZM129 256H131V255H129ZM154 256H155V255H154ZM154 256H153V257H154ZM168 256H169V255H168ZM85 257H84V258H85ZM111 257H112V256H111ZM117 257H119V255H118ZM120 257H121V256H120ZM123 257H124V256H123ZM125 257H126V256H125ZM125 257H124V258H125ZM127 257H128V256H127ZM135 257H136V256H135ZM138 257H139V256H138ZM157 257H158V256H157ZM160 257H161V256H160ZM160 257H159V258H160ZM79 258H80V260H82L83 256H82V257L79 256ZM79 258H78V259H79ZM90 258H91V257H90ZM90 258H88V261H86L87 258H85V259L83 260V261H85V264H87L86 262H89V261H90V260H89ZM97 258H99V257H97ZM97 258H96V259H97ZM101 258H102V257H101ZM112 258H113V257H112ZM164 258H165V257H164ZM93 259H94V258H93ZM104 259H105V258H104ZM108 259H109V258H108ZM108 259H107V260H108ZM113 259H114V258H113ZM115 259H116V258H115ZM74 260H75V259H74ZM91 260H92V259H91ZM98 260H99V259H98ZM110 260L112 261V259H110ZM110 260H109V261H110ZM117 260H118V259H117ZM120 260H121V259H120ZM153 260H154V259H153ZM165 260H168V259H167V254H166V258L164 259V261H165ZM77 261H79V260H77ZM93 261H94V260H93ZM93 261H92V262H93ZM100 261H102V260H100ZM105 261H106V259H105ZM115 261H116V260H114L113 262H115ZM123 261H124V259H123ZM126 261H127V260H126ZM140 261H142V260H140ZM156 261H158V260H156ZM159 261H160V260H159ZM159 261H158V262H159ZM169 261H170V260H169ZM80 262H81V261H79V263H80ZM107 262H108V261H107ZM117 262H118V261H117ZM138 262H139V261H138ZM146 262H148V261H146ZM76 263H77V262H76ZM76 263H74V264H76ZM96 263H97V262H96ZM96 263L94 262V264H96ZM98 263H99V262H98ZM101 263H102V262H101ZM115 263H116V262H115ZM120 263H121V261H120ZM144 263H145V262H144ZM155 263H156V264H160L161 261H160L159 263H157V262H155ZM155 263H154V264H155ZM80 264H81V263H80ZM91 264H92V263H91ZM104 264H105V262H104ZM108 264H109V263H108ZM110 264H112V262H111ZM126 264H128V263H126Z\"/></svg>",
	"mask_w": 264,
	"mask_h": 264
}]
</instances>
